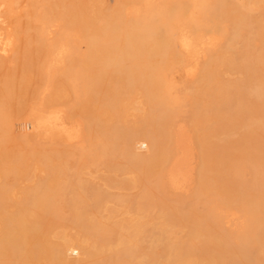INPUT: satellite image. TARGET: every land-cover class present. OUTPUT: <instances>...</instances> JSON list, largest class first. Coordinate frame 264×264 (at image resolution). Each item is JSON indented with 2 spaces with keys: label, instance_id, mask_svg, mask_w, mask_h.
<instances>
[{
  "label": "rangeland",
  "instance_id": "1",
  "mask_svg": "<svg viewBox=\"0 0 264 264\" xmlns=\"http://www.w3.org/2000/svg\"><path fill=\"white\" fill-rule=\"evenodd\" d=\"M72 1V2H71ZM76 1V2H75ZM122 1H125V0H0V64H2V65H0V84H1V86H0V88H1V90H0V94L1 95H3L2 97H4V98H2V97H0L2 100H4L5 99V97H6V99L8 98L7 96H6V94L8 95V94H12V93H10L11 92V90L12 91H14L13 92V96L12 97H10V98H8V100L10 101H8V100H5L6 102H4V101H2L1 102V99H0V102L1 103H3V106L1 105L0 107H2V108H0V110L2 111H0L1 113V116H2V114H3V116L6 118V120H4V118L2 119V117H0V119H1V122H3V123H5L4 125H5V127H0V130H1V128H2V130H7L8 129V127H9V131H10V133H9V131H7V133L8 134H6V132H0V136H2L3 134H4V137H2L3 139L4 138H6V137H10V139L8 140V138H6L5 139V141H4V147L6 148V150L4 149V147L3 148H1L3 145V142H1L2 144H0V168H2V170H0V189L2 190V191H0V192H4L5 190H7L8 188V192H9V190H10V192H12V193H8L7 194V191H6V203H7V206H5V207H8L7 208V213L6 212H4V216H6L10 211L11 212H15L16 210H18V211H21V209L22 210H24V211H22L23 213L25 212V209H23V208H26L25 207V205L23 204V203H21V202H24L23 201V198H24V196L26 197V194H27V192H30L33 188H30V187H33V185L36 183L37 184V182L38 181H40V179H44L45 178V174H46V169H44L45 168V164L47 163V162H49V160H50V164H48V165H53V166H51V167H54V168H56V172H58V175H57V173H56V175H55V177L59 180H57V184L58 183H60V185H62V183L63 182H66V183H63L64 185H66L65 187H63V185L60 187V185H59V188H58V185H57V194L55 195V197H58L59 195L58 194H60V193H62L63 192V194L64 195H62L61 194V197L59 196L58 198H60V199H58V198H55L54 197V200H56V201H54L53 203L54 204H52L51 202L49 203V204H52V206L51 205H49V204H47V208H48V211H47V208H46V206L44 207V209H46L45 211H44V209H35V211H34V209L32 208V209H29L28 207H27V209H26V211L27 210H29L28 212H26L25 214H26V216L28 217H26L27 218V221L25 222V224H24V226H26L27 227V225H29V226H31V225H33V224H35L36 223V225H35V227L38 229V231L40 232V236L42 237L41 239H37V240H33L34 242H32V244L30 245V249H31V252H30V250H29V248H26L25 250H26V252H27V254H28V256H29V260L30 261H26V262H24V263H22L21 261H17V259H15V264H36V263H38V264H51V262H52V264H144V262H142L143 260L142 259H144L143 258V253L145 254L146 252H147V249H148V242L145 240V241H143V242H145L144 244H143V242H141L142 243V245H141V243L140 244H138V247L139 248H137V250L134 252V254L132 255V257H128V256H120V254L118 253V250H119V247L116 245V240L118 239V238H120V237H122L121 235H123L124 233L127 235V237H128V234H129V236H131L132 234H134L133 236H143V235H146L149 231H150V229H153V228H155V227H157V225H158V227H162L168 234H172V236H171V234H170V238L171 239H173L172 241V243L174 244V246L175 245H177V243H178V245H179V247L178 246H176V248L173 250V253H175L174 255H170L171 257H170V259L168 260V262L166 263V262H162L161 261V259L159 258V257H161V248L160 247H156L157 249H153V251H155L154 252V257H156V259H158V260H160L159 261V263L160 262H162V263H160V264H176V262H177V264H179V262L182 260L183 262H185L186 264H190L191 262V264H195L196 263V259L198 258V254H200L199 256V259H197V262H198V264H211V261L213 262V260L214 259H212V256H211V258H210V255H213L214 253V257L213 258H215L216 256L218 257V256H222V258L224 257L223 255L224 254H226L227 253V255L225 256V257H227V256H229V257H231V259L233 258H237V259H239L238 257H240L238 254H236V253H233L234 255L236 254L237 256H232L233 254H232V252H233V249H231L232 250V252L230 251V248H231V246L230 245H228V244H232V243H228V240H229V237H231L232 238V235L234 234H231L230 235V232L232 233V229H229L228 228V226L229 227H231V225H233L232 226V228L234 229V232L236 231H238V229L239 228H241V226H242V224H243V222H244V217L243 216H241L240 214H243V212H242V210L244 209V208H246V207H248V208H250V209H252V207L253 208H258V204H259V202H260V204H259V206L261 205V204H264V199H262V198H264V191H262L263 190V187H264V155H263V151H264V131H262V130H264V107H262L261 108V106H262V103H260V102H263L261 99H258L254 94H253V91L258 87V85L261 83V84H264V79H263V76H264V71H263V69H264V58L262 57V56H264V45H262V44H264V18H263V16L262 15H264V1L263 0H227L226 2L227 3H223V5H221V7H222V9H224V19H223V17L219 20V21H216V22H218V29H216V33H214V32H212V30H208V29H206V26H204V25H206L205 24V14L207 13V12H209L210 10L212 11V9H214V7H216V3H217V5L219 4V1L220 0H213V1H215L216 3H213V1L212 0H204V1H202V0H190V1H192V3L190 2L189 3V0H178V2L176 3V0H168V1H170L171 3H167V2H165V0L164 1H162V0H157V1H159V3L158 2H156V0H140L141 2H139V0H126V2H128V3H126V2H123L122 3ZM131 1V2H130ZM139 3H138V2ZM151 1H153V2H155V4L158 6L157 8H159V7H162L163 9H164V5H163V3L162 2H164V4H166L165 5V8L167 9V10H161V8H160V11H162V12H165V15L166 14H168V13H170L171 14V12H172V14H173V12H175V11H177L179 8H177V10H175L174 8L177 6H180V3L181 2H183L182 4H184V5H182V6H180L181 8L183 7L184 9H186V7H187V10H185V11H188V6H189V11H188V13L187 12H185L183 9H181V10H183L184 12H182L183 13V17H184V13H185V16L188 14V18H183V17H178V16H182V13H180V11L181 10H178L177 11V15H178V13H180L178 16H174L175 18L176 17H178V19L176 18V20H174L175 18H173V16H172V14H171V17H169L170 16V14L169 15H167V16H165L164 14H161V16H163V17H161V18H159V16H160V14H159V16H158V9H157V12H156V9H155V5L151 2ZM160 1H162V2H160ZM167 1V0H166ZM175 1V2H174ZM179 1H181V2H179ZM242 1V2H241ZM255 1H257V3H255ZM29 2V3H28ZM46 2V3H45ZM133 2V3H132ZM187 2V3H186ZM201 2V3H200ZM210 2V3H209ZM235 2H238L240 5L238 6V3H236L235 4ZM244 2V3H243ZM48 3V4H47ZM61 3V4H60ZM162 3V6L160 5H158V4H161ZM176 3V4H175ZM178 3H179V5H178ZM209 3V5L210 6H212L211 8L210 7H206V6H208V5H206V4H208ZM213 5H212V4ZM229 3V4H228ZM241 3H243V4H241ZM258 3H260L261 4V6H260V4H258ZM28 4V5H27ZM124 4H126V5H124ZM148 4V5H147ZM150 4H153V6L154 7H151V5ZM176 5L175 7H173V5ZM204 5V7L203 6H201V5ZM248 4H249V6H248ZM258 4V7H260L261 9L259 10L258 9V7L256 6V5ZM133 5V6H132ZM134 5H136L138 8H136V7H134ZM168 5H170V6H168ZM231 5V6H230ZM233 5V6H232ZM235 5V6H234ZM242 5V6H241ZM244 5H246V6H244ZM200 6H201V8H200ZM227 6H229V9H227ZM256 6V7H255ZM126 7V8H125ZM140 7V8H139ZM148 7H150V8H148ZM220 7V8H221ZM240 7H242V8H240ZM263 7V8H262ZM49 10H48V9ZM128 8V9H127ZM134 8V9H133ZM136 8V9H135ZM148 9V10H144V9ZM232 8V9H231ZM12 10V13H11V10ZM36 9H41V13L40 12H38V13H40V14H38L36 11ZM121 9V10H120ZM135 12H132V10ZM140 9V10H139ZM151 9L153 10H155V15L152 13L153 11H151ZM170 9V10H169ZM203 9H204V11H203ZM245 9V10H244ZM249 9V10H248ZM112 10V11H111ZM114 10V11H113ZM126 10H128V12H129V14H128V12H127V15H126ZM173 10V11H172ZM175 10V11H174ZM226 10V11H225ZM237 10V11H236ZM259 10V11H258ZM263 10V11H262ZM14 11V12H13ZM22 11H24V12H22ZM40 11V10H39ZM48 11V12H47ZM122 11V12H121ZM139 11V12H138ZM149 11V12H148ZM235 12V14H234V12ZM244 11V12H243ZM254 11H255V13H254ZM144 12H147V13H145V14H143ZM150 12L154 15H150V16H148V14H150ZM161 12V13H162ZM167 12V13H166ZM201 12V13H200ZM204 12V13H203ZM231 14H230V13ZM252 12V13H251ZM262 12H263V14H262ZM27 13H31V16H30V14H28L27 15ZM37 13V14H36ZM47 13V14H46ZM100 13V14H99ZM113 13V14H112ZM118 13V14H117ZM156 13H157V15H156ZM245 13V14H244ZM4 14V15H3ZM8 14V15H7ZM10 14V15H9ZM13 14V15H12ZM49 15V16H46V15ZM109 14V15H108ZM175 15H176V13H174ZM197 14V15H196ZM202 14H204V15H202V17H203V20H202V18H200V16ZM243 14V15H242ZM257 14V15H256ZM15 15V16H14ZM27 15V16H26ZM44 15V16H43ZM56 15V16H55ZM100 15V16H99ZM116 15H118V17H117V19H116ZM226 15V16H225ZM251 15V16H250ZM260 15V16H259ZM9 16H11L12 18H9ZM33 16V19L34 20H32V21H30V22H32V25H33V27H32V25H31V23L29 22V20H31L30 19V17H32ZM37 16V17H36ZM60 16V17H59ZM64 16V17H63ZM108 16V17H107ZM125 16H127V17H125ZM136 16H137V18L140 20V19H150V17L151 18H154L153 20L154 21H156V22H158V21H160L161 20V22L163 23V25H164V27H165V34H166V37L168 38V40H171V44H175V45H171L170 44V47H169V49L168 50H166V52H165V50H163V49H161V51L160 50H157L156 51V53H155V55H154V53H153V55L154 56H156V57H158V58H155L154 57V59L156 60V61H165L163 64H162V66H161V71H160V79L158 78L159 76H157V77H155L154 78V80H153V85L150 87V90H147V86L146 85H144V84H146V81H144L143 82V79H141V80H139L140 78H138V77H132L131 79V81H127V78H125L126 76L124 75V74H121V73H117V71H110L111 72V74H110V72L109 71H107V69H106V71H107V73H106V76H105V78H104V76L101 78V80H96L95 82H94V86H92V92H91V94H90V101H87L88 103H83V105H82V107H80V109H79V107H73V97H72V95H71V90H70V86H68V84L66 83V81H68L69 80V82L70 83H72V82H74V81H72L71 79V76H70V72H69V70L70 71H72V72H75L76 70H79L81 73H86L88 76H91L92 74H95V72H96V74H97V72L99 71V70H101V67L100 66H102L103 67V65L101 64H99V62H96L95 60H92L90 57H92L93 58V56H95L96 58H100V59H102L103 57H104V43H103V41H102V39L103 38H105V39H103L104 41H106V47L108 46V48H110V50H112V48H111V46L113 45V50H120V45H121V47L123 46V44H124V36H122V35H125V32H126V30L130 27V25L132 24V21L133 20H137V18H136ZM148 16V17H147ZM156 16V17H155ZM245 16H248V17H245ZM257 16V17H256ZM18 17H20V20H21V17H23V20H21V22H19L20 20H19V18ZM52 17V18H51ZM67 17V18H66ZM120 17V18H119ZM197 17V18H196ZM240 17V18H239ZM243 18V20L244 19H246L245 21H243L242 20V18ZM245 17V18H244ZM263 19H262V18ZM18 18V20L17 21H12L13 23H11V20H14V19H17ZM29 18V19H28ZM38 18H39V20H38ZM42 18V19H41ZM62 18V19H61ZM102 18L104 19V18H106L105 19V23L104 24H99V23H102V21H104V20H102ZM109 18V19H108ZM130 20H129V19ZM247 18H249V19H247ZM253 18V19H252ZM59 19V20H58ZM114 19H116V20H118L119 19V21H116V20H114ZM128 19V20H127ZM185 19V20H184ZM192 19H195V20H197V21H195V22H198L199 20V22H202L203 23V26H202V24H200V23H195L194 21H190V23L192 22L193 24L192 25H190V23H188L189 21L188 20H192ZM199 19V20H198ZM235 19V20H234ZM252 19V20H251ZM28 20V21H27ZM42 20H51V21H45V22H43V24H45L46 26V29L47 30H49V31H47L46 29H45V27L43 26V24L41 23L42 22ZM55 20H57V21H59V22H57L56 21V23H55ZM87 20V21H86ZM102 20V21H101ZM132 20V21H131ZM184 20V21H183ZM188 22H187V21ZM202 20V21H201ZM260 20V21H259ZM37 21V22H36ZM101 21V22H100ZM108 21V22H107ZM115 21V22H114ZM127 21V22H126ZM176 21V22H175ZM181 22V23H184L185 25H186V22H187V24H188V26H184V24H180L179 22ZM204 21V22H203ZM228 21V23H230V24H226L227 26H224L223 24H224V22H227ZM234 21V22H233ZM243 21V22H242ZM248 21H250L251 22V24H250V22H248ZM261 22V24L259 23V22ZM24 22V23H23ZM40 22V23H39ZM47 22V23H46ZM54 22V23H53ZM72 22H74V23H72ZM78 24H77V23ZM130 22V25L129 24H127V23H129ZM242 22V23H241ZM248 22V23H247ZM254 22V23H253ZM256 22H258L257 24H256ZM50 23H53V25L54 24H56L55 25V28H53L54 26H52V25H50L49 26V24ZM59 25H58V24ZM109 23V24H108ZM112 23V24H111ZM159 23V22H158ZM223 23V24H222ZM233 23V24H232ZM242 24L241 26L243 27V30H244V32L246 33V34H249V32H250V38L251 37H254L255 36V34L257 33H259L258 35H257V38H259V37H262V38H259V40L258 39H256L258 42H256V44L255 43H252L251 45L252 46H254V45H256V50H254L253 51V53L250 55V53H249V51H247V57L249 58V62L248 63H253V64H247L248 66H246L247 68V70H246V72L244 73H242V74H239L238 72H233V71H230V69H229V66H228V62H227V60H228V58H229V56L231 55V54H234L235 55V52L238 50V51H240V49H243V45H241V42L243 41H241V39H238L237 41H235V42H232V47H233V50L234 51H232V50H229V46H228V44H229V40H230V38H231V30H232V27H234L235 25L234 24ZM19 24L21 25V26H19ZM38 25V30H39V28L41 29V32H39V31H35V30H37V25ZM198 24H200V27L198 26V28H197V26L196 25H198ZM247 24V25H246ZM255 25V29H254V25ZM11 25V26H10ZM31 25V26H30ZM111 25H114L113 27L111 26ZM126 25V26H125ZM234 25V26H233ZM253 25V26H252ZM260 25L261 26H263L262 27V29H261V27H260ZM24 26V27H23ZM61 26H62V28H61ZM74 28H73V27ZM117 27V29H116V27ZM120 26V28H121V30L122 31H120V28H118ZM128 26V27H127ZM191 27L192 29H193V33H192V29H191V31H189L190 30V28H189V33L191 34L189 37L188 36H186V29L188 28V27ZM245 26V27H244ZM250 26L251 27H253V28H250ZM258 26V27H257ZM25 27H32L30 30H31V32H29L30 30L29 29H25ZM44 27V28H43ZM59 27V28H58ZM186 29H185V28ZM205 27V28H204ZM260 27V28H259ZM10 28V29H9ZM34 28H36V29H34ZM64 28H66V29H64ZM179 28H180V30H179ZM200 28H203L204 30H202V29H200ZM231 28V29H230ZM244 28H247L246 30L244 29ZM258 28H259V30H258ZM19 29V30H18ZM21 29V30H20ZM57 29V30H56ZM101 29V30H100ZM110 29H111V31H110ZM182 29V30H181ZM195 29V30H194ZM199 29V30H198ZM222 29H223V32H222ZM9 30H11L9 33H10V35H12V38H14L13 40L12 39H9V37H11V36H9L8 34V32L7 31H9ZM29 30V31H28ZM33 30V31H32ZM64 30H69V34H71V31L73 32L71 35H76L75 37H77V34H78V37L77 38H79L80 39V37H81V39L83 40V43L85 42L86 44V46H87V49L88 48H90V50H89V57L88 58H86V60L85 59H83V61H82V58H80V60H78L79 58H77V57H79L80 56V54L78 53L79 52V50H78V55L79 56H73V58H75L74 60L72 59V57H70L69 55L70 54H72V52L71 53H69L70 51H65V50H61V48L62 47H68V48H76L75 46L77 45V43H76V41H67V39L68 38H66V36L68 35V31H67V33H66V31L64 32ZM74 30V31H73ZM114 30H116L115 32H113ZM119 30V31H118ZM169 30H171V31H169ZM224 30H225V32H224ZM18 31H20V32H18ZM23 31V32H22ZM35 31V32H34ZM56 31V32H55ZM182 31H186L185 33H183ZM208 31V32H207ZM228 33H227V32ZM16 32L17 33H20V34H16ZM26 32H28L26 35H25V33ZM46 32V33H45ZM59 32H61V36H59ZM63 32V33H62ZM75 32H78V33H75ZM111 32H113V33H111ZM120 34H119V33ZM124 32V33H123ZM198 32H199V34H198ZM206 32V33H205ZM220 32V33H219ZM222 32V33H221ZM263 34H262V33ZM6 33H8V34H6ZM39 33H41V35L39 34ZM48 33L49 34H51V35H48ZM56 33L58 34V35H56ZM64 33H66V35H64ZM173 33V34H172ZM196 33V34H195ZM200 33L202 34V35H200ZM214 33V34H213ZM224 33V34H223ZM230 33V34H229ZM16 36H15V35ZM108 34H112V37H110V39L107 37V35ZM183 34H185V35H183ZM198 34V37L200 36V37H202L203 38V36H204V34H205V36L204 37H206L207 38V36L208 35H210L211 36V34H213L212 35V37H213V39H211L210 38V36H208V38L207 39H201V38H199V40H201V43H198L199 42V40H197L196 41V39H194V38H196L197 36H195V35H197ZM217 34V37L216 36H214V35H216ZM254 34V35H253ZM8 35V36H7ZM13 35H14V37H13ZM21 36V39H20V36ZM43 35V36H42ZM45 35L48 37V36H50V37H48V38H46L45 37ZM64 35V36H63ZM79 35H81L80 37H79ZM101 36V38H102V36H103V38L102 39H100L101 40V43H102V45H103V47H101L100 45V40H99V38H100V36ZM187 35H188V32H187ZM227 35V36H226ZM27 36H29V37H27ZM54 36H59V38H62V39H59L58 37V39L56 38V37H54ZM195 36V37H194ZM221 38H220V37ZM2 37H4L3 39H2ZM6 37H8V38H6ZM19 37V38H18ZM41 37H43V38H41ZM68 37V36H67ZM107 37V38H106ZM173 37V38H172ZM191 37V38H190ZM198 37H197V39H198ZM19 39V41L18 40H15V39ZM31 39L30 41L28 40V39ZM45 38V39H44ZM50 38V39H49ZM175 38V39H174ZM192 38H193V40H192ZM211 39V41H210V39ZM215 38H217V39H215ZM255 38H256V36H255ZM9 40V42H8V40ZM43 41V42H41V40ZM80 39V40H81ZM97 39V40H96ZM173 39V40H172ZM220 40V43H219V40ZM227 39H229V40H227ZM261 39L263 40L262 42H261ZM2 40H4V41H2ZM15 40V41H14ZM46 40H48V41H50V42H48V41H45ZM53 40V41H52ZM61 40H65V41H61ZM81 40V41H82ZM85 40V41H84ZM121 42H120V41ZM123 40V41H122ZM204 42H203V41ZM208 40H209V42H208ZM218 42H217V41ZM255 40V39H254ZM2 41V42H1ZM27 41L29 42V43H27ZM81 41H78V45H79V48H80V52H84V50H85V48H84V44L82 45L81 44ZM91 41V42H90ZM111 41V42H110ZM216 41V42H215ZM239 41H241V42H239ZM4 42H6L5 44H4ZM14 44H16V47H14L15 45H13V43ZM32 42V43H31ZM66 42H68V43H66ZM89 42H90V44H89ZM117 42V43H116ZM173 42V43H172ZM176 42V43H175ZM196 42V43H195ZM261 43V46H260V43ZM9 43L10 44H12V47H8L9 46ZM17 43L19 44V45H17ZM47 43V45H45ZM49 43V44H48ZM76 43V44H75ZM92 43H94V44H92ZM110 43H112V45H110ZM204 43V47H203V45H202V47H203V49H202V47L200 46L201 44H203ZM208 43H211L210 44V47H209V44ZM217 43V44H216ZM219 43V44H218ZM227 43V44H226ZM244 43V41L242 42V44ZM257 43L259 44V45H257ZM29 44V45H28ZM65 44V45H64ZM100 44V45H99ZM116 44V45H115ZM199 44V45H198ZM208 44V45H207ZM40 45H45V47L44 48H42ZM77 45V46H78ZM93 45V46H92ZM96 45H99V47H98V49H97V47H96ZM197 45V46H196ZM215 45H217V46H215ZM224 47H226V48H224ZM235 45V46H234ZM7 46V47H6ZM11 46V45H10ZM90 46V47H89ZM177 46V47H176ZM200 46V47H199ZM220 46L222 47V50H221V48H220ZM228 46V47H227ZM262 46H263V49H262ZM83 47V48H82ZM93 47V48H92ZM209 47V48H208ZM212 47V48H211ZM234 47H237V48H234ZM6 48V49H5ZM12 48H14L13 50H11ZM92 48V49H91ZM96 48V49H95ZM103 48V49H102ZM198 48H200V50H204L205 49V52H203V51H198L199 49ZM7 49H10V50H8L7 51ZM20 49V50H19ZM34 49V50H33ZM39 49H40V51H39ZM101 49V50H100ZM262 49V50H261ZM4 50H6V52L4 51ZM95 50V51H94ZM98 50H99V54H98ZM207 50V51H206ZM219 50V51H218ZM35 51V52H34ZM97 51V52H96ZM103 51V52H102ZM171 51V52H170ZM217 51V52H216ZM256 51V53H254ZM259 51L261 52V53H259ZM5 52V53H4ZM199 52V53H198ZM213 52V53H212ZM233 52V53H232ZM11 53V55H9ZM41 53V54H40ZM76 53V52H75ZM94 53H95V55H94ZM97 53V54H96ZM165 53V54H164ZM201 53V54H200ZM204 55H203V54ZM5 54V55H4ZM157 54V55H156ZM160 54H162V56L161 57H159L160 56ZM169 54V55H168ZM219 54V55H218ZM259 54V55H258ZM263 54V55H262ZM7 55V56H6ZM98 55V56H97ZM101 55H103V57L101 56ZM159 55V56H158ZM203 55V56H202ZM256 55H258V57L256 56ZM262 55V56H261ZM101 56V57H100ZM168 56V57H167ZM216 56V57H215ZM251 58H250V57ZM256 56V57H255ZM173 57V58H172ZM253 57H254V60H251V59H253ZM259 57H261V59H259ZM5 60H4V59ZM70 59L71 58V60H73L72 62L70 61V60H66V59ZM162 58V59H161ZM181 58V59H180ZM43 59V60H42ZM49 59V60H48ZM88 59V60H87ZM165 59V60H164ZM218 59V60H217ZM257 59V60H256ZM261 60L260 62H259V60ZM6 60H7V62H6ZM46 60V61H45ZM92 60V61H91ZM3 61V62H2ZM42 61V62H41ZM75 61V62H74ZM81 61V63H79ZM179 61V62H178ZM180 61H182L181 63H180ZM11 62V63H10ZM45 62H46V64H45ZM68 62V63H67ZM83 62V63H82ZM177 62V63H176ZM184 62V63H183ZM222 62V63H221ZM11 65H10V64ZM36 63V64H35ZM39 63V64H38ZM49 63V64H48ZM77 63H79V65L77 64ZM166 63V64H165ZM262 63V64H261ZM45 64V65H44ZM47 64L49 65L48 67H50V64H52L51 66H54V68L53 69H57L58 70V72L57 73H54V71L56 72V70H53V69H51V70H49V68H47ZM70 64V65H69ZM181 64V65H180ZM184 66H183V65ZM9 65V66H8ZM22 65V66H21ZM41 65V66H40ZM43 65V66H42ZM72 65H73V67H72ZM205 65V66H204ZM262 65H263V67H262ZM13 66V67H12ZM34 66H36V67H34ZM65 66V67H64ZM68 66V68L66 69V67ZM199 66V67H198ZM225 66V67H224ZM252 66V67H251ZM39 67H43V69L44 70H46L45 72H44V70L43 69H41L44 73L42 74V71L39 69ZM44 67H46L47 69H45ZM64 67V69H62ZM76 67V68H75ZM94 67V68H93ZM171 68V70H170V68ZM183 67V68H182ZM199 68V70H198V68ZM253 69V71H255V72H253L252 71V69ZM11 70H10V69ZM17 68V69H16ZM73 68V69H72ZM80 68H82V69H80ZM96 68H97V70H96ZM168 68V69H167ZM8 69V70H7ZM35 69V70H34ZM61 69V71H59ZM72 69V70H71ZM220 69V70H219ZM227 69H229V70H227ZM257 71H256V70ZM40 72H39V71ZM47 70H48V72H50V71H52L53 70V72H50V74H48V76H50L51 77V80H50V78L48 77V79L47 80H45V78H46V74L48 73L47 72ZM66 70V72L67 73H69V74H67L66 76H64L63 74H66L64 71ZM68 70V71H67ZM82 70H83V72H82ZM170 70V72H166V71H169ZM194 70H197L196 72L194 71ZM221 70L224 72H221ZM225 70V71H224ZM249 70L250 71H252L253 72V74H251V75H254L255 76V74L257 75V78H259V82H260V78H261V80H263V81H261L259 84L257 83L258 82V80H257V82H255L254 81V79H255V77H254V79H253V76H251L250 75V73H249ZM260 70V71H259ZM20 71V72H19ZM32 71H33V73H32ZM64 73H63V72ZM86 71H88V73L86 72ZM93 71V72H92ZM227 71H228V73H227ZM230 71V72H229ZM245 71V70H244ZM259 71V72H258ZM12 72V73H11ZM91 74H90V73ZM165 74H164V73ZM234 73V75H233V73ZM248 72V74H246ZM251 72V73H252ZM26 73V74H25ZM35 73V74H34ZM109 73V74H108ZM162 73V74H161ZM166 73H168V74H166ZM171 73V74H170ZM194 73V74H193ZM217 73H219L220 75H221V73H222V75L220 76L219 74H217ZM226 73V75H224ZM237 73V74H236ZM263 73V75H261V74ZM22 74H23V76H22ZM43 76H45V77H43ZM54 76H53V75ZM192 74H193V77H192ZM206 74V75H205ZM55 75H56V78H55ZM62 75L64 76V77H66L65 79H64V77H62ZM70 76V78H69V76ZM116 75V76H115ZM121 75V76H120ZM169 75V76H168ZM205 77H204V76ZM229 75V76H228ZM231 75V76H230ZM236 75V76H235ZM238 75H239V77H241V78H239L238 77ZM241 75V76H240ZM245 77H244V76ZM25 76V77H24ZM27 76H28V78H27ZM53 76V77H52ZM114 76V77H113ZM199 76V77H198ZM243 76V77H242ZM12 77V78H11ZM18 77V78H17ZM39 77V78H38ZM61 77V78H60ZM115 77L117 78V80L115 79ZM161 77H163V78H161ZM165 77V78H164ZM170 77V78H169ZM233 78V80H232V78ZM246 77H248V79H250V80H252V81H250L249 80V82H252L251 84H249V82H247L248 80L247 79H245ZM5 78V79H4ZM9 78H11L10 80H9ZM27 78V79H26ZM33 78H35V79H32ZM55 79L54 81H55V83H54V81H52L53 79ZM138 78V79H137ZM191 78V79H190ZM222 78V79H221ZM224 78V79H223ZM22 79V80H21ZM24 79H25V81H24ZM30 81H29V80ZM57 79V80H56ZM61 79V80H60ZM65 81H64V80ZM67 79V80H66ZM108 79V80H107ZM135 79V80H134ZM196 79V80H195ZM238 81H236V80ZM9 80V81H8ZM16 80H17V82H16ZM36 80H38L39 82H41V85H39L40 83L38 82V81H36ZM43 82H42V81ZM48 80H50L49 82H53L54 83V91L53 92H51L50 94H49V92L47 91V87H46V85L44 86L43 84L45 83V81H48ZM107 80V81H106ZM137 80V81H136ZM20 83H19V82ZM26 81H27V83H26ZM172 81V82H171ZM218 81V82H217ZM232 81H235V82H232ZM254 81V82H253ZM9 82V83H8ZM29 82H30V84H29ZM34 82H36V84L34 83ZM37 82H38V84H37ZM49 82H46L47 84H49ZM58 82H62V84L61 85H56V83H58ZM99 82V83H98ZM116 83V85H118V87L116 86V87H113L114 85H115V83ZM263 82V83H262ZM8 83V84H7ZM17 83V84H16ZM45 83V84H46ZM106 83V84H105ZM125 83V84H124ZM144 83V84H143ZM165 83V84H164ZM229 85H228V84ZM235 83H238V84H235ZM253 83H255L256 85H257V87H256V85L255 84H253ZM12 84V86H9V85H11ZM24 84L26 85H28V86H30L29 88L27 87V85L26 86H24ZM73 84H76V82L75 83H73ZM122 84V85H121ZM175 84V85H174ZM223 84V85H222ZM225 84V85H224ZM227 84V85H226ZM242 84V85H241ZM7 85V86H6ZM17 85V86H16ZM20 85H22L21 87H20ZM32 85H35V86H32ZM103 85V86H102ZM110 85V86H109ZM130 85H132V86H130ZM139 85H141L140 87H138ZM169 85V86H168ZM171 85V86H170ZM214 85V86H213ZM239 85V86H238ZM240 85L241 86H244V87H242V88H244V90L240 87ZM255 85V86H254ZM42 86V87H41ZM43 86H44V89H43V91L45 92H48V94L45 92H43L42 91V93H40L41 91V88H43ZM48 86V85H47ZM119 86L121 87V88H119ZM142 86L144 87V88H142ZM166 86H167V88H166ZM219 86H220V89L221 88H223L224 86H227V88L229 87L230 88V90H231V92L232 91H234V92H232L233 94L235 93V95H238V97L236 96V97H232L233 99H231V100H234V102L233 101H231L230 103H229V109H228V106H227V108H226V106L224 107V108H226V110L224 111V109H223V107H222V105H224V103H223V98H222V96L220 95V93L218 92V89H219ZM222 86V87H221ZM235 86L237 87V90H234V88H235ZM260 86V85H259ZM17 87H20L19 89L17 88ZM25 87H27L26 88V90L24 89ZM37 89H36V88ZM59 87V88H58ZM106 87V88H105ZM168 87H169V90H168ZM174 87V88H173ZM233 87V88H232ZM250 87V88H249ZM253 87H255V88H253ZM33 88H35L36 90H38V91H36L35 89H33ZM64 88H69V89H64ZM95 88V89H94ZM111 88H113V89H111ZM114 88H119V90H115ZM133 88V89H132ZM165 88L168 90V92H167V90L165 91ZM253 88V89H252ZM4 89H6V90H4ZM10 90V92H8L9 90ZM29 89V90H28ZM34 91V93H33V91ZM46 89V90H45ZM96 89H97V91H96ZM175 89V90H174ZM233 89V90H232ZM3 90V91H2ZM19 90V92L16 94V91H18ZM21 90V91H20ZM62 92H61V91ZM65 90H67V91H69V93L67 94V91H65ZM112 90H113V92H112ZM140 90V91H139ZM145 90V91H144ZM164 90V91H163ZM1 91L3 92V93H1ZM4 91H6V92H4ZM26 93H25V92ZM28 91V92H27ZM103 91H105L104 92V94H105V96L102 94L103 93ZM136 91V92H135ZM158 91V92H157ZM236 91V92H235ZM240 91V92H239ZM243 91V92H242ZM8 92V93H7ZM35 92H37V93H35ZM56 92H58V93H56ZM96 92V93H95ZM102 92V93H101ZM107 92H108V94H107ZM110 92V93H109ZM116 92V93H115ZM120 92V93H119ZM138 92H139V94H138ZM143 92H146V96H147V92H148V96L150 97H148V100L146 99V97L144 96L145 95V93H144V95L142 94ZM153 92V93H152ZM170 92V93H169ZM175 92V93H174ZM245 92V93H244ZM20 93H22V94H20ZM31 94V95H29V94ZM62 93V94H61ZM92 93H93V95H92ZM158 93V98H157V96L155 95V94H157ZM168 93V94H167ZM241 93V94H240ZM14 94H15V96H14ZM25 94H28V95H25ZM39 94V95H38ZM43 95L44 94V97H46V100H45V104L43 105V104H41V102H40V104L39 105H42V107H41V109L43 108V106H46V107H44L43 108V110H44V112L42 111V113H40V111H41V109H39L40 107L39 106H37L38 105V103H39V101H42L41 99L39 100V97H38V99H36L37 98V96H40V98H44L43 96L41 97V95ZM58 94L61 96V100L62 101H60V97L58 96ZM71 96H70V95ZM97 94V95H96ZM100 94H101V96H100ZM114 94V95H113ZM117 94V95H116ZM124 94V95H123ZM129 94V95H128ZM170 94H172V96L170 95ZM215 96H214V95ZM240 94V95H239ZM0 95V96H1ZM18 95V96H17ZM22 95H23V97H22ZM35 95V97H33ZM45 95H47V96H45ZM52 95V96H51ZM102 95H103V97H102ZM109 95L110 96H112L111 97V101L113 100V102H111V101H109V99L107 100V103H106V101L104 100V97L106 98V96H108L109 97ZM116 95V96H115ZM126 95H128V96H126ZM142 95V96H141ZM154 95V96H153ZM164 95H166V96H164ZM208 95V96H207ZM221 97H220V96ZM234 95V96H235ZM244 95H246V96H244ZM9 96V95H8ZM31 96V97H30ZM63 96V97H62ZM114 96H115V98H114ZM241 96V97H240ZM18 97H20V102L19 103H23V105L25 106V109H24V106L21 108V104H17L16 105V103H17V100H18ZM35 98V99H33V98ZM48 97V98H47ZM67 97V98H66ZM94 97V98H93ZM98 97H100V98H98ZM174 97V98H173ZM188 97V98H187ZM243 97H245L246 99H248V101L247 100H245V98L243 99ZM15 98H17V99H15ZM32 98V99H31ZM66 98V99H65ZM110 98V97H109ZM113 98V99H112ZM131 99V101L130 100H128V99ZM154 98H157V100L155 99L154 100ZM187 98V99H186ZM242 100H241V99ZM250 98H251V100H250ZM22 99H23V102H22ZM45 99V98H44ZM55 99V100H54ZM101 99V100H100ZM119 99V100H118ZM175 99V100H174ZM213 99H214V104H213ZM216 99V100H215ZM238 99V100H237ZM24 100H25V102H24ZM38 101V103H37V101ZM63 100H65V102L63 101ZM70 100H71V102H70ZM94 100H96V101H94ZM98 100V101H97ZM143 100V101H142ZM159 100V101H158ZM164 101V103L166 104V105H162L161 104V102L162 101ZM181 100V101H180ZM211 100H212V103H211ZM236 100H237V102H236ZM243 100H245V102H243ZM250 100V101H249ZM260 101V102H258V101ZM7 101H8V103H7ZM14 101L16 102V103H14ZM28 101V102H27ZM30 101V102H29ZM49 101V102H48ZM54 101V102H53ZM60 103H59V102ZM108 101H109V104H108ZM117 103H116V102ZM124 101L127 103V102H130V104L129 103H127V104H124ZM142 101V102H141ZM176 101V102H175ZM178 101H180V102H178ZM12 102V103H11ZM31 102H33V104H34V106H33V104H31L32 105V109L33 110H30V113H29V110H28V108H26V107H29V109H31V105H29ZM43 102V101H42ZM68 102V103H67ZM71 104H70V103ZM90 102V103H89ZM93 104H92V103ZM98 102H99V104H98ZM119 102V103H118ZM132 102V103H131ZM134 102V103H133ZM148 102H150V104L148 103ZM152 102V103H151ZM240 102V103H239ZM0 103V104H1ZM10 103V104H9ZM24 103H26V104H24ZM27 103H28V105H27ZM37 103V104H36ZM50 103H54L53 105L52 104H50ZM57 103H59V104H57ZM95 103V104H94ZM98 105H97V104ZM104 103H105V105H104ZM110 103L112 104V105H114V107H116V109L113 107V106H111L110 105ZM143 103V104H142ZM154 103V104H153ZM218 103V104H217ZM234 103H236V104H238V105H236V104H233ZM264 103V102H263ZM4 104H6V105H4ZM7 104H8V107L10 108V109H8V107L6 108V106H7ZM55 104H57V106L55 105ZM61 104V106L59 107V105ZM68 104V105H67ZM89 104V105H88ZM120 104V105H119ZM133 104H134V106H133ZM147 104L148 105H156V106H153V111H150V110H152L151 109V107H148L147 106ZM157 104H158V106H157ZM160 104H161V106H163L162 107V109H161V106H160ZM212 104L215 106H212ZM216 104V105H215ZM220 104V105H219ZM260 104V105H259ZM13 105V106H12ZM27 105V106H26ZM104 105V106H103ZM107 105H109V106H107ZM117 105V106H116ZM171 105H174V106H171ZM176 105V106H175ZM251 105V106H250ZM253 105V106H252ZM258 105H259V108H258ZM15 106V107H14ZM54 106H55V108L56 107H58L56 110H55V112L57 111V113H55L54 111L52 112V110L54 109ZM66 106H68V108L66 107ZM84 106H86V107H88V108H86L87 110L85 111L84 109H82ZM107 106V107H106ZM124 106V107H123ZM147 106V107H146ZM160 106V108H158ZM237 106V107H236ZM241 107V108H239L241 111H239V109H238V107ZM264 106V105H263ZM4 107V108H3ZM12 107V108H11ZM18 107V108H17ZM39 107V108H38ZM66 107V110H69V111H67L68 112V114L66 113V111H63L64 109L63 108H65ZM113 107V108H112ZM127 107V108H126ZM167 107V109H169L170 107H172L171 109H169L170 111H174V114H171L168 110V112L166 111V109H164V108H166ZM200 107V108H199ZM220 107H222V108H220ZM251 107V108H250ZM256 107V108H255ZM13 108H15V109H13ZM20 108V109H19ZM37 108H38V110H40V111H38L37 110ZM45 108H46V110H47V108L49 109H52V110H50L51 111V113H47V112H49V111H45ZM69 108H72L73 110H71V109H69ZM74 108H75V110H74ZM108 108V109H107ZM119 108H121V109H119ZM135 108V109H134ZM146 108L148 109V110H146ZM155 108H157V109H155ZM175 108H176V110H175ZM235 108L236 109H238V110H236V112H238L237 113V115L235 116V114H233V113H236V112H233V111H235ZM253 108H255V109H253ZM261 108V109H260ZM5 109H7V111L5 110ZM37 111H36V110ZM61 109V110H60ZM93 109V110H92ZM114 110V113H116V114H114V113H110V112H112V110ZM117 109H118V111H117ZM123 109L125 110V109H127V111H123ZM159 109V110H158ZM199 109V110H198ZM221 109L223 110V112L221 111ZM254 111H256V113H255V111L254 112H252V110ZM260 109V110H259ZM3 110H5L7 113H9V115H10V117L8 116V114L7 115H5L6 113H5V111L3 112ZM15 110H17L16 112H15ZM25 110V111H24ZM28 110V112H26ZM84 110V111H83ZM97 110H99V112L101 113H99L98 112V114L100 115L99 116V119H94L93 117V119L91 118V116H90V114L93 112V114H96V111ZM133 110V111H132ZM135 110V111H134ZM163 110V111H162ZM200 110H201V112H200ZM204 110V111H203ZM212 112H211V111ZM233 110V111H232ZM260 112H259V111ZM13 111V112H12ZM62 111V112H61ZM79 111V112H78ZM92 111V112H91ZM105 111V112H104ZM118 113H117V112ZM120 111V112H119ZM147 111V112H146ZM149 111V112H148ZM168 113V114H166V112ZM192 111V112H191ZM206 111H207V113H206ZM210 111V113H208ZM227 111H230L229 113L227 112ZM244 111H246V112H244ZM249 111V112H248ZM262 111V112H261ZM21 112L22 113H24V114H22L21 115ZM33 112V113H32ZM72 112V113H71ZM83 112V113H82ZM88 112H89V114H88ZM108 112V113H107ZM121 112H124V113H122L121 114ZM136 112V113H135ZM165 112V113H164ZM180 112V113H179ZM198 112H200V113H198ZM218 112V114H217V116H216V114L215 113H217ZM226 112V113H225ZM251 112V113H250ZM259 112V113H258ZM18 113V114H17ZM27 113H28V116H27ZM47 113V114H46ZM62 113H64V115H66L67 114V117L66 116H64ZM105 113V114H104ZM111 115H110V114ZM141 113V114H140ZM197 113V114H196ZM213 115H212V114ZM254 113V114H253ZM13 114V115H12ZM57 114V115H56ZM59 114V115H58ZM145 114V115H144ZM149 114V115H148ZM204 114V115H203ZM224 114H225V117H224ZM226 114H227V116H228V114L230 115V116H228V117H226ZM240 114H241V117H240ZM12 115V116H11ZM23 115H26L27 117H28V119L25 121V119L27 118L26 116H23ZM69 115V116H68ZM75 115H76V119H73L74 117H75ZM78 115H79V118H78ZM104 115V116H103ZM114 115V116H113ZM120 115V116H119ZM171 115V116H170ZM172 115H174V116H172ZM196 115H200V117H198V116H196ZM206 115H209V116H206ZM259 115V116H258ZM15 116V117H14ZM20 116V117H19ZM57 116V117H56ZM63 117L64 116V119L63 118H59V117ZM85 117V118H83V117ZM87 116H89V117H87ZM149 116V117H148ZM170 116V117H169ZM193 116H194V118H193ZM214 116H216L215 118H214ZM219 116V117H218ZM221 116H223L222 118H221ZM243 116V117H242ZM8 117V118H7ZM26 117V118H25ZM52 117H54L55 119H52ZM82 117V118H81ZM114 117V118H113ZM123 117V118H122ZM127 117V118H126ZM137 117H138V119H137ZM143 117H145V118H143ZM156 117V118H155ZM159 117V118H158ZM173 117V118H172ZM193 119H192V118ZM205 117H209V119L208 118H205ZM229 117H232V119L234 120V123L232 124V123H230L229 121H230V119L231 118H229ZM238 117V118H237ZM244 117L245 118H248L247 120H249L248 121V123L246 122V125L244 124L245 123V121H247L246 119H244ZM256 117V118H255ZM9 118H11V120H9ZM25 118V119H24ZM67 118H69L68 120H66ZM81 118V119H80ZM110 118H112V120L110 119ZM143 118V119H142ZM172 118V119H171ZM186 118V119H185ZM212 118V120H210ZM220 118V119H219ZM225 118H226V120H225ZM239 118H241L243 121H241V119H240V121L242 122V124H244V126H246V127H248V126H250L251 127V129H249V127H248V129L250 130V131H252L251 133H250V131L249 130H246L245 128L246 127H242L241 125V122L239 121ZM262 118H263V120H262ZM18 119H19V121H18ZM23 119H24V122H23ZM50 119L51 120H53V122L52 121H50ZM59 119H61L60 121H59ZM72 119H73V121L74 122H72ZM88 119V120H87ZM117 119V120H116ZM125 119V120H124ZM127 119V120H126ZM141 119V120H140ZM156 119V120H155ZM159 119V120H158ZM172 120V122H170L171 120ZM217 119H219V120H217ZM221 119L223 120V121H221ZM236 119V120H235ZM238 119V120H237ZM257 119V121H255ZM258 119L260 120V121H258ZM4 120V121H3ZM13 120V121H12ZM15 120V121H14ZM56 120L58 121V122H56ZM65 120V121H64ZM71 120V121H70ZM77 120V121H76ZM83 120V121H82ZM91 120L93 121V123L96 125V123H97V125H96V128H98V129H96L95 128V125L94 126H91ZM101 120L102 122L101 123H99V121ZM137 120H140V122L139 121H137ZM144 120V121H143ZM147 120V121H146ZM153 120V121H152ZM164 120V121H163ZM175 120V121H174ZM192 120V121H191ZM195 120H197V121H195ZM225 120V121H224ZM6 121L8 122V124L6 123ZM28 121V122H27ZM68 121V122H67ZM78 121H79V123H78ZM81 121H82V123H83V126H82V123H81ZM87 121V122H86ZM90 121V122H89ZM95 121H98V122H95ZM104 121H106V122H104ZM120 121V122H119ZM145 124V127L144 126H142L143 125V123ZM219 121H221V122H219ZM235 121L237 122V121H239L240 122V126H239V122H237V123H235ZM13 124H12V123ZM60 122V123H59ZM110 122V123H109ZM125 122V123H124ZM128 122V123H127ZM173 122H174V126H173ZM192 122V124H190ZM212 122L215 124H212ZM227 122H229V123H227ZM231 122H233L232 120H231ZM254 122H256V123H254ZM3 123H2V125H3ZM10 123H11V125L12 126H9L10 125ZM23 123V124H22ZM26 123V124H25ZM57 123V124H56ZM75 123V125H73ZM87 123V124H86ZM106 123V124H105ZM119 123V124H118ZM170 123H172V125L170 124ZM207 123H210V124H207ZM223 123H226L228 126L226 127L225 125L226 124H223ZM250 123V124H249ZM262 125H261V124ZM1 124V123H0ZM6 124L8 125V127L6 126ZM51 124V125H50ZM81 125L82 127H84V128H86L87 126H88V129H85V130H87L86 132H84L83 130V128L80 130V126L79 125ZM105 124V125H104ZM115 124H118V125H115ZM134 124H135V126H134ZM138 124V125H137ZM157 124V125H156ZM169 124V125H168ZM194 124V125H193ZM236 124V125H235ZM238 124V125H237ZM247 124H248V126H247ZM3 125V126H4ZM24 125V126H23ZM54 125H56V126H54ZM73 125V126H72ZM86 125V126H85ZM93 125V124H92ZM107 125V126H106ZM137 125V126H136ZM180 128V131H182L183 129V132L181 133L180 131L179 132H177L178 130H179V128H178V130H176V128H177V126ZM188 125H190L191 126V128H190V126H188ZM193 125V126H192ZM229 125H231V127H230V129L231 130H233L234 131V133H233V131H231L230 130V132H231V134H230V132H229V135H230V137H229V135H227L228 133L226 132H222V131H220V128L222 129V127L221 126H225L226 128H228L229 129ZM15 126V127H14ZM53 128H52V127ZM98 126V127H97ZM111 126V127H110ZM175 126H176V128H175ZM186 128H185V127ZM212 126H213V128H212ZM232 126H235V128L233 129L232 128ZM257 126H259V127H257ZM10 127H12V129L10 128ZM95 128V130H97V132L99 133V134H96V132L94 131V129L92 130L91 128ZM109 127V128H108ZM117 127V128H116ZM118 127H121V128H119L118 129ZM125 127V128H124ZM129 127V128H128ZM143 127V128H142ZM167 127H169V128H167ZM174 127V128H173ZM183 127V128H182ZM208 127H209V129H211V131H209V130H207L208 129ZM6 128V129H5ZM26 128V129H25ZM100 128H102V130L100 129ZM115 130H114V129ZM148 128V129H147ZM151 128V129H150ZM152 128H154V129H152ZM164 128V129H163ZM194 128V129H193ZM225 128V129H226ZM236 128H238V130H236ZM241 128H242V130H241ZM263 128V129H262ZM11 129V130H10ZM18 129V130H17ZM90 129V130H89ZM100 129V130H99ZM104 129H106V130H104ZM126 129V130H125ZM128 129H129V131H128ZM182 129V130H181ZM192 129V130H191ZM223 129H224V127H223ZM14 130L16 131V132H14ZM111 130V132L112 133H114L116 130H117V132H119V137H118V140H117V138L115 139H113V141L111 140L112 138H113V136H110L111 135V132L110 133H107V131H110ZM150 131V132H147V131ZM171 130H173L172 132L173 133H175V134H173L172 132H171ZM175 130H176V132L180 135V138L179 139H182V140H180L182 143H183V145H186L187 147H188V145H189V149L186 151L187 152V154L189 155V158H187V159H189V160H187L186 159V161H185V159H183V161H184V164H185V169H186V171H187V176H186V178H187V180H184V177L182 178H180V179H178V180H181V182H182V184L180 183V181H176V182H178L179 184H177V186H176V183H175V186H172L171 185V183L169 182V180H171V178L173 177L172 176V174L170 173V172H168L169 171V169H167V166H168V162H167V160L164 158L165 157V153H164V149H163V147H167V148H169V147H172V146H175V137H176V139H178L177 138V134H176V132H175ZM188 130V132H186ZM191 130V131H190ZM194 130H195V132H194ZM205 130V131H204ZM219 130V131H218ZM246 130V131H245ZM83 131V132H82ZM94 131V135H92V132ZM100 131V132H99ZM101 131H103V132H101ZM164 131V132H163ZM169 131H170V133H172L173 135V137L174 138H172V136H171V138H170V133H169ZM225 131H227V129L225 130ZM239 131H240V133H239ZM243 131V132H242ZM245 131V132H244ZM21 132V133H20ZM81 132L84 134V136L86 135L87 137H86V140H87V142H88V144L85 142L86 140H84L85 138L84 137H82V135L83 134H81ZM88 132H89V134H88ZM148 133V134H145V133ZM160 132V133H159ZM205 132H207V133H205ZM247 132H248V134H247ZM27 133H29L28 135H26V136H24L25 134H27ZM102 133V134H101ZM104 133V134H103ZM106 133V134H105ZM126 133H128V134H126ZM142 134L141 136L140 135H138V134ZM220 133H222V135L220 134ZM238 133L241 135H239L238 136ZM242 133H244V134H242ZM246 133V134H245ZM254 133V134H253ZM96 134V135H95ZM109 134V135H108ZM133 135L134 136V139H133V136H131L132 137V139H130L131 137H130V135ZM135 134V135H134ZM206 134V135H205ZM214 134V135H213ZM224 134H226L225 136L228 138H224ZM234 134H235V136H234ZM251 134V135H250ZM258 134V136H255V135H257ZM18 135H20V136H18ZM90 135H91V137H90ZM101 135V136H100ZM102 135L104 136V137H102ZM107 135H108V137L110 136V139H108L107 138ZM129 135V136H128ZM145 135H147L146 136V138H145ZM150 137H149V136ZM176 135V136H175ZM233 135V136H232ZM250 135V136H249ZM260 135V136H259ZM261 135H263V136H261ZM12 136V137H11ZM24 136V137H23ZM93 136H95V137H97V138H95V139H97L96 141H98V143H100V141H103V139H104V141L106 142H104V143H100V144H98V143H96V141H94V138H92ZM121 136H125L124 138H126V139H128V137H130L129 138V140L128 141H130V140H132L131 141V143L132 144H127V143H130V142H128L127 140V143H124L123 145H124V147H125V150H127V151H124L123 152V150H124V147L122 146V143H123V141L122 140H124V142H126L125 141V139L123 138V137H121ZM127 136V137H126ZM136 136V137H135ZM143 136V137H142ZM151 136H153V137H151ZM182 136V137H181ZM188 136V137H187ZM203 136V137H202ZM20 137H23L22 138V140L23 141H17V140H21V138ZM28 137V138H27ZM80 137H81V139H83V140H80ZM98 137L100 138V139H98ZM102 137V138H101ZM108 139V140H110L109 142H107L108 140L106 139V138ZM168 137V138H167ZM185 137H186V139H185ZM233 137V138H232ZM236 137H238V138H240V140L238 139V138H236ZM247 137H251V138H248L247 139ZM1 138V140L3 141V139ZM152 139V138H154V139H152V141L150 140V139ZM156 138V139H155ZM157 138H158V140H157ZM244 139V141L246 142L245 144H247V146L245 147L244 146V144H243V146L244 147H241L242 146V144H239L240 142H244L243 141V139ZM256 138V139H255ZM257 138H259L258 140H257ZM102 139V140H101ZM121 139V140H120ZM169 139H174L173 140V142H169ZM178 139V140H179ZM206 139V140H205ZM226 139V140H225ZM230 139H232V140H230ZM235 139V140H234ZM237 139L240 141L239 143H237L238 141H237ZM242 139V140H241ZM250 139L252 140V141H250ZM27 140L30 142V143H32V144H34V142H35V145H36V143H37V145L38 146H41V148L43 147L44 148V151L42 150V149H39V151L38 150H36V151H38V152H34L35 151V149H38V147H36V146H34L33 145V147H31V148H33L32 150H30V147H29V150H28V146H27V148H26V144H27ZM100 140V141H99ZM119 143H116V141ZM134 140V141H133ZM146 140V141H145ZM156 140V141H155ZM186 140V141H185ZM202 140H203V142H202ZM215 140V141H214ZM222 140V141H221ZM228 140H230V142H228ZM260 140H262V141H260ZM24 141H25V143H24ZM82 142L83 141V143L85 142V145L83 144V143H81V144H79L80 142ZM94 141V142H93ZM122 141V142H121ZM189 141H191V142H189ZM225 141H227V143L225 142ZM231 141H232V143H234V145L236 144V147H235V149H234V147H232V146H234L232 143H231ZM237 141V142H236ZM8 142V143H7ZM21 142H23L24 143V145H23V143H21ZM40 142V143H39ZM92 142H93V144H92ZM113 142V143H112ZM141 142V143H140ZM151 142V143H150ZM164 142V143H163ZM186 142H187V144H186ZM200 144H199V143ZM207 142V143H206ZM213 142H215V143H213ZM222 142H224L225 143V145H224V143H223V146H222ZM250 142H252L253 144H254V146H252V144H251V146H249V147H251V148H249L248 147V145H250ZM257 142H260V144L261 145H259ZM5 143H7V144H5ZM39 143V144H38ZM48 145H47V144ZM114 143L115 144H118V145H114ZM169 143V144H168ZM170 143H172V144H170ZM185 143V144H184ZM191 143H192V145H191ZM201 143H203V145L201 144ZM212 143H213V145H212ZM32 144H29V145H32ZM41 144V145H40ZM43 144V145H42ZM77 144H79V145H77ZM83 144V145H82ZM87 144V145H86ZM90 144V145H89ZM95 144V145H94ZM110 144V145H109ZM150 146H149V145ZM239 145V149H237L238 148V145ZM69 145V146H68ZM76 145V146H75ZM80 145H81V147H80ZM89 145V146H88ZM98 147H100L101 145V149L100 148H98ZM104 145H105V147H104ZM112 145H114V146H112ZM130 145H132V147L130 146ZM139 145V146H138ZM143 145V146H142ZM154 145V146H153ZM212 145V146H211ZM217 145V146H216ZM229 145H232L231 146V148H229L230 146ZM256 145H258V147L256 146ZM263 145V146H262ZM8 146V147H7ZM72 146H73V148H72ZM78 146H79V148H78ZM85 146H87V147H85ZM90 146H91V148H90ZM111 146V147H110ZM128 146V147H127ZM151 146H152V148H151ZM185 146V147H186ZM194 148H193V147ZM196 146H197V148H196ZM205 146H206V148H205ZM208 146V147H207ZM222 147V154L220 153L221 151V147ZM229 146V147H228ZM262 146V147H261ZM71 147L72 149H75L74 150V153H72L73 151H71L72 149L69 148ZM88 147H89V149H88ZM96 147L98 148V150L97 151H93L94 150V148L96 149ZM110 147V148H109ZM119 147V148H118ZM122 147V148H121ZM129 147H130V149H129ZM137 147V149H135ZM186 147V148H187ZM248 147V148H247ZM260 147V148H259ZM11 148V149H10ZM15 148V149H14ZM35 148V149H34ZM40 148V147H39ZM48 148H50V150H49V152H48ZM65 148L67 149V151L68 150H70L71 151V153H66V151H65ZM81 148V149H80ZM118 148V149H117ZM149 148V149H148ZM173 148H175V147H173ZM172 148V149H173ZM245 148V150L243 151V149ZM46 149V150H45ZM80 149V150H79ZM87 149H88V152H85V151H87ZM100 149V150H99ZM104 149H106V151H104ZM109 149H111V150H109ZM117 149V150H116ZM122 149V150H121ZM163 149V150H162ZM194 149L197 151L196 153L197 154H195V152H194ZM217 149V150H216ZM232 149H234L236 152H238L239 150H240V155H239V153H235V151L233 152V150ZM241 149H242V151H241ZM257 149V150H256ZM259 149V150H258ZM262 149V150H261ZM21 150H23V153H22V151ZM28 150V151H27ZM42 150V151H41ZM53 150V151H52ZM78 150V151H77ZM90 150V151H89ZM102 150V151H101ZM114 150H116V151H114ZM128 150H130V151H128ZM160 150H162V151H160ZM167 150H169V152H170V150H171V148L170 149H167ZM167 150H166V148H165V151L167 152ZM5 151V152H4ZM29 151H33V152H31V154H32V157H33V159H32V157H31V154H29L28 152ZM51 151V152H50ZM69 151V152H70ZM77 151V152H76ZM79 151H80V155H79ZM83 151H84V153H83ZM101 153H100V152ZM109 151V152H108ZM122 151V152H121ZM132 151V152H131ZM229 151V152H228ZM40 152H42V153H40ZM45 152V153H44ZM55 152H56V154H55ZM90 152V153H89ZM121 152V153H120ZM129 152V155L127 154ZM135 152V153H134ZM137 152V153H136ZM169 152L167 153V156H166V158L168 159V154H169ZM186 152H184L185 153V156L184 157H188V155H186ZM192 152V153H191ZM212 152V153H211ZM215 152V153H214ZM217 152V153H216ZM225 152V153H224ZM243 152V154H245V156H243V154H241ZM245 152V153H244ZM3 153V155H1ZM6 153V154H5ZM37 153V154H36ZM38 153H40L39 155H38ZM51 153H52V156H51ZM85 153H86V155H85ZM89 153V154H88ZM98 153V154H97ZM103 153V154H102ZM105 153V154H104ZM108 153V154H107ZM111 153V154H110ZM114 153V154H113ZM118 153V154H117ZM120 153V154H119ZM134 153V154H133ZM190 153V154H189ZM220 153V154H219ZM234 155H237V156H239V159H236L237 157L236 156H234L233 157V154ZM247 153L248 154H250L249 156L247 155ZM256 153V154H255ZM14 154H15V156H14ZM34 154H35V157H37L36 159H35V157H34ZM63 154V155H62ZM68 154H70V156L72 155V157L73 158H75V159H73L72 157L70 158L69 157V155ZM73 154H75V155H73ZM94 154V155H93ZM126 154L128 155V156H126ZM131 154H132V156H131ZM139 154V155H138ZM140 154H141V156H140ZM182 154V152L180 153L179 152V157H181L180 155ZM227 154H229L228 156L230 157H228L229 158V160H231L230 162H228L227 160ZM259 154V155H258ZM16 155H18L17 157H19V158H16ZM22 155H23V157H22ZM36 155H38V156H40V158L38 157V156H36ZM47 155V157H45ZM62 155V156H61ZM76 155H78V156H76ZM83 155V156H82ZM87 155H88V158H87ZM93 155V156H92ZM98 156V158L97 157H95V156ZM102 155V156H101ZM105 155H108V157L107 156H105ZM133 155H137L135 158L136 159H134L133 158ZM152 155H153V157H152ZM158 155V156H157ZM162 155V156H161ZM190 155H193V156H190ZM195 155H197V160L195 159ZM199 155L201 156V157H199ZM207 155V156H206ZM211 155V157H209V156ZM219 155H221V158H224V156H225V158L224 159H222L221 161H220V159H219ZM231 155H232V157H231ZM11 156V157H10ZM26 157V160H25V157ZM42 156H44L43 158H42ZM48 156H50V157H48ZM86 156V157H85ZM130 156V157H129ZM139 156V157H138ZM147 156V157H146ZM164 156V157H163ZM217 156H218V158H217ZM223 156V157H222ZM248 156V157H247ZM55 157V158H54ZM60 157V158H59ZM61 157H62V159H61ZM64 157H66V158H64ZM84 157H85V159H84ZM102 157H104V158H102ZM159 159V161H158V159ZM191 157H192V159H191ZM244 157V158H243ZM253 157H256V158H253ZM258 157V158H257ZM24 158V159H23ZM39 158V159H38ZM52 158H53V160H52ZM77 158H78V160H77ZM90 159L91 161H89V160H87V159ZM101 158V159H100ZM129 158H131L130 160H129ZM138 158V159H137ZM142 158V159H141ZM160 158H161V160H160ZM200 158H202V161L203 162H201L199 159ZM248 158V159H247ZM2 159V160H1ZM20 159V160H19ZM35 159V160H34ZM38 159V160H37ZM47 159V160H46ZM55 159H56V161H55ZM60 159H61V161H60ZM64 159V160H63ZM95 159V160H94ZM148 159V160H147ZM163 159V160H162ZM211 159V160H210ZM215 159H218V160H216L215 161ZM227 159V160H226ZM235 159V161H233ZM247 159V160H246ZM251 159V160H250ZM6 160H7V162H8V164H10V165H8L7 164V162H6ZM24 160V162H22ZM33 160L36 162V163H38L37 165H32V162H33ZM38 162H37V161ZM42 160H43V162H42ZM46 160V161H45ZM67 160H68V162H67ZM92 160H94V161H96V163H94V165L92 164L93 163V161ZM135 160V161H134ZM137 160H138V162H139V160L141 161L142 160V163L141 162H137ZM166 160V161H165ZM245 162H244V161ZM260 160H262V162L260 161ZM10 161H11V163H10ZM15 161V163L13 164V165H15L14 167H16V169L13 167V165H11L12 164V162H14ZM29 161V162H28ZM44 161H45V163H44ZM72 161V162H71ZM75 161V162H74ZM85 161V162H84ZM132 161H133V163H132ZM147 161H148V164H147ZM151 161V162H150ZM153 161V162H152ZM160 161L161 162H163L164 163V165H165V163H166V167H164V165H161L160 166ZM165 161V162H164ZM197 163H196V162ZM201 162V164L203 163L204 164V162H205V164H204V166H203V164L201 165L200 164V162ZM220 161V162H219ZM233 161V162H232ZM239 161H240V163H239ZM252 163H251V162ZM254 161H255V163H254ZM4 162L6 163L5 165H8V166H5L4 165ZM17 162V163H16ZM35 162H33V163H35ZM76 162H78V163H76ZM82 162V163H81ZM192 162V163H191ZM195 162V163H194ZM198 162H199V165H201L200 166V169H198V167H199V165H198ZM212 162V163H211ZM225 162H227V163H225ZM256 162H258L257 164H256ZM1 163H3L2 164V166H1ZM20 163V164H19ZM23 163H26L27 164V166H25V165H23ZM35 163V164H36ZM44 163V164H43ZM60 163H65V164H60ZM135 163V164H134ZM138 163V164H137ZM151 163H152V165H151ZM163 163H161V164H163ZM211 163V164H210ZM213 163H214V166H213ZM224 163V164H223ZM231 165H230V164ZM236 163V164H235ZM248 165H246V164ZM254 163V164H253ZM17 164V165H16ZM77 164V165H76ZM92 164V165H91ZM137 164V165H136ZM146 164H147V166H146ZM186 164H188V165H186ZM192 164V165H191ZM209 164V165H208ZM222 164V165H221ZM226 164V165H225ZM22 165V166H21ZM30 165H32V166H30ZM39 165L41 166V167H39ZM44 165V166H43ZM60 165H63V166H61L60 168H59V166ZM64 165L66 166V167H64ZM126 165V166H125ZM134 165V166H133ZM142 168H140L139 166ZM145 167H143V166ZM151 165V166H150ZM193 165H194V167H193ZM196 165V166H195ZM197 165H198V167H197ZM227 165H228V168H227ZM231 167H230V166ZM232 165H239V166H237V168H236V166L234 167V166H232ZM246 166V168H245V166ZM250 165V166H249ZM263 165V166H262ZM10 166V167H9ZM11 166H12V169H11ZM81 166V167H80ZM120 166V167H119ZM138 166V167H137ZM186 166H188V167H186ZM244 166V167H243ZM5 167H7V168H5ZM21 167H23V168H21ZM29 167V168H28ZM32 167V168H31ZM36 167V168H35ZM39 167V168H38ZM44 167V168H43ZM129 167V168H128ZM147 167H149V168H147ZM162 167V168H161ZM165 168V172H166V170H167V173H168V175L170 174V176H166L167 174H165V172L162 170V169H164ZM169 167V166H168ZM201 167H203V168H201ZM213 167V168H212ZM221 167V168H220ZM226 167V168H225ZM234 167V168H233ZM249 167H252V169L250 170L249 169ZM256 167V168H255ZM4 168V169H3ZM9 168L11 169V170H9ZM14 168V169H13ZM27 168H28V170H27ZM36 169V172H35V174H33V172L35 171V169ZM38 168V169H37ZM57 168H59V169H57ZM62 168V169H61ZM64 168H66L65 170H64ZM70 170H69V169ZM118 168V169H117ZM140 168V169H139ZM144 168V169H143ZM196 168L199 170L198 172H200V173H198V172H196L195 170H196ZM212 168V169H211ZM215 168V169H214ZM225 168V170H223V169ZM239 168H240V170H239ZM241 168H242V170H241ZM244 168H245V170H244ZM248 168V169H247ZM258 168V169H257ZM31 169V170H30ZM33 169H34V171H33ZM41 169H43V171L41 170ZM120 169V170H119ZM139 169V170H138ZM149 169H150V171H149ZM154 169V170H153ZM228 169H230V170H228V172H226ZM232 169H235V170H232ZM13 170V171H12ZM26 170V171H25ZM41 170V171H40ZM55 170V169H54ZM58 170V171H57ZM67 170V172H68V175H69V177H68V175H67V172H64V171H66ZM75 170V171H74ZM107 170V171H106ZM124 170V171H123ZM145 170V171H144ZM162 170V171H161ZM247 170H248V172H251V173H248L249 174V178H248V176H247V178H246V174H247ZM1 171H3V172H7V176H3V172H1ZM11 171V172H10ZM15 171L17 172V173H15ZM70 171H71V173H70ZM106 171V172H105ZM113 171V172H112ZM148 171V172H147ZM156 171V172H155ZM157 171H159V173H157ZM189 171V172H188ZM192 171V172H191ZM205 171V172H204ZM208 171H209V173H208ZM224 171H225V173H224ZM232 171V172H231ZM235 171L237 172V173H235ZM254 173H253V172ZM8 172H10V173H8ZM12 172H14V173H12ZM26 172V173H25ZM29 172L31 173V174H29ZM40 172H42L44 175H43V177H42V173H41V176H38V175H40ZM64 172V174H62ZM130 172L132 173V174H130ZM144 172V174H141V173H143ZM160 172H161V175H158V174H160ZM162 172H164V174L162 175ZM204 172V173H203ZM241 172V173H240ZM244 172V173H243ZM4 173V174H5ZM28 173V174H27ZM72 173H75V174H72ZM78 173V174H77ZM80 173V174H79ZM116 173V174H115ZM135 173V174H134ZM194 175H193V174ZM222 173V175H220ZM234 173V174H233ZM253 173V174H252ZM2 174V175H1ZM9 174V175H8ZM12 174H14V176L12 175ZM18 174V175H17ZM21 174V175H20ZM26 174V175H25ZM60 174H62V175H60ZM66 174V175H65ZM112 174V175H111ZM200 174V175H199ZM222 177V176H224L225 174H228L227 176H224L223 178H221L219 175ZM239 174V175H238ZM247 174V175H248ZM252 174V175H251ZM255 174V175H254ZM32 175L34 176V178L35 179H33L32 178ZM37 175V176H36ZM74 175V178H77V179H75L74 180V178L72 177ZM124 175V176H123ZM130 175V176H129ZM241 175H244L243 177L241 176ZM254 175V176H253ZM15 176H17V177H15ZM63 176H65V177H67V178H63ZM76 176V177H75ZM82 176V177H81ZM103 176H104V178H103ZM108 176H109V179H108ZM113 176V177H112ZM157 176V177H156ZM158 176H160V178L158 177ZM164 176L167 178H169L168 180H166V178H164ZM195 176H197L198 177V179H197V177H195ZM201 176V177H200ZM207 176V177H206ZM236 176V177H235ZM253 176V177H252ZM260 176V177H259ZM5 177H8V178H5ZM15 177V178H14ZM25 177V179H23V178ZM37 177L38 178H40V179H37ZM59 177V178H58ZM62 177V178H61ZM79 177V178H78ZM115 177V178H114ZM147 177H148V179H147ZM161 177L163 178V179H161ZM171 177V178H170ZM192 177V178H191ZM251 177H252V179H251ZM5 180V182H4V180ZM30 180H29V179ZM117 178H119V179H117ZM123 180H122V179ZM128 178H129V180H128ZM135 178V179H134ZM191 178V180H189ZM240 178H242V179H240ZM259 178V179H258ZM20 180L21 182H19L18 180ZM31 179H33L32 181H31ZM65 179V180H64ZM68 179V180H67ZM71 179V180H70ZM79 179V180H78ZM84 179H86L85 181H89L88 183L87 182H85L84 181ZM127 179V180H126ZM165 179V180H164ZM183 179V180H182ZM192 179H193V181H192ZM198 181H197V180ZM212 179V180H211ZM249 179V182L247 181ZM260 179H262V180H260ZM14 180H16V181H18V182H15ZM35 180H38L37 182L35 181ZM64 180V181H63ZM70 180V181H69ZM73 180V181H72ZM126 180V181H125ZM161 180V181H168V183H170V186L168 187V188H166L167 190V192L165 191V192H161L162 190H163V187L160 189V187L161 186H163V182H159V181ZM173 180V179H172ZM197 181V184H196V181ZM208 180V181H207ZM252 180V182H251V185L250 184H248V183H250V181ZM9 181H10V183H11V185H10V183H9ZM12 181V182H11ZM28 181V182H27ZM63 181V182H62ZM68 181H69V185H67L68 184ZM75 181H77V182H75ZM78 181H79V184H78ZM110 181V182H109ZM114 181V182H113ZM120 181V182H119ZM134 181V182H133ZM174 181V180H173ZM172 181V182H173ZM185 181H186V183H185ZM188 181H190V183L188 182ZM217 181V182H216ZM227 182V183H225V182ZM236 181V182H235ZM3 182H4V184L5 185H7L8 187H6L5 185H3ZM26 182V183H25ZM33 182V183H32ZM74 182V183H73ZM111 182H112V184H111ZM117 182H119V183H117ZM133 183V185H131L132 183ZM148 182V183H147ZM157 182L159 183V184H157ZM210 182V183H209ZM241 182H242V184H241ZM248 182V183H247ZM256 182H259V187H258V183H256ZM17 184V185H15L14 186V184ZM21 183H22V185L23 186H21ZM28 183H30V184H28ZM32 183V184H31ZM39 183V182H38ZM90 183V184H89ZM116 183H117V185H116ZM125 183H126V185H125ZM183 183H184V187H183ZM192 183V184H191ZM228 183H229V185H228ZM254 183H256V184H254ZM13 184V185H12ZM28 184V186H29V188H30V190L28 189V187L26 186ZM72 184V185H71ZM103 184V185H102ZM114 184V185H113ZM162 184V185H161ZM194 184H195V186H194ZM32 185V186H31ZM77 185V186H76ZM83 185V186H82ZM93 185V186H92ZM97 185V186H96ZM152 185V186H151ZM156 185V186H155ZM161 185V186H160ZM179 185V186H178ZM188 185H190V189L189 188H186ZM196 185H198V186H196ZM209 185H211V187L210 188H208L209 187ZM230 185H231V187H230ZM253 185H255L257 188H258V192H254V193H252L253 192V190L255 191H257V188L256 187H254ZM4 186V187H3ZM10 186V187H9ZM13 186V187H12ZM20 186V187H19ZM28 189H26L27 190V192H26V190L24 189L25 187ZM67 186H70L69 187V190H73L74 189V191H72L73 193H75L76 195H78V197H79V200H80V205L83 207V208H85V206H86V212H87V210L89 209V212H93V215H95V213L97 212H99L98 214H100V215H95V216H93L92 215V217H91V223L95 226H97L98 224L97 223H99V219L101 218L102 219V221H101V219H100V224H107V223H110L111 221H112V223H115V224H113L112 225V227H113V233L114 234H112V236L113 235H115L116 234V232H118L119 230H120V228H121V231L119 232V233H117L116 235H118V238L116 237V236H113V238L110 236L109 237V242L108 243H110V244H112L111 242H113V244H115V245H108V243H106L108 240H105V241H99V240H97V238H94L93 237V235L90 233V232H86L85 231V229H83L82 227L80 228L78 225V223L76 222V221H74V219H73V217L72 216H70V210H68L67 209V207H68V205H66L65 204V202L68 200H70V198H72V196L70 195L69 197H67L71 192L68 190V187ZM80 186V187H79ZM89 186V187H88ZM94 186H96V187H94ZM110 186H112V188L110 187ZM149 186H151V187H149ZM154 186L155 187H157L156 189V191L154 190ZM160 186V187H159ZM238 186V187H237ZM1 187H3V188H1ZM35 187V186H34ZM73 189H72V188ZM78 187L80 188L79 189V191H77V189H78ZM102 187H104V188H102ZM114 187H115V189H114ZM120 187V188H119ZM132 187V188H131ZM166 187V186H165ZM164 187V188H165ZM173 187V189H171ZM179 187V189H180V191L179 192H181L182 190H183V192H184V190H185V188L186 189H189L188 190V192L186 191V192H184L185 193V195H184V193L182 192V194L184 195H182L181 193L179 194V193H177V194H174L175 192H176V190H177V192H178V190L179 189H175V188H178ZM182 187V188H181ZM189 187V186H188ZM194 187H197V189H195ZM227 187H229L228 189H227ZM241 187V188H240ZM6 188V189H5ZM11 188H13L12 190H11ZM63 188V189H62ZM65 188H67V192L66 191H64L65 190ZM71 188V189H70ZM81 188H82V191H81ZM90 188V189H89ZM91 188H94V189H92L91 190ZM100 188V189H99ZM106 188V189H105ZM144 188V189H143ZM202 188H204V189H202ZM238 188H239V190H238ZM256 188V189H255ZM262 188V189H261ZM14 189H15V191H14ZM20 189V190H19ZM23 189V190H22ZM60 189H62V192H60L61 190ZM84 189V190H83ZM95 189H97L99 192H101L102 193V195H103V197H102V203L100 204V207H99V209L98 210H95L94 208H92L93 206H91V205H93V201L91 200L92 199V197H90L91 196V194H92V191L93 190H95ZM102 189H104V190H102ZM111 189V190H110ZM129 189V190H128ZM141 189V190H140ZM159 189V190H158ZM194 189V190H193ZM206 189V190H205ZM225 189V190H224ZM229 191H227V190ZM246 189V190H245ZM17 190H18V192H19V194H18V192H17ZM75 190H76V192H78V193H76L75 192ZM85 190H87V191H85ZM91 192H90V191ZM107 190V191H106ZM109 190V191H108ZM126 190V191H125ZM165 190V189H164ZM209 192H208V191ZM214 190V191H213ZM221 190H224V191H221ZM245 190V191H244ZM252 190V191H251ZM23 191V192H22ZM25 191V192H24ZM83 191H85V193L83 192ZM96 191V190H95ZM146 191V192H145ZM153 191V192H152ZM171 191H173V192H171ZM191 191V192H190ZM195 191V192H194ZM233 191V192H232ZM248 191V192H247ZM21 192L24 194H21ZM60 192V193H59ZM66 192V193H65ZM80 192V193H79ZM94 192V191H93ZM107 194H109L108 196L109 197H107V195H105V193ZM141 192V193H140ZM157 192H158V196H157ZM192 192H194L193 193V197L191 196L192 194ZM205 192H207V193H205ZM230 192H232L234 195H232V193H230ZM242 192V193H241ZM69 193V194H68ZM83 193V194H82ZM88 193V194H87ZM114 193V194H113ZM141 195H140V194ZM166 194V196H165V194ZM173 193V195H175L174 197H173V199H172V197H169V195L171 196V194ZM226 193H227V195H226ZM258 193V194H257ZM10 194V195H9ZM11 194H13L12 196H11ZM16 194V195H15ZM17 194H18V196H17ZM81 194V195H80ZM88 196H87V195ZM118 194H119V196H118ZM155 194V195H154ZM164 194V195H163ZM202 194V195H201ZM205 194V195H204ZM217 194H219V195H217ZM257 194V195H256ZM260 194V195H259ZM263 194V195H262ZM20 195V196H19ZM22 195H23V197H22ZM28 195V194H27ZM83 195L85 196L84 198H83ZM90 195V196H89ZM139 195L140 196H142V197H139ZM144 195V196H143ZM154 195V196H153ZM160 195V196H159ZM168 195V196H167ZM181 197H180V196ZM188 195H189V197H188ZM208 195V196H207ZM217 195V196H216ZM245 195H246V197H245ZM249 195V196H248ZM253 195V196H252ZM254 195H255V197L257 198H259V196H260V198H259V200L257 199V200H255L254 201ZM262 195V196H261ZM10 196V197H9ZM17 196V197H16ZM65 196V197H64ZM146 196V197H145ZM156 196L157 197H162V198H164V199H157L156 198ZM179 196V197H178ZM183 196V197H182ZM198 196V197H197ZM202 196H204L203 198H202ZM233 197L232 199H231V197ZM251 196V197H250ZM12 197H14L13 199H12ZM105 197H107L108 199H106ZM111 197V198H110ZM115 197H117V199L115 198ZM122 197H123V199H122ZM127 197V198H126ZM155 197V198H154ZM216 199H215V198ZM229 197H230V199H231V201H229L228 202V200H229ZM249 197V198H248ZM8 198H10V199H8ZM63 198V199H62ZM120 198V199H119ZM140 198V199H139ZM142 198H144V200L142 201ZM151 198H153L152 200H151ZM169 198H171V199H169ZM178 198H183L182 199V202L184 201V200H187L186 201V203H181V204H183L182 205V207H184L185 208V205L187 204L188 205V203L190 204V205H188V206H186V209H188L189 208V210H187L186 211V209H184L183 211H181L183 208L182 207H180V209H179V205H181L180 203H177L176 202V200H178ZM187 198V199H186ZM198 198V199H197ZM211 198H213V200L211 201ZM218 198H220V199H218ZM226 198V199H225ZM227 198H228V200H227ZM253 198V199H252ZM255 198V199H256ZM11 199H12V201L13 202H11ZM16 199H17V201H16ZM19 199V200H18ZM57 199H58V203H56L57 202ZM86 201V202H84V200ZM88 199H90L89 201H88ZM105 201H104V200ZM113 199V200H112ZM127 199V200H126ZM138 199V200H137ZM149 199V200H148ZM181 199H179L180 200V202H181ZM207 199V200H206ZM244 199H246L247 201H250L251 199L253 200V201H250V202H247L246 200H245V202H244ZM248 199H250V200H248ZM61 200V201H60ZM64 200H66L65 202H64ZM119 200H121L120 202H119ZM124 202H123V201ZM128 200L134 205L133 207H132V204H130V202L129 203H127L128 202ZM136 200V201H135ZM158 200V201H157ZM164 200V201H163ZM166 200V201H165ZM169 200H171L172 202H169ZM203 200H204V202H203ZM210 200V201H209ZM215 200H216V203H218L217 205L215 204ZM219 200V201H218ZM222 200V201H221ZM227 200V201H226ZM60 201V202H59ZM67 201V202H68ZM104 201V202H103ZM133 201H135V202H133ZM146 201V202H145ZM168 201V202H167ZM14 202H16V204L14 203ZM18 202L19 203H21V204H18ZM63 204H65L64 206L62 205V203ZM90 202V203H89ZM109 202V203H108ZM112 202V203H111ZM123 202V203H122ZM143 202H145L146 203V205H145V203L144 204H142ZM150 202V203H149ZM161 202H163L162 204H166L167 203V205L165 206L167 209H168V211H167V209L161 204ZM165 202V203H164ZM212 202V203H211ZM221 202V203H220ZM227 202V203H226ZM15 204V206H12V205H14ZM25 203V202H24ZM61 203V204H60ZM82 203H83V205H82ZM84 203H86V204H84ZM88 203V204H87ZM106 203H107V206H105L106 205ZM111 203V204H110ZM159 203V205H160V209H158L159 208V205H157ZM174 203H176L177 205H176V208H174V206H175V204ZM208 203H211L210 204V206H209V204ZM213 203H214V205L216 206L215 207V209H214V206H213ZM229 203V204H228ZM246 203H252L251 205L250 204H246ZM12 204V205H11ZM58 204H60V205H58ZM90 204V205H89ZM105 204V205H104ZM115 204H116V206H115ZM128 204H130V205H128ZM136 204H137V206H136ZM149 204V205H148ZM156 206H155V205ZM179 204V205H178ZM202 206H201V205ZM205 204V205H204ZM241 204H242V207H241ZM10 205L13 207H11L10 208V210H9V207H10ZM20 205V206H19ZM21 205H23V208H21L22 206ZM49 205V206H48ZM91 207V208H89V206ZM118 205H123L122 207L121 206H118ZM140 205V206H139ZM207 205V207H205ZM224 205V206H223ZM225 205H227V206H229V207H227V208H230V209H227V208H225L226 206ZM253 205V206H252ZM256 207H255V206ZM55 206H61L60 208H58V209H62V211L59 213V211L60 210H58V209H56V207ZM67 206V207H66ZM88 206V207H87ZM126 206V207H125ZM129 206V207H128ZM155 206V207H154ZM158 206V207H157ZM212 206V207H211ZM223 206V207H222ZM50 207H52L53 208V211L52 210H50ZM64 207V208H63ZM65 207H66V210H65ZM106 207V208H105ZM109 207V208H108ZM117 207V208H116ZM118 207H119V209H118ZM130 207L131 208H133V209H130ZM147 207V208H146ZM150 207V208H149ZM162 207V208H161ZM170 207H173V208H170ZM178 207V208H177ZM188 207V208H187ZM203 207V208H202ZM238 207V208H237ZM51 208V209H52ZM127 208V209H126ZM191 208V209H190ZM196 209V211L197 212H199L198 213V215H196V213L194 212L195 211V209ZM208 209V208H210V209H208V210H210V211H206L205 212V209ZM223 210H222V209ZM243 208V209H242ZM100 209H102V210H100ZM115 209H116V211H117V209L120 211L118 214H114V212H116L115 211ZM122 209H123V211H122ZM136 211H135V210ZM152 209H155V211L153 210L152 211ZM163 209H165V211L163 210ZM175 209V210H174ZM192 209H193V211H192ZM212 209V210H211ZM237 209H239V210H237ZM31 210H33V212L31 211ZM38 210V211H37ZM41 210H43V211H41ZM55 210V211H54ZM57 210V211H56ZM65 210V211H64ZM104 210H105V212H104ZM110 210V211H109ZM112 210H114V212L112 211ZM125 210V211H124ZM126 210H127V212H126ZM129 210H130V212H129ZM141 212H140V211ZM162 211L161 213H159L158 211ZM172 210H174L173 212H175V215H174V213L172 212ZM176 210H180L181 212L179 213V211H177L176 212ZM202 211V213L200 212V211ZM213 210H215V211H213ZM219 210V211H218ZM220 210H221V213H223V214H220ZM228 212H227V211ZM241 210V213H239V211ZM18 211H17V213H18ZM31 211V212H30ZM52 211V212H51ZM63 211H64V213H63ZM107 211V212H106ZM109 211V212H108ZM112 211V212H111ZM133 211H135V212H133ZM138 211V212H137ZM163 211H164V213H163ZM203 211L205 212L204 214H203ZM223 211V212H222ZM231 211H233V212H231ZM237 212V213H235V212ZM38 212H40L42 215H40V218H42V219H39V215H37V214H39ZM51 214H50V213ZM55 212V214L53 215L52 213H54ZM101 212L104 214L103 216H102V214H101ZM111 212V213H110ZM118 212V211H117ZM116 212V213H117ZM122 212V213H121ZM139 212H140V214H139ZM144 212H147V213H145L144 214ZM152 214H151V213ZM158 212V214H156ZM167 212L169 213V214H173V216L172 215H167ZM171 212V213H170ZM184 214H183V213ZM194 212V213H193ZM219 212V213H218ZM227 214H226V213ZM6 213V214H5ZM37 213V214H36ZM57 213V214H56ZM62 213H63V215H65L66 213V219L70 216V217H72V219H73V222H74V224H72V219L69 217L67 220L65 219V218H62ZM126 213V215L128 214L129 216V218L125 215V216H122V215H124ZM131 213H133V214H131ZM190 213V214H189ZM208 213H212V214H210V215H208ZM215 213V214H214ZM229 213V214H228ZM230 213H231V217H232V219L233 220H231V218H230ZM233 213H234V216H233ZM239 213V214H238ZM29 214H31V215H29ZM48 214V215H47ZM62 215V216H60L62 219L59 221V219H56V218H58V217H56V216H59V215ZM69 214V215H68ZM110 215V216H112V217H110V216H107V215ZM139 214V215H138ZM150 214V215H149ZM156 214V215H155ZM162 214L163 215H166V216H162ZM181 214V215H180ZM193 214V215H192ZM194 214H195V216L197 217V219H195V218H193V217H195L194 216ZM199 214H201V216L199 215ZM208 215V216H206V215ZM214 214V215H213ZM51 215V216H50ZM67 215H68V217H67ZM105 215L107 216V217H105ZM132 215H133V217H132ZM147 215V216H146ZM189 215V216H188ZM206 217H204V216ZM212 215V216H211ZM216 215V216H215ZM223 215V216H222ZM239 215V216H238ZM30 216V217H29ZM46 216H48V217H46ZM98 216H100V217H98ZM131 216V217H130ZM140 216H141V218H140ZM145 216H146V218H145ZM154 216H155V218L156 219H158V221L157 220H155V223H154V220L153 219H155L154 218ZM157 216V217H156ZM163 218H162V217ZM171 216V217H170ZM174 216H175V218H174ZM177 216H182V218L181 217H178L177 218ZM185 216H187V219L186 218H184ZM191 216H192V218H191ZM216 217V219H215V217ZM225 216V217H224ZM46 217V218H45ZM53 217V218H52ZM93 217H95V218H98L97 219V221H96V219L95 218H93ZM104 217H105V219H104ZM109 217V218H108ZM135 217H137V218H135ZM164 217H166V219H164ZM174 219H173V218ZM198 217L200 218L199 220H201L202 219V223H198L199 224V226H197V222H201V221H198ZM214 217V218H213ZM219 217V218H218ZM224 219H222V218ZM92 218H93V221H92ZM113 218V219H112ZM126 218H128V219H130V221L129 220H127L128 221V224L129 225H127L128 226V228L127 229H124L123 227H127L126 226ZM162 218V219H161ZM179 218H181V219H179ZM203 218L205 219V220H203ZM208 218V219H207ZM213 218V219H212ZM220 218H221V220H223V221H221L220 220ZM228 220H227V219ZM229 218H230V221H229ZM36 219V220H35ZM47 219V220H46ZM56 219V220H55ZM104 219V220H103ZM109 219V220H108ZM110 219H112V220H110ZM124 219V220H123ZM135 219H137V220H135ZM144 219V220H143ZM147 219V220H146ZM151 219V221H149ZM159 219L160 220H162V221H159ZM179 221H178V220ZM192 219H195V221L194 220H192ZM219 220V222H218V220ZM240 220V219H243V220H240V221H238V220ZM32 220V221H31ZM46 220V221H45ZM63 220H66V221H63ZM70 220V221H69ZM131 220H133V223L131 222ZM136 221V223H135V221ZM166 221L165 222V226L168 228L169 226V230H167V228H164L165 226H164V221ZM186 222H185V221ZM210 220V221H209ZM213 220H215V221H213ZM227 220V221H226ZM31 221V222H30ZM34 221H36V222H34ZM52 221V222H51ZM104 221V222H103ZM105 221H108V222H105ZM117 221V222H116ZM142 221V222H141ZM169 221V222H168ZM173 221V222H172ZM182 221H184V222H182ZM208 221H209V223H208ZM220 221L222 222V224H220L219 226H223V227H226V229L227 230H225L223 227L221 228V229H217V227H219L218 226V224L220 223ZM229 221V222H228ZM234 221V222H233ZM241 221H243V222H241ZM49 222H50V224H49ZM76 222V223H75ZM120 222V223H119ZM122 222V223H121ZM145 222H147V223H145ZM151 223V225H150V223ZM157 222H159V223H157ZM174 222H176V223H174ZM181 222V223H180ZM189 222V223H188ZM191 222H195L194 224L192 223V225H191V227H196V228H188L189 226H190V224H191ZM203 222H205V225H202V224H204ZM213 224H212V223ZM28 223V224H27ZM41 223H46V224H41ZM54 223H55V226H54ZM125 223V224H124ZM130 223H132V224H130ZM148 223H149V225H148ZM154 223V224H153ZM162 223H163V225H162ZM174 224L175 225V227L173 226V228H171L172 227V224ZM183 223V224H182ZM211 223V224H210ZM226 223H228V224H226ZM233 223H235V224H233ZM48 224V225H47ZM52 224H53V226H52ZM57 224H58V226H57ZM70 224H72V225H70ZM140 224V228H139V226H137V225H139ZM144 225V227L145 228H147V229H145L144 230V227H143V225ZM161 224V225H160ZM168 224H170V225H168ZM177 224V225H176ZM178 224H179V228H178ZM187 226H186V225ZM214 224H216V227H215V225ZM224 224V225H223ZM225 224H226V226H225ZM237 224V225H236ZM239 224L241 225V226H239ZM38 225H39V227H38ZM40 225H42V226H40ZM50 225V226H49ZM76 225V226H75ZM115 225V226H114ZM117 225V226H116ZM122 225V226H121ZM183 225V226H182ZM184 225H185V228L186 229H183L184 228ZM194 225V226H193ZM210 225V226H209ZM213 227H212V226ZM34 226V225H33ZM46 226H48L47 227V229H46ZM64 227V229H63V227ZM75 226V227H74ZM120 226V227H119ZM148 226V227H147ZM201 226V228H198L197 229V227H200ZM205 226V228L206 227H208L209 226V229L208 228H206V230H205V228H203V227ZM44 227V228H43ZM53 227H55V228H53ZM116 227H119L118 229L116 228ZM143 227V228H142ZM152 227V228H151ZM157 227V228H158ZM183 227V228H182ZM236 227V228H235ZM238 227V228H237ZM51 228H52V230H51ZM58 228H60V229H57ZM135 228H137L136 230H135ZM175 228V229H174ZM43 229V230H42ZM46 229V230H45ZM78 229H80V230H78ZM116 231H115V230ZM122 229H124L125 231H122ZM131 229V230H130ZM141 229V230H140ZM172 231H171V230ZM174 229V230H173ZM192 229V230H191ZM194 229L196 230V231H200L201 233H203V234H205L207 237H205V238H203V239H196L195 237V235H193L192 233L193 232H195L194 231ZM202 229H204V231L202 230ZM42 230V231H41ZM48 230V231H47ZM57 230V231H56ZM63 230V231H62ZM81 230H83L84 232H82ZM118 230V231H117ZM130 230V231H129ZM133 230H135V231H133ZM142 231V230H144L143 232H147V233H143V232H141L140 233V231ZM146 230H148V231H146ZM208 230V231H207ZM215 230V231H214ZM223 230H225L226 231V233L228 232V231H230L229 232V234L227 233H225V231H223ZM52 231V232H51ZM55 231V232H54ZM128 231V232H127ZM131 231H132V233H131ZM203 231V232H202ZM213 231V234H214V236H213V234L211 233V232ZM217 231V232H216ZM263 231H264V229H263ZM261 232L260 233V237H258V239H257V246H258V248H261L259 251L257 250V252H258V261L260 262H258V264H264V244H262L263 242V238H264V236H263V234H264V232ZM55 234H54V233ZM63 232H65L64 234H62ZM89 233V235H91V236H89V235H87L86 236V233ZM170 232V233H169ZM175 232V233H174ZM177 232H179L178 234H180V233H182L183 232V234H182V236H181V234H180V237H179V235L178 234H176ZM187 232V233H186ZM216 232V233H215ZM236 232H235V234H236ZM58 233H60V236H59V234ZM122 233V234H121ZM136 233H137V235H136ZM139 233V234H138ZM143 233V235H141ZM210 233V234H209ZM218 233H219V236L217 237V235H218ZM221 233V234H220ZM42 234H44V235H42ZM54 235V236H51V235ZM74 234L76 235L77 234V237H79V238H77V237H75L74 236ZM119 234H121V235H119ZM124 234V235H125ZM209 235V238L211 237V239L210 240H208V239H206V238H208V235ZM212 234V235H211ZM216 234V235H215ZM226 234V235H228V236H226L227 238V240H225V238H224V235ZM235 234L233 235V236H235ZM62 235V236H61ZM80 235V236H79ZM123 235V237H126V236H124ZM174 235V236H173ZM211 235V236H210ZM220 235H223V236H220ZM230 235V236H229ZM48 236V237H47ZM51 236V238L49 239V237ZM67 236H69V238L67 237ZM81 236H84L86 239H84V237H82L81 238ZM120 236V237H119ZM175 236H177L175 239L173 238V237H175ZM192 236H194V238L192 237ZM55 237V238H54ZM72 237H75L74 238V240L72 239ZM116 237V239L114 240V238ZM190 237H191V240H190ZM40 238V237H39ZM59 238L61 239V238H63V240L61 241V240H59ZM65 238V239H64ZM71 238V239H70ZM92 238V239H91ZM96 239L95 241H96V243H95V247H94V244H93V242H95V241H93L94 239ZM180 238V239H179ZM222 238H224V239H222ZM43 239V240H42ZM55 239V240H54ZM67 239H68V241H67ZM79 239V240H78ZM84 239V240H83ZM113 239V241H111ZM177 239H178V241H177ZM195 241H193V240ZM213 239L216 241V242H214L213 241ZM51 240V241H50ZM58 240V241H57ZM71 240V241H70ZM83 242V241H85L84 243H80L81 241ZM91 241V243H90V241ZM176 242H175V241ZM184 240V241H183ZM219 240H220V242H219ZM222 240V241H221ZM259 240V241H258ZM37 241V242H36ZM42 241V242H41ZM49 243H47V242ZM54 241V242H53ZM60 241H61V243H60ZM65 241V242H64ZM67 241V242H66ZM78 243H77V242ZM89 241V242H88ZM114 241H116L115 243H114ZM183 241V242H182ZM186 241V242H185ZM200 241H201V243H200ZM206 241H208L207 243H206ZM211 241V242H210ZM213 241V242H212ZM41 242V243H40ZM53 242V243H52ZM62 242H64V244H65V246L62 244ZM72 242V243H71ZM98 242H99V245H98ZM101 242L103 243V244H101ZM194 242V243H193ZM198 244H197V243ZM223 242H226L227 243V245L225 244H223ZM33 243H35L36 245H33ZM38 243V244H37ZM40 243V244H39ZM43 243V244H42ZM45 243H46V245H45ZM55 243V244H54ZM56 243H57V245H56ZM66 243H68V244H66ZM77 243V244H76ZM188 243H190V244H188ZM212 243H214V244H212ZM217 243V244H216ZM221 243V244H220ZM48 244V245H47ZM52 244V248H50L49 246ZM55 246H54V245ZM80 244H82V245H80ZM87 244V245H86ZM89 244V245H88ZM105 244H107V246H109V247H111V248H107V246L105 247ZM146 244H147V246H146ZM193 244H194V249H193ZM204 244V245H203ZM207 244H209V245H207ZM211 244V245H210ZM261 244V245H260ZM32 245H33V247H32ZM45 245V246H44ZM85 245V246H84ZM98 245V246H97ZM184 245V246H183ZM197 245V246H196ZM199 245V246H198ZM200 245H202V247L200 246ZM207 245V246H206ZM213 245V246H212ZM217 245V246H216ZM220 245V246H219ZM221 245H222V247H223V249H222V247H221ZM260 245V246H259ZM263 245V246H262ZM40 246H41V248H40ZM65 247V248H63V247ZM71 246V247H70ZM73 246V247H72ZM77 246H79L80 247V249H78L79 247H77ZM84 248H83V247ZM87 246V247H86ZM114 246V247H113ZM115 246H116V252H115V250L113 249V248H115ZM180 246H182V247H180ZM189 247V248H187V247ZM206 246V247H205ZM215 246V247H214ZM219 246V247H218ZM39 247V249H37ZM44 247H45V249L46 250H44ZM55 247H57V248H55ZM61 247V248H60ZM91 247H93V248H91ZM96 247H98V248H96ZM100 247H101V250H99L100 249ZM103 247V248H102ZM118 247V248H117ZM140 247H141V249L143 248L144 249V252L143 251H141V249H140ZM178 247V248H177ZM183 247H184V250L187 248V250H185V253L186 254H190V255H186L185 253H184V255L185 256H183L182 254H183V252H184V250H183ZM186 247V248H185ZM191 247H192V249H191ZM203 247L205 248V250L203 249ZM210 247H212L211 249H210ZM215 249H214V248ZM221 247V248H220ZM263 247V248H262ZM34 248V249H33ZM49 248V249H48ZM59 248V249H58ZM105 248V249H104ZM198 250H197V249ZM218 248H219V250H218ZM224 248H228L227 250H225V252L226 253H224L223 254V252H224ZM37 249V250H36ZM41 249V250H40ZM56 249H57V251H56ZM84 251H83V250ZM91 249H93L95 252H93ZM102 249H103V251H102ZM142 249V250H143ZM160 249V250H159ZM189 249H191V250H189ZM203 249V250H202ZM208 249V250H207ZM9 250V248H6L5 249V253H6V255H7V258H9V254H11L10 253V251H8ZM52 250L54 251V252H52ZM83 252H82V251ZM107 250H108V252H107ZM177 252H176V251ZM193 250H194V252H193ZM210 250H212V251H210ZM215 250V251H214ZM221 250V251H220ZM36 251H38L39 252V254H38V256H37V258H36V260L38 259V261H34V258H35V252ZM48 253H47V252ZM49 251L51 252V253H49ZM62 251V252H61ZM74 251V252H73ZM86 251V252H85ZM137 251H140V252H138L137 253ZM175 251V252H174ZM190 251V252H189ZM196 251V252H195ZM197 251H198V253H197ZM199 251H200V253H199ZM205 251V253L204 254H202L203 252ZM228 251H230L229 253H228ZM34 253V255H33V253ZM43 252V253H42ZM97 252V253H96ZM100 252H103V253H100ZM142 252V253H141ZM262 252V253H261ZM56 253H58V255L56 254ZM63 253V254H62ZM91 255H89V254ZM113 253V254H112ZM155 253L157 254V256H158V253H159V256L157 257L156 255H155ZM195 255H194V254ZM217 253H222L221 255L219 254H217ZM32 254V255H31ZM44 256H43V255ZM48 254V255H47ZM52 254V255H51ZM141 254V255H140ZM180 254V255H179ZM197 254V255H196ZM217 254V255H216ZM229 254V255H228ZM262 254V255H261ZM40 255H42V256H40ZM47 255V256H46ZM101 255V256H100ZM114 256V258L115 259H113V257H111V256ZM140 255V256H139ZM194 255V258L192 259V256ZM205 255H206V257H205ZM87 257L86 258V260H85V258H83V257ZM90 256V257H89ZM104 256L106 257V256H109L110 257V259H109V257H108V259L107 260H109V261H106V259L104 258ZM139 257V258H136V257ZM174 256V257H173ZM182 256L184 257L183 259H180V258H178V257H181L182 258ZM197 256V257H196ZM48 258V261H47V258ZM56 257V258H55ZM81 257L85 260H81ZM121 257V259H119V258ZM126 257V258H125ZM127 257L128 258H130V259H127ZM173 257V258H172ZM186 257H187V259H186ZM203 257H205V258H203ZM224 257V258H225ZM44 258H46V260L44 259ZM55 258V259H54ZM173 259V261H172V259ZM190 258V259H189ZM196 258V259H195ZM200 258H201V260H200ZM223 258V259H224ZM263 258V259H262ZM42 261H41V260ZM52 259V260H51ZM88 259H90V260H88ZM99 259H100V261H99ZM105 259V261H103ZM134 260V261H132V260ZM140 259V260H139ZM177 259V260H176ZM180 259V261L178 262V260ZM195 259V260H194ZM204 259V260H203ZM209 261H208V260ZM225 259H227V258H225ZM33 260V261H32ZM39 260L41 261V262H39ZM71 260H72V262H71ZM81 262H80V261ZM102 260V261H101ZM185 260V261H184ZM195 262H194V261ZM206 260V261H205ZM227 260H230V258L229 259H227ZM46 261V262H45ZM51 261V262H50ZM82 261H84V262H82ZM163 261H164V259H163ZM187 261H188V263H187ZM191 261V262H190ZM200 261V262H199ZM202 261V262H201ZM207 261H208V263H207ZM225 261V260H224ZM30 262V263H29ZM34 262V263H33ZM48 262V263H47ZM79 262V263H78ZM98 262V263H97ZM183 262H180V263H182V264H185V263H183ZM190 262V263H189ZM204 262V263H203ZM210 262V263H209ZM228 261H226L225 262V264H228L227 263ZM8 264L9 262H3V261H0V264ZM146 264V263H145Z\"/></svg>",
  "mask_w": 264,
  "mask_h": 264
},
{
  "label": "bare ground",
  "instance_id": "2",
  "mask_svg": "<svg viewBox=\"0 0 264 264\" xmlns=\"http://www.w3.org/2000/svg\"><path fill=\"white\" fill-rule=\"evenodd\" d=\"M131 1H132V0H131ZM131 1H130V2H131ZM162 1H164V0H162ZM162 1H160V2H162ZM170 1H171V0H170ZM170 1H168V0L166 1V0H165V2H167V3H168V2H169V3L172 2V1H171V2H170ZM192 1H193V0H192ZM192 1L189 0V3H190V2L192 3ZM202 1H204V0H202ZM212 1H213V0H212ZM226 1H227V0H220L218 5H217L218 2L216 3L215 1H213V3H216V7H214V9H212V11L210 10L209 12H207V13L205 14V21H206L205 24H206V25H204V26H206V29H208V30H212V32L216 33L215 31H216V29H218V22H216V21H219L222 17H223V19L225 18V17L223 16V15H224V9H222L221 5H223L224 2L227 3ZM230 1H231V0H230ZM232 1H233V0H232ZM263 1H264V0H263ZM71 2H72V1H71ZM75 2H76V1H75ZM123 2H126V0H125V1H122V3H123ZM137 2H138V1H137ZM139 2H141V1L139 0ZM139 2H138V3H139ZM151 2L155 5V9H156V8L158 7V6L156 5L157 3L155 4V2H153V1H151ZM156 2L159 3V1H157V0H156ZM174 2H175V1H174ZM177 2H178V0H176V3H177ZM179 2H181V1H179ZM241 2H242V1H241ZM28 3H29V2H28ZM45 3H46V2H45ZM126 3H128V2H126ZM132 3H133V2H132ZM162 3H163V5H164V9L167 10V9L165 8V5H166V4H164V2H162ZM162 3H161V4H158V5H159V6H160V5L162 6ZM176 3H175V4H176ZM182 3H183V2L180 3V6L184 5V4H182ZM186 3H187V2H186ZM200 3H201V2H200ZM209 3H210V2H209ZM209 3L206 4V5H208V6H206V7H210V8H211L212 6H210ZM236 3H238V2H235V4H236ZM243 3H244V2H243ZM243 3H241V4H243ZM255 3H257V1H255ZM47 4H48V3H47ZM60 4H61V3H60ZM153 4H150L151 7H154ZM175 4L173 5V7L176 6ZM211 4H212V3H211ZM228 4H229V3H228ZM258 4H260V3H258ZM258 4H257V5L255 4V5L258 7ZM27 5H28V4H27ZM124 5H126V4H124ZM147 5H148V4H147ZM178 5H179V3H178ZM204 5H205V4H204ZM204 5L202 4L201 6L204 7ZM212 5H213V4H212ZM236 5H237V4H236ZM239 5H240V4L238 3V6H239ZM132 6H133V5H132ZM166 6H167V5H166ZM168 6H170V5H168ZM180 6H178V7L176 6L174 9L177 10V8H179L178 10H181V9H183L184 11L187 10V7H186V9H184V8H183L184 6H183L182 8H181ZM201 6H200V8H201ZM230 6H231V5H230ZM232 6H233V5H232ZM234 6H235V5H234ZM241 6H242V5H241ZM244 6H246V5H244ZM248 6H249V4H248ZM256 6H255V7H256ZM260 6H261V4H260ZM134 7L138 8L136 5H134ZM162 7H163V6H162ZM162 7L157 8V9H158V12H157V9H156V12L158 13V16H159V14H160L159 18L163 17V16H161V14H164V15H165V12L160 11V8H161V10L163 9ZM220 7H221V8H220ZM125 8H126V7H125ZM136 8H135V9H136ZM139 8H140V7H139ZM148 8H150V7H148ZM240 8H242V7H240ZM262 8H263V7H262ZM47 9H48V8H47ZM127 9H128V8H127ZM133 9H134V8H133ZM164 9H163V10H164ZM227 9H229V6H227ZM231 9H232V8H231ZM242 9H243V8H242ZM258 9L260 10L261 8L258 7ZM10 10H11V9H10ZM36 10H37V11H36L37 13H38V12L41 13V9H36ZM39 10H40V11H39ZM48 10H49V9H48ZM120 10H121V9H120ZM131 10H132V9H131ZM139 10H140V9H139ZM144 10L146 11V10H148V9L145 8ZM165 10H164V11H165ZM169 10H170V9H169ZM175 10H174V11H175ZM178 10H177V11H178ZM183 10H181L180 13L184 12ZM244 10H245V9H244ZM248 10H249V9H248ZM259 10H258V11H259ZM111 11H112V10H111ZM113 11H114V10H113ZM151 11H153L152 13L155 15V10H154V9H153V10L151 9ZM172 11H173V10H172ZM177 11L173 12V14H172V12H171L172 16H173V15H174V16H178L180 13H178V15H177ZM188 11H189V6H188ZM188 11H185V12L188 13ZM203 11H204V9H203ZM225 11H226V10H225ZM236 11H237V10H236ZM262 11H263V10H262ZM13 12H14V11H13ZM22 12H24V11H22ZM47 12H48V11H47ZM121 12H122V11H121ZM125 12H126V15H127L128 10H126ZM132 12H134V11L132 10ZM138 12H139V11H138ZM148 12H149V11H148ZM161 12H162V13H161ZM204 12H205V11H204ZM204 12H203V13H204ZM233 12H234V11H233ZM243 12H244V11H243ZM11 13H12V10H11ZM37 13H36V14H37ZM40 13H38V14H40ZM134 13H135V12H134ZM145 13H147V12H144L143 14H145ZM152 13L150 12V14H148V16H150V15L152 16V15H153ZM157 13H156V15H157ZM166 13H167V12H166ZM174 13H176V15H175ZM200 13H201V12H200ZM229 13H230V12H229ZM231 13H232V12H231ZM231 13H230V14H231ZM251 13H252V12H251ZM254 13H255V11H254ZM28 14H30V16H31V13H27V15H28ZM46 14H47V13H46ZM46 14H45V15H46ZM99 14H100V13H99ZM112 14H113V13H112ZM117 14H118V13H117ZM128 14H129V12H128ZM169 14H170V13L166 14L165 16H167V15H169ZM171 14H170L169 17H171ZM234 14H235V12H234ZM244 14H245V13H244ZM262 14H263V12H262ZM3 15H4V14H3ZM7 15H8V14H7ZM9 15H10V14H9ZM12 15H13V14H12ZM27 15H26V16H27ZM108 15H109V14H108ZM154 15H153V16H154ZM196 15H197V14H196ZM200 15H201V14H200ZM202 15H204V14H202ZM202 15L200 16V18H202V20H203ZM242 15H243V14H242ZM256 15H257V14H256ZM14 16H15V15H14ZM28 16H29V15H28ZM43 16H44V15H43ZM46 16H49V15H46ZM55 16H56V15H55ZM99 16H100V15H99ZM148 16H147V17H148ZM153 16H152V17H153ZM174 16H173V18H175ZM225 16H226V15H225ZM250 16H251V15H250ZM259 16H260V15H259ZM262 16H263V18H264V15H262ZM36 17H37V16H36ZM59 17H60V16H59ZM63 17H64V16H63ZM107 17H108V16H107ZM117 17H118V15H116V19H117ZM125 17H127V16H125ZM155 17H156V16H155ZM178 17H183V13H182V16H178ZM178 17H176V18L178 19ZM245 17H248V16H245ZM245 17H244V18H245ZM256 17H257V16H256ZM9 18H12V17L9 16ZM18 18H19V20H20V17H18ZM18 18H17V19H14V20H11V23H13L14 21H17ZM51 18H52V17H51ZM66 18H67V17H66ZM119 18H120V17H119ZM136 18H137V16H136ZM176 18H175L174 20H176ZM183 18H185V19L188 18V14L185 16V13H184V17H183ZM196 18H197V17H196ZM239 18H240V17H239ZM241 18H242V17H241ZM261 18H262V17H261ZM263 18H262V19H263ZM12 19H13V18H12ZM28 19H29V18H28ZM30 19H31V20H29V22L32 21V20H34V19H33V16L30 17ZM41 19H42V18H41ZM61 19H62V18H61ZM105 19H106V18H104V19L102 18V20H104V21L101 20L102 23H99V24H101V25L104 24V23H105ZM108 19H109V18H108ZM116 19H114V20H116ZM128 19H129V18H128ZM128 19H127V20H128ZM153 19H154V18H151V17H150V19H140V20L137 18V20H136V19L133 20V21L131 20V21H132V24H131V25H130V22L127 23V24L130 25V27L126 30L125 35H122V36H124V44H123L122 47H121V45H120V50H116V49L113 50V45H114V44L112 45V43H110V45H112V46H111L112 50H110V48H108L109 45L106 47V45H107V44H106V41L103 40V39H105V38H103L104 35L102 36L103 39H102L101 36L99 35V36H100L99 40L102 39L103 43L105 42V43H104L105 45L103 44V45H104V50H103V51H104V57H103V55H101V56L103 57L102 59H100V58H96L95 56H93V58H92V57H90V58H91L92 60H95L96 62H99L100 65H101V64L103 65V67L100 66V67H101V70H99V71L97 72V74H96V72H95V74H92L91 76H88L86 73H81L79 70H76L75 72H72V71L69 70V72H70V76H71L72 79L70 78L69 75H68V76H69V78H70L72 81H74V82L70 83L69 80H68V81H66V83L68 84V86H70L71 95H72V97H73V99H72V100H73L72 102H73V104H74L73 107H75V108H76V107H79V109H80V107H82V105H83V103H84L85 101H86L85 103H88L87 101H90V99H91V98H90V94H91V92H92V86H94V82H95L96 80H101V78H102L103 76H104V78H105L107 71H109V72H110V71H113V72H114V71H117V73L124 74V75L126 76L125 78H127V81H131V80H132V79H131L132 77H138V78H140L139 80L143 79V82L146 81V84H144V83H143V84L147 86V90H150V87L153 85V80H154V78L157 77V76H159L158 78L160 79L161 66H162V64L165 62V61H160V60H159V61H156V60L154 59V57H155V58H158V57H156V56H154V55H155V53H156L157 50H160V51H161V49H163V50H165V52H166V50L169 49L170 44H171V40H168V38L166 37V34H165V27H164L163 23L161 22V20L158 21V22H159V23H158V22L154 21ZM179 19H180V18H179ZM179 19H178V20H179ZM185 19H184V20H185ZM247 19H249V18H247ZM252 19H253V18H252ZM252 19H251V20H252ZM19 20H18V21H19ZM21 20H23V17H21ZM21 20H20L19 22H21ZM38 20H39V18H38ZM58 20H59V19H58ZM129 20H130V19H129ZM184 20H183V21H184ZM198 20H199V19H198ZM202 20H201V21H202ZM234 20H235V19H234ZM242 20H243V18H242ZM245 20H246V19H244L243 21H245ZM12 21H13V22H12ZM27 21H28V20H27ZM45 21H51V20H42L41 23L43 24V22H45ZM56 21H57V20H55V23H56ZM86 21H87V20H86ZM101 21H100V22H101ZM116 21H119V19L116 20ZM186 21H187V20H186ZM188 21H189V22H188ZM188 21H187V22L190 23V21H194V22H195V21H197V20L192 19V20H188ZM199 21H200V20H199ZM199 21H198V22H195V23H196V24H197V23H200V24H202V26H203V23H202V22H199ZM243 21H242V22H243ZM259 21H260V20H259ZM259 21H258V22H259ZM32 22H33V21H32ZM32 22H30L31 25H32ZM36 22H37V21H36ZM51 22H52V21H51ZM57 22H59V21H57ZM103 22H104V23H103ZM107 22H108V21H107ZM114 22H115V21H114ZM126 22H127V21H126ZM175 22H176V21H175ZM178 22H179V21H178ZM187 22H186V25H185L184 23H181V22H179V23H180L181 25L184 24V26L186 27V26H188ZM203 22H204V21H203ZM233 22H234V21H233ZM242 22H241V23H242ZM248 22H250V21H248ZM248 22H247V23H248ZM258 22H256V24H257ZM23 23H24V22H23ZM39 23H40V22H39ZM46 23H47V22H46ZM53 23H54V22H53ZM53 23H50V24L48 23V24H49V26L52 25V26H54L53 28H55V25H56V24L53 25ZM72 23H74V22H72ZM76 23H77V22H76ZM195 23H194V24H195ZM225 23L227 24L228 21H227V22H224V24L222 23L224 26H227ZM230 23H231V22H230ZM230 23H228V24H230ZM241 23H240V24H234L235 26L233 25L234 27H232V30H231V38H230V40L227 39V40H229V44H228V46H229V50H232V51H234V50H233V47H232V42H235V41H237L238 39H241V41H242V40L244 41L243 44H242L243 41H242V42L239 41V42H241V45L244 46L243 49H240V51L237 50V51L235 52V55H234V54H231V55L229 56L228 60H227L230 71H233V70H234V71H233L234 73H235V72H238L239 74H242L243 72H244V73L246 72V70H247V69H246V68H247L246 66H248L247 64H253V63H251V62L248 63L250 60H249V58L247 57V51H249V53H250V55H251V54L253 53V51L256 50V48H257L256 45L252 46L251 44H252V43H255V44H256V42H258L256 39L259 40V38H262V37L257 38V35H258L259 33H258V34L256 33L257 35L255 34L256 38H255V36L250 38V32H249V34H246V33L244 32V30H243V27L241 26V25H242ZM253 23H254V22H253ZM259 23L261 24V22H259ZM259 23H258V24H259ZM57 24H58V23H57ZM77 24H78V23H77ZM108 24H109V23H108ZM111 24H112V23H111ZM192 24H193V23L191 22L190 25H192ZM194 24H193V25H194ZM200 24L196 25L197 28H198V26L200 27ZM232 24H233V23H232ZM250 24H251V22H250ZM256 24H255V25H256ZM31 25H30V26H31ZM36 25H37V24H36ZM58 25H59V24H58ZM246 25H247V24H246ZM253 25H254V24H253ZM253 25H252V26H253ZM255 25L253 26L254 29H255ZM10 26H11V25H10ZM19 26H21V25L19 24ZM43 26L45 27L46 25L43 24ZM102 26H103V25H102ZM111 26L113 27L114 25H111ZM125 26H126V25H125ZM194 26H195V25H194ZM263 26H264V25H263ZM263 26L260 25L261 29H262ZM23 27H24V26H23ZM32 27H33V25H32ZM32 27H28V28L25 27V29H26V28H27V29H29V28L31 29ZM44 27H43V28H44ZM46 27H47V26H46ZM46 27H45V29H46ZM72 27H73V26H72ZM74 27H75V26H74ZM74 27H73V28H74ZM115 27H116V26H115ZM127 27H128V26H127ZM185 27H184V28H185ZM244 27H245V26H244ZM253 27L250 26V28H253ZM257 27H258V26H257ZM260 27H259V28H260ZM58 28H59V27H58ZM61 28H62V26H61ZM118 28H120V26H119ZM189 28H190V30H189ZM204 28H205V27H204ZM259 28H258V30H259ZM9 29H10V28H9ZM30 29H29V30H30ZM32 29H33V28H32ZM34 29H36V28H34ZM64 29H66V28H64ZM116 29H117V27H116ZM185 29H186V28H185ZM191 29H192V28H191L190 26L186 29V31L188 32V35H187V32L185 31V32H186V36L189 37V36L191 35V34L189 33V31H191ZM200 29L204 30L203 28H200ZM230 29H231V28H230ZM244 29L246 30L247 28H244ZM18 30H19V29H18ZM20 30H21V29H20ZM29 30H28V31H29ZM46 30H47V29H46ZM56 30H57V29H56ZM100 30H101V29H100ZM179 30H180V28H179ZM181 30H182V29H181ZM188 30H189V31H188ZM194 30H195V29H194ZM198 30H199V29H198ZM247 30H248V29H247ZM263 30H264V29H263ZM10 31H11V30H9V31H7V32L9 33ZM32 31H33V30H32ZM35 31H36V32H37V31L41 32V29H40V28H39V30H38V25H37V30H35ZM35 31H34V32H35ZM47 31H49V30H47ZM65 31H66V33H67V31H68V35H67L68 37L66 36V38H68L67 41H70V42H71V41H72V42H73V41H76V43H77V45H78V41H81V40H82L81 37H80L81 35H79V37H80V39H81V40H80L79 38H77V37H78V34H77V37H75L76 35H74V34L71 35V34L73 33L72 31H71V34H69V33H70L69 30H64V32H65ZM73 31H74V30H73ZM110 31H111V29H110ZM115 31H116V30H114L113 32H115ZM118 31H119V30H118ZM120 31H122L121 28H120ZM169 31H171V30H169ZM11 32H12V31H11ZM18 32H20V31H18ZM22 32H23V31H22ZM29 32H31V30H30ZM55 32H56V31H55ZM113 32H111V33H113ZM182 32L185 33L184 31H182ZM207 32H208V31H207ZM222 32H223V29H222ZM222 32H221V33H222ZM224 32H225V30H224ZM226 32H227V31H226ZM8 33H6V34H8ZM27 33H28V32H26L25 35H26ZM37 33H38V32H37ZM45 33H46V32H45ZM62 33H63V32H62ZM66 33H64V35H66ZM75 33H78V32H75ZM118 33H119V32H118ZM123 33H124V32H123ZM192 33H193V29H192ZM205 33H206V32H205ZM214 33H213V34H214ZM219 33H220V32H219ZM227 33H228V32H227ZM261 33H262V32H261ZM263 33H264V32H263ZM263 33H262V34H263ZM16 34H20V33H17V32H16ZM39 34L41 35V33H39ZM58 34H59V36H61V32H59ZM58 34L56 33V35H58ZM113 34H114V33H113ZM119 34H120V33H119ZM172 34H173V33H172ZM193 34H194V33H193ZM195 34H196V33H195ZM198 34H199V32H198ZM198 34L195 35V36L198 37ZM213 34H211V36H210V35H208V36H210V38H211ZM223 34H224V33H223ZM229 34H230V33H229ZM8 35L11 36V37H9V39H12V40L14 39V38H12V35H10V33H9ZM8 35H7V36H8ZM14 35H15V34H14ZM14 35H13V37H14ZM48 35H51V34L48 33ZM64 35H63V36H64ZM183 35H185V34H183ZM200 35H202V34L200 33ZM253 35H254V34H253ZM263 35H264V34H263ZM15 36H16V35H15ZM19 36H20V35H19ZM42 36H43V35H42ZM59 36H54V37H56V38L58 37V38H59ZM195 36H194V37H195ZM204 36H205V34H204ZM204 36H203V38L199 36L198 39H197V37L194 38V39H196V41H197V40H199V38H201V39H204V38L207 39V38H208V36H207V38L204 37ZM214 36L217 37V34L214 35ZM226 36H227V35H226ZM258 36H259V35H258ZM27 37H29V36H27ZM45 37L48 38V37H50V36L47 37V36L45 35ZM107 37L110 39V37H112V34H108ZM107 37H106V38H107ZM219 37H220V36H219ZM3 38H4V37H2V39H3ZM6 38H8V37H6ZM18 38H19V37H18ZM41 38H43V37H41ZM50 38H51V37H50ZM50 38H49V39H50ZM58 38H57V39H58ZM172 38H173V37H172ZM190 38H191V37H190ZM210 38H209V39H210ZM220 38H221V37H220ZM20 39H21V36H20ZM44 39H45V38H44ZM59 39H62V38H59ZM174 39H175V38H174ZM211 39H213V37H212ZM211 39H210V41H211ZM215 39H217V38H215ZM254 39H255V40H254ZM7 40H8V39H7ZM15 40H18V41H19V39H17V38H16ZM15 40H14V41H15ZM28 40L30 41L31 39L29 38ZM40 40H41V39H40ZM96 40H97V39H96ZM105 40H106V39H105ZM172 40H173V39H172ZM192 40H193V38H192ZM218 40H219V39H218ZM220 40H221V39H220ZM220 40H219V43H220ZM2 41H4V40H2ZM2 41H1V42H2ZM44 41H45V40H44ZM46 41H48V40H46ZM46 41H45V42H46ZM50 41H51V40H50ZM50 41H48V42H50ZM52 41H53V40H52ZM61 41H65V40H61ZM84 41H85V40H84ZM119 41H120V40H119ZM122 41H123V40H122ZM202 41H203V40H202ZM204 41H205V40H204ZM204 41H203V42H204ZM216 41H217V40H216ZM216 41H215V42H216ZM221 41H222V40H221ZM255 41H256V42H255ZM262 41H263V40L261 39V42H262ZM8 42H9V40H8ZM41 42H43V41L41 40ZM90 42H91V41H90ZM90 42H89V44H90ZM110 42H111V41H110ZM120 42H121V41H120ZM208 42H209V40H208ZM217 42H218V41H217ZM5 43H6V42H4V44H5ZM12 43H13V42H12ZM27 43H29V42L27 41ZM31 43H32V42H31ZM66 43H68V42H66ZM73 43H74V42H73ZM76 43H75V44H76ZM82 43H83V40L81 41V44H82ZM116 43H117V42H116ZM172 43H173V42H172ZM175 43H176V42H175ZM195 43H196V42H195ZM198 43H201V40H199ZM219 43H218V44H219ZM259 43H260V42H259ZM19 44H20V43H19ZM19 44L17 43V45H19ZM48 44H49V43H48ZM83 44H84V48H85L84 52H80V48H79V45H80V44H79L78 46L76 45V46H75L76 48L62 47L61 50L70 51L69 53L72 52V54H70L69 56L72 57L73 60L75 59V58H73V56H75V55H76V56H79V55H78V53H79L80 56L77 57V58H79L78 60H80V58H82V61H83V59L86 60V58L89 57V54H88V53H89V50H90V48L87 49V46L85 45V44H86L85 42H84ZM83 44H82V45H83ZM92 44H94V43H92ZM100 44H101V45H100ZM100 44H99V45H100L101 47H103V45H102V43H101V40H100ZM208 44H209V47H210V44H211V43H208ZM208 44H207V45H208ZM216 44H217V43H216ZM226 44H227V43H226ZM10 45H11V46H10ZM13 45H15L14 47H16V44L13 43ZM28 45H29V44H28ZM45 45H47V43H46ZM45 45H40V46H41L42 48H44ZM64 45H65V44H64ZM99 45H96V47H97V46L99 47ZM115 45H116V44H115ZM171 45H175V44H171ZM198 45H199V44H198ZM202 45H203V47L205 46L204 43L201 44L200 46L202 47ZM257 45H259V44L257 43ZM262 45H264V44H262ZM43 46H44V47H43ZM92 46H93V45H92ZM196 46H197V45H196ZM200 46H199V47H200ZM215 46H217V45H215ZM222 46H223V45H222ZM224 46H225V45H224ZM224 46H223V47H224ZM228 46H227V47H228ZM234 46H235V45H234ZM260 46H261V43H260ZM6 47H7V46H6ZM8 47H12V44L9 43V46H8ZM89 47H90V46H89ZM98 47H97V49H98ZM109 47H110V46H109ZM176 47H177V46H176ZM203 47H202V49H203ZM209 47H208V48H209ZM255 47H256V48H255ZM82 48H83V47H82ZM92 48H93V47H92ZM92 48H91V49H92ZM204 48H205V47H204ZM211 48H212V47H211ZM220 48H221V50H222V47H221V46H220ZM224 48H226V47H224ZM234 48H237V47H234ZM5 49H6V48H5ZM13 49H14V48H12L11 50H13ZM77 49L79 50V52H78ZM95 49H96V48H95ZM102 49H103V48H102ZM198 49H199L198 51H200V52H201V51L205 52V49H204V50H200V48H198ZM262 49H263V46H262ZM262 49H261V50H262ZM8 50H10V49H7V51H8ZM19 50H20V49H19ZM33 50H34V49H33ZM100 50H101V49H100ZM4 51L6 52V50H4ZM39 51H40V49H39ZM94 51H95V50H94ZM103 51H102V52H103ZM206 51H207V50H206ZM218 51H219V50H218ZM5 52H4V53H5ZM34 52H35V51H34ZM75 52H76V53H75ZM77 52H78V53H77ZM96 52H97V51H96ZM170 52H171V51H170ZM216 52H217V51H216ZM251 52H252V53H251ZM261 52H262V51H261ZM261 52L259 51V53H261ZM153 53H154V55H153ZM198 53H199V52H198ZM212 53H213V52H212ZM232 53H233V52H232ZM254 53H256V51H255ZM40 54H41V53H40ZM96 54H97V53H96ZM98 54H99V50H98ZM164 54H165V53H164ZM200 54H201V53H200ZM202 54H203V53H202ZM4 55H5V54H4ZM9 55H11V53H10ZM94 55H95V53H94ZM99 55H100V54H99ZM156 55H157V54H156ZM168 55H169V54H168ZM203 55H204V54H203ZM203 55H202V56H203ZM218 55H219V54H218ZM258 55H259V54H258ZM258 55H256V56L258 57ZM262 55H263V54H262ZM262 55H261V56H262ZM6 56H7V55H6ZM76 56H75V57H76ZM97 56H98V55H97ZM101 56H100V57H101ZM158 56H159V55H158ZM161 56H162V54H160L159 57H161ZM163 56H164V55H163ZM163 56H162V57H163ZM256 56H255V57H256ZM0 57H1V56H0ZM167 57H168V56H167ZM215 57H216V56H215ZM249 57H250V56H249ZM262 57L264 58V56H262ZM172 58H173V57H172ZM250 58H251V57H250ZM3 59H4V58H3ZM158 59H159V58H158ZM161 59H162V58H161ZM180 59H181V58H180ZM259 59H261V57H259ZM259 59H258V60H259ZM4 60H5V59H4ZM42 60H43V59H42ZM48 60H49V59H48ZM66 60H67V61L70 60L71 62L73 61V60H71V58H70V59L67 58ZM87 60H88V59H87ZM92 60H91V61H92ZM164 60H165V59H164ZM217 60H218V59H217ZM251 60H254V57H253V59H251ZM256 60H257V59H256ZM45 61H46V60H45ZM260 61H261V60H259V62H260ZM2 62H3V61H2ZM6 62H7V60H6ZM41 62H42V61H41ZM74 62H75V61H74ZM178 62H179V61H178ZM181 62H182V61H180V63H181ZM10 63H11V62H10ZM10 63H9V64H10ZM67 63H68V62H67ZM79 63H81V61H80ZM79 63H77V64L79 65ZM82 63H83V62H82ZM176 63H177V62H176ZM183 63H184V62H183ZM221 63H222V62H221ZM35 64H36V63H35ZM38 64H39V63H38ZM45 64H46V62H45ZM45 64H44V65H45ZM48 64H49V63H48ZM48 64H47V68H49V70H51V69L54 68V66H51L52 64H50V67H48V66H49ZM165 64H166V63H165ZM261 64H262V63H261ZM0 65H2V64H0ZM10 65H11V64H10ZM69 65H70V64H69ZM180 65H181V64H180ZM182 65H183V64H182ZM253 65H254V64H253ZM263 65H264V64H263ZM263 65H262V67H263ZM8 66H9V65H8ZM21 66H22V65H21ZM40 66H41V65H40ZM42 66H43V65H42ZM183 66H184V65H183ZM204 66H205V65H204ZM12 67H13V66H12ZM34 67H36V66H34ZM52 67H53V68H52ZM64 67H65V66H64ZM64 67H63L62 69H64ZM72 67H73V65H72ZM198 67H199V66H198ZM198 67H197V68H198ZM224 67H225V66H224ZM248 67H249V66H248ZM251 67H252V66H251ZM251 67H250V68H251ZM44 68L47 69L46 67H44ZM67 68H68V66L66 67V69H67ZM75 68H76V67H75ZM93 68H94V67H93ZM169 68H170V67H169ZM171 68H172V67H171ZM171 68H170V70H171ZM182 68H183V67H182ZM9 69H10V68H9ZM16 69H17V68H16ZM39 69L41 70V69H43V67H42V68L39 67ZM72 69H73V68H72ZM72 69H71V70H72ZM80 69H82V68H80ZM106 69H107V71H106ZM167 69H168V68H167ZM229 69H227V70H229ZM251 69H252V68H251ZM253 69H254V68H253ZM253 69H252V71H253ZM7 70H8V69H7ZM10 70H11V69H10ZM34 70H35V69H34ZM43 70H44V69H43ZM53 70H56V72L54 71V73H57V72H58L57 69H53ZM53 70L50 71V72H53ZM96 70H97V68H96ZM170 70H169V71H166V72H170ZM198 70H199V68H198ZM219 70H220V69H219ZM244 70H245V71H244ZM255 70H256V69H255ZM38 71H39V70H38ZM41 71H42V70H41ZM45 71H46V70H44V72H45ZM59 71H61V69H60ZM67 71H68V70H67ZM194 71L196 72L197 70H194ZM224 71H225V70H224ZM230 71H229V72H230ZM252 71L249 70L250 75L253 74V72H255V71H253V72H252ZM256 71H257V70H256ZM259 71H260V70H259ZM259 71H258V72H259ZM263 71H264V69H263ZM19 72H20V71H19ZM39 72H40V71H39ZM44 72L42 71V74H43ZM47 72H48V70H47ZM50 72H48V73L46 74V78H45V80H47L48 77H49L50 80H51V77L48 76V74H50ZM62 72H63V71H62ZM64 72L66 73V74H63L64 76H66L67 74H69V73L66 72V70H65ZM64 72H63V73H64ZM82 72H83V70H82ZM86 72L88 73V71H86ZM92 72H93V71H92ZM221 72H223V71L221 70ZM233 72H232V73H233ZM251 72H252V73H251ZM11 73H12V72H11ZM32 73H33V71H32ZM45 73H46V72H45ZM45 73H44V74H45ZM89 73H90V72H89ZM163 73H164V72H163ZM223 73H224V72H223ZM227 73H228V71H227ZM234 73H233V75H234ZM25 74H26V73H25ZM34 74H35V73H34ZM42 74H41V75H42ZM90 74H91V73H90ZM108 74H109V73H108ZM110 74H111V72H110ZM161 74H162V73H161ZM164 74H165V73H164ZM166 74H168V73H166ZM170 74H171V73H170ZM193 74H194V73H193ZM193 74H192V77H193ZM217 74H219V73H217ZM228 74H229V73H228ZM236 74H237V73H236ZM246 74H248V72H247ZM260 74H261V73H260ZM52 75H53V74H52ZM63 75H62V77H64ZM205 75H206V74H205ZM219 75H220V74H219ZM221 75H222V73H221ZM221 75H220V76H221ZM224 75H226V73H225ZM261 75H263V73H262ZM22 76H23V74H22ZM42 76H43V75H42ZM47 76H48V77H47ZM53 76H54V75H53ZM53 76H52V77H53ZM115 76H116V75H115ZM120 76H121V75H120ZM168 76H169V75H168ZM203 76H204V75H203ZM228 76H229V75H228ZM230 76H231V75H230ZM235 76H236V75H235ZM240 76H241V75H240ZM243 76H244V75H243ZM243 76H242V77H243ZM251 76H253V79H254V77L256 76L255 79H254V81L257 82V80H258V82H257L258 84H259L261 81H263V80H261V78H260V82H259V78H257V75H256V74H255V76H254V75H251ZM24 77H25V76H24ZM43 77H45V76H43ZM113 77H114V76H113ZM198 77H199V76H198ZM204 77H205V76H204ZM238 77H239V75H238ZM244 77H245V76H244ZM11 78H12V77H11ZM11 78H9V80H10ZM17 78H18V77H17ZM27 78H28V76H27ZM27 78H26V79H27ZM38 78H39V77H38ZM55 78H56V75H55ZM60 78H61V77H60ZM65 78H66V77H64V79H65ZM138 78H137V79H138ZM161 78H163V77H161ZM164 78H165V77H164ZM169 78H170V77H169ZM231 78H232V77H231ZM239 78H241V77H239ZM4 79H5V78H4ZM31 79H32V78H31ZM33 79H35V78H33ZM33 79H32V80H33ZM52 79H53V78H52ZM64 79H63V80H64ZM115 79L117 80L116 77H115ZM190 79H191V78H190ZM221 79H222V78H221ZM223 79H224V78H223ZM245 79L248 80L247 82H249V80H250V79H248V77H246ZM263 79H264V76H263ZM9 80H8V81H9ZM21 80H22V79H21ZM28 80H29V79H28ZM50 80L45 81V83H46V82H49ZM54 80H55V79H53L52 81H54ZM56 80H57V79H56ZM60 80H61V79H60ZM66 80H67V79H66ZM107 80H108V79H107ZM107 80H106V81H107ZM134 80H135V79H134ZM160 80H161V79H160ZM195 80H196V79H195ZM232 80H233V78H232ZM235 80H236V79H235ZM24 81H25V79H24ZM29 81H30V80H29ZM33 81H34V80H33ZM36 81H38V80H36ZM41 81H42V80H41ZM43 81H44V80H43ZM43 81H42V82H43ZM52 81L49 82V84H47V83H46V84H45V83L43 84L44 86L46 85V87H47V91L49 92V94H50L51 92L54 91V83H55V81H54V83H53ZM64 81H65V80H64ZM136 81H137V80H136ZM141 81H142V80H141ZM236 81H237V80H236ZM250 81H252V80H250ZM254 81H253V82H254ZM16 82H17V80H16ZM18 82H19V81H18ZM38 82H39V81H38ZM38 82H37V84H38ZM75 82H76V84H73V83H75ZM171 82H172V81H171ZM217 82H218V81H217ZM232 82H235V81H232ZM237 82H238V81H237ZM8 83H9V82H8ZM8 83H7V84H8ZM19 83H20V82H19ZM26 83H27V81H26ZM34 83L36 84V82H34ZM39 83H40L39 85H41V82H39ZM98 83H99V82H98ZM114 83H115V82H114ZM116 83H117V82H116ZM116 83H115V85H114L113 87H116V86L118 87V85H116ZM251 83H252V82H249V84H251ZM262 83H263V82H262ZM16 84H17V83H16ZM27 84H28V83H27ZM27 84H26V85H27ZM29 84H30V82H29ZM61 84H62V82H58V83H56V85H61ZM105 84H106V83H105ZM117 84H118V83H117ZM124 84H125V83H124ZM164 84H165V83H164ZM227 84H228V83H227ZM227 84H226V85H227ZM235 84H238V83H235ZM253 84H255V83H253ZM26 85L24 84V86H26ZM30 85H31V84H30ZM47 85H48V86H47ZM121 85H122V84H121ZM174 85H175V84H174ZM222 85H223V84H222ZM224 85H225V84H224ZM228 85H229V84H228ZM241 85H242V84H241ZM241 85H240L241 88L244 87V86H241ZM255 85H256V84H255ZM255 85H254V86H255ZM259 85H260V86H259ZM259 85H258V87H257V85H256L257 88L253 91V94H254L258 99H261V100L263 101V100H264V84H261V83H260ZM0 86H1V84H0ZM6 86H7V85H6ZM9 86H12V84L9 85ZM16 86H17V85H16ZM21 86H22V85H20V87H21ZM32 86H35V85H32ZM44 86H43V88H41V90H40L41 92H40V93H42V91H43V89H44ZM102 86H103V85H102ZM109 86H110V85H109ZM130 86H132V85H130ZM140 86H141V85H139L138 87H140ZM168 86H169V85H168ZM170 86H171V85H170ZM213 86H214V85H213ZM238 86H239V85H238ZM1 87H2V86H1ZM20 87H17V88L19 89ZM27 87L29 88L30 86L27 85ZM27 87H25L24 89L26 90ZM41 87H42V86H41ZM132 87H133V86H132ZM221 87H222V86H221ZM35 88H36V87H35ZM35 88H33V89H35ZM58 88H59V87H58ZM105 88H106V87H105ZM119 88H121V87L119 86ZM119 88H114V89H115V90H116V89L119 90ZM142 88H144V87L142 86ZM166 88H167V86H166ZM166 88H165V91L167 90ZM173 88H174V87H173ZM232 88H233V87H232ZM249 88H250V87H249ZM253 88H255V87H253ZM253 88H252V89H253ZM20 89H21V88H20ZM36 89H37V88H36ZM36 89H35V90H36ZM64 89H69V88H64ZM94 89H95V88H94ZM111 89H113V88H111ZM132 89H133V88H132ZM242 89L244 90V88H242ZM0 90H1V88H0ZM4 90H6V89H4ZM8 90H9V89H8ZM28 90H29V89H28ZM31 90H32V89H31ZM45 90H46V89H45ZM117 90H116V91H117ZM168 90H169V87H168ZM168 90H167V92H168ZM174 90H175V89H174ZM232 90H233V89H232ZM234 90H237V87H236V86H235ZM2 91H3V90H2ZM2 91H1V93H3ZM20 91H21V90H20ZM32 91H33V90H32ZM36 91H38V90H36ZM60 91H61V90H60ZM65 91H67V90H65ZM96 91H97V89H96ZM139 91H140V90H139ZM144 91H145V90H144ZM163 91H164V90H163ZM244 91H245V90H244ZM4 92H6V91H4ZM8 92H10V90H9ZM8 92H7V93H8ZM13 92H14V91H12V90H11V92H10V93H12V94H11L12 96H13ZM18 92H19V90L16 91V94H17ZM24 92H25V91H24ZM27 92H28V91H27ZM43 92H44V91H43ZM45 92H46V91H45ZM45 92H44V93H45ZM48 92H46V93L48 94ZM61 92H62V91H61ZM104 92H105V91H103V93H102V92H101V93L105 96L106 93L104 94ZM112 92H113V90H112ZM135 92H136V91H135ZM157 92H158V91H157ZM218 92L220 93V95H221L222 98L224 99V100H223L224 105H222L224 111L226 110L227 106H228V109H229V103H230L231 101L234 102V100H231V99H233L232 97H236V96L238 97V95H235V93L233 94L232 92H234V91L231 92L230 88H229V87L227 88V86H224V87L221 88V89H220V86H219ZM235 92H236V91H235ZM239 92H240V91H239ZM242 92H243V91H242ZM14 93H15V92H14ZM25 93H26V92H25ZM33 93H34V91H33ZM35 93H37V92H35ZM56 93H58V92H56ZM68 93H69V91H67V94H68ZM95 93H96V92H95ZM109 93H110V92H109ZM115 93H116V92H115ZM119 93H120V92H119ZM141 93H142V92H141ZM144 93H145V95H144ZM152 93H153V92H152ZM169 93H170V92H169ZM174 93H175V92H174ZM244 93H245V92H244ZM20 94H22V93H20ZM28 94H29V93H28ZM28 94H25V95H28ZM61 94H62V93H61ZM61 94H60V95H61ZM107 94H108V92H107ZM138 94H139V92H138ZM142 94H143V95L146 97V99L148 100V97H149V96H148V92H147V96H148V97L146 96V92H143ZM167 94H168V93H167ZM240 94H241V93H240ZM240 94H239V95H240ZM0 95H1V94H0ZM8 95H9V96H8ZM8 95L6 94V96H7L8 98L12 97L10 94H8ZM29 95H31V94H29ZM29 95H28V96H29ZM38 95H39V94H38ZM40 95H41V94H40ZM60 95L58 94V96L60 97V98H59L60 101H62ZM69 95H70V94H69ZM71 95H70V96H71ZM92 95H93V93H92ZM96 95H97V94H96ZM103 95H102V97H103ZM113 95H114V94H113ZM113 95H112V96H113ZM116 95H117V94H116ZM116 95H115V96H116ZM123 95H124V94H123ZM128 95H129V94H128ZM128 95H126V96H128ZM155 95L157 96L158 93L155 94ZM170 95L172 96V94H170ZM213 95H214V94H213ZM220 95H219V96H220ZM234 95H235V96H234ZM2 96H3V95H1L0 97H2ZM14 96H15V94H14ZM17 96H18V95H17ZM42 96L44 97V94L41 95V97H42ZM45 96H47V95H45ZM51 96H52V95H51ZM100 96H101V94H100ZM112 96L109 95L110 98H109L108 96H106V98L104 97V100L106 101V103H107V100H108V99H109V101H111L110 99H111ZM115 96H114V98H115ZM141 96H142V95H141ZM153 96H154V95H153ZM164 96H166V95H164ZM207 96H208V95H207ZM214 96H215V95H214ZM221 96H220V97H221ZM244 96H246V95H244ZM15 97H16V96H15ZM22 97H23V95H22ZM30 97H31V96H30ZM33 97H35V95H34ZM33 97H32V98H33ZM38 97H39V100L41 99L43 102H42V101H39V103H38V101L36 100L37 103H38L37 106H39V107L41 106V107H42V105H39V104H40V102H41V104H43V103L45 104L46 97H44L45 99H44V98L42 99V98H40V96H37L36 99H38ZM62 97H63V96H62ZM150 97H151V96H150ZM150 97H149V98H150ZM240 97H241V96H240ZM2 98H4V97H2ZM8 98L6 99V97H5L4 100H2L1 98H0V99H1V102H2V101L6 102L5 100H8ZM32 98H31V99H32ZM47 98H48V97H47ZM66 98H67V97H66ZM66 98H65V99H66ZM93 98H94V97H93ZM98 98H100V97H98ZM157 98H158V96H157ZM157 98H154V100H155V99L157 100ZM159 98H160V97H159ZM159 98H158V99H159ZM173 98H174V97H173ZM187 98H188V97H187ZM187 98H186V99H187ZM244 98H245V97H243V99H244ZM10 99H11V98H10ZM15 99H17V98H15ZM33 99H35V98H33ZM106 99H107V100H106ZM112 99H113V98H112ZM240 99H241V98H240ZM11 100H12V99H11ZM19 100H20V97H18L17 103H16L15 101H14V103H16V105H17V104L20 102ZM54 100H55V99H54ZM100 100H101V99H100ZM118 100H119V99H118ZM128 100L131 101L130 98H129ZM174 100H175V99H174ZM215 100H216V99H215ZM237 100H238V99H237ZM237 100H236V102H237ZM241 100H242V99H241ZM245 100L248 101V99H246V98H245ZM245 100H243V102H245ZM250 100H251V98H250ZM250 100H249V101H250ZM8 101H9V100H8ZM8 101H7V103H8ZM12 101H13V100H12ZM18 101H19V102H18ZM63 101L65 102V100H63ZM94 101H96V100H94ZM97 101H98V100H97ZM109 101H108V104H109ZM142 101H143V100H142ZM142 101H141V102H142ZM158 101H159V100H158ZM161 101H162V100H161ZM164 101H165V100H164ZM164 101L161 102L162 105H166V104L164 103ZM166 101H167V100H166ZM166 101H165V102H166ZM180 101H181V100H180ZM180 101H178V102H180ZM257 101H258V100H257ZM1 102H0V103H1ZM9 102H10V101H9ZM22 102H23V99H22ZM24 102H25V100H24ZM27 102H28V101H27ZM29 102H30V101H29ZM48 102H49V101H48ZM53 102H54V101H53ZM58 102H59V101H58ZM70 102H71V100H70ZM70 102H69V103H70ZM111 102H113V100H112ZM115 102H116V101H115ZM175 102H176V101H175ZM258 102H260V101H258ZM263 102H264V101H263ZM263 102H260V103H262L261 108L264 107V106H263V105H264ZM11 103H12V102H11ZM37 103H36V104H37ZM59 103H60V102H59ZM59 103H57V104H59ZM67 103H68V102H67ZM85 103H84V104H85ZM89 103H90V102H89ZM91 103H92V102H91ZM116 103H117V102H116ZM118 103H119V102H118ZM127 103L130 104V102H127ZM127 103L124 101V104H127ZM131 103H132V102H131ZM133 103H134V102H133ZM148 103L150 104V102H148ZM151 103H152V102H151ZM211 103H212V100H211ZM237 103H238V102H237ZM239 103H240V102H239ZM9 104H10V103H9ZM19 104H21V103H19ZM24 104H26V103H24ZM31 104H33V102H31L29 105H31ZM34 104H35V103H34ZM34 104H33V106H34ZM44 104H43V105H44ZM50 104H52V103H50ZM53 104H54V103H53ZM53 104H52V105H53ZM57 104H55V105L57 106ZM70 104H71V103H70ZM92 104H93V103H92ZM94 104H95V103H94ZM96 104H97V103H96ZM98 104H99V102H98ZM98 104H97V105H98ZM142 104H143V103H142ZM153 104H154V103H153ZM153 104H152V105H153ZM161 104H160V106H161ZM213 104H214V99H213ZM213 104H212V106H214ZM217 104H218V103H217ZM232 104H233V103H232ZM234 104H236V103H234ZM234 104H233V105H234ZM1 105L3 106V103H1L0 106H1ZM4 105H6V104H4ZM21 105H22V106H21V108H22L24 105H23V103H22ZM27 105H28V103H27ZM27 105H26V106H27ZM67 105H68V104H67ZM88 105H89V104H88ZM104 105H105V103H104ZM104 105H103V106H104ZM110 105L114 107V105H112L111 103H110ZM119 105H120V104H119ZM152 105H151V106H152ZM215 105H216V104H215ZM219 105H220V104H219ZM236 105H238V104H236ZM259 105H260V104H259ZM259 105H258V108H259ZM12 106H13V105H12ZM17 106H18V105H17ZM60 106H61V104L59 105V107H60ZM107 106H109V105H107ZM107 106H106V107H107ZM116 106H117V105H116ZM133 106H134V104H133ZM147 106H148V107H151V106L148 105V104H147ZM147 106H146V107H147ZM153 106H156V105H153ZM153 106L151 107L152 110H150V111H153V109H154ZM157 106H158V104H157ZM160 106H159L158 108H160ZM171 106H174V105H171ZM175 106H176V105H175ZM225 106H226V108H224ZM250 106H251V105H250ZM252 106H253V105H252ZM7 107H8V104H7L6 108H7ZM14 107H15V106H14ZM18 107H19V106H18ZM18 107H17V108H18ZM39 107H38V108H39ZM41 107H40L39 109H41ZM44 107H46V106H43V108H44ZM66 107L68 108V106H66ZM66 107L63 108V109H64L63 111H66V113L68 114L67 111H69V110H66ZM109 107H110V106H109ZM113 107H112V108H113ZM123 107H124V106H123ZM162 107H163V106H161V109H162ZM214 107H215V106H214ZM222 107H220V108H222ZM236 107H237V106H236ZM0 108H2V107H0ZM3 108H4V107H3ZM11 108H12V107H11ZM26 108H28L29 113H30V110H33V109H32V108H33L32 105H31V109H29V107H26ZM38 108H37V110H38ZM43 108L41 109V111H40V110H38V111H40V113H42V111L44 112ZM57 108H58V107L55 108V106H54V109L52 108L53 110L50 109V108H49V109L52 110V112H53V111L55 112V110H56ZM75 108H74V110H75ZM86 108H88V107L84 106L82 109H84V110L86 111V110H87ZM114 108L116 109V107H114ZM126 108H127V107H126ZM171 108H172V107H170L169 109H171ZM199 108H200V107H199ZM239 108H241V107L239 106L238 109H239ZM250 108H251V107H250ZM255 108H256V107H255ZM255 108H253V109H255ZM261 108H260V109H261ZM8 109H10V108L8 107ZM13 109H15V108H13ZM19 109H20V108H19ZM24 109H25V106H24ZM49 109L47 108V110H46V108H45V111H46V112L49 111V112H47V113H51V111H50ZM69 109L73 110L72 108H69ZM107 109H108V108H107ZM119 109H121V108H119ZM134 109H135V108H134ZM148 109H149V108H148ZM148 109L146 108V110H148ZM155 109H157V108H155ZM164 109H166V111L168 110L171 114H174V111H170L169 109H167V107L164 108ZM238 109L235 108V111H233V110H232V111H233V112H236V110H238ZM260 109H259V110H260ZM5 110L7 111V109H5ZM5 110H3V112H4ZM28 110H27L26 112H28ZM35 110H36V109H35ZM37 110H36V111H37ZM60 110H61V109H60ZM84 110H83V111H84ZM92 110H93V109H92ZM111 110H112V109H111ZM121 110H122V109H121ZM158 110H159V109H158ZM175 110H176V108H175ZM198 110H199V109H198ZM251 110H252V109H251ZM259 110H258V111H259ZM263 110H264V109H263ZM0 111H1V110H0ZM6 111H5V113H6L5 115L8 114V116L10 117L9 113H7ZM16 111H17V110H15V112H16ZM24 111H25V110H24ZM117 111H118V109H117ZM117 111H116V112H117ZM123 111H127V109H125V110L123 109ZM132 111H133V110H132ZM134 111H135V110H134ZM162 111H163V110H162ZM166 111H165V112H166ZM168 111H167V112H168ZM203 111H204V110H203ZM210 111H211V110H210ZM210 111H209L208 113H210ZM221 111L223 112L222 109H221ZM239 111H241V110L239 109ZM239 111H238V112H239ZM254 111H255V110H254ZM254 111L252 110V112H254ZM1 112H2V111H1ZM1 112H0V113H1ZM12 112H13V111H12ZM61 112H62V111H61ZM78 112H79V111H78ZM91 112H92V111H91ZM98 112H99V110L96 111V114H93V112H92V113L90 114L91 118L93 117V118L96 119V120L99 119V116H100V115L98 114ZM104 112H105V111H104ZM119 112H120V111H119ZM146 112H147V111H146ZM148 112H149V111H148ZM165 112H164V113H165ZM167 112H166V114H168ZM191 112H192V111H191ZM200 112H201V110H200ZM200 112H198V113H200ZM211 112H212V111H211ZM227 112L229 113L230 111H227ZM238 112L233 113V114H235V116H236ZM244 112H246V111H244ZM248 112H249V111H248ZM259 112H260V111H259ZM259 112H258V113H259ZM261 112H262V111H261ZM263 112H264V111H263ZM32 113H33V112H32ZM47 113H46V114H47ZM55 113H57V111H56ZM71 113H72V112H71ZM82 113H83V112H82ZM99 113H100V112H99ZM107 113H108V112H107ZM110 113H114V110H112V112H110ZM110 113H109V114H110ZM117 113H118V112H117ZM122 113H124V112H121V114H122ZM135 113H136V112H135ZM179 113H180V112H179ZM206 113H207V111H206ZM225 113H226V112H225ZM239 113H240V112H239ZM239 113H238V114H239ZM250 113H251V112H250ZM255 113H256V111H255ZM17 114H18V113H17ZM22 114H24V113L21 112V115H22ZM62 114L64 115V113H62ZM67 114L64 115V116L67 117ZM88 114H89V112H88ZM100 114H101V113H100ZM104 114H105V113H104ZM114 114H116V113H114ZM140 114H141V113H140ZM196 114H197V113H196ZM211 114H212V113H211ZM215 114H216V116H217L218 112L215 113ZM253 114H254V113H253ZM12 115H13V114H12ZM12 115H11V116H12ZM56 115H57V114H56ZM58 115H59V114H58ZM110 115H111V114H110ZM122 115H123V114H122ZM144 115H145V114H144ZM148 115H149V114H148ZM203 115H204V114H203ZM212 115H213V114H212ZM2 116H3V114H2ZM2 116H1V114H0V117H2ZM23 116H26V115H23ZM27 116H28V113H27ZM27 116H26V117H27ZM64 116H63V117L61 116V117H59V118H63V119H64ZM68 116H69V115H68ZM103 116H104V115H103ZM113 116H114V115H113ZM119 116H120V115H119ZM170 116H171V115H170ZM170 116H169V117H170ZM172 116H174V115H172ZM196 116H198V115H196ZM206 116H209V115H206ZM216 116H214V118H215ZM228 116H230V115L228 114ZM228 116H227V114H226V117H228ZM258 116H259V115H258ZM14 117H15V116H14ZM19 117H20V116H19ZM26 117H25V118H26ZM56 117H57V116H56ZM82 117H83V116H82ZM82 117H81V118H82ZM87 117H89V116H87ZM148 117H149V116H148ZM174 117H175V116H174ZM198 117H200V115H199ZM209 117H210V116H209ZM209 117H205V118H208V119H209ZM218 117H219V116H218ZM222 117H223V116H221V118H222ZM224 117H225V114H224ZM240 117H241V114H240ZM242 117H243V116H242ZM3 118H4V120H6V118H5L4 116L2 117V119H3ZM7 118H8V117H7ZM25 118H24V119H25ZM76 118H77V117H76V115H75V117H74L73 119H76ZM78 118H79V115H78ZM81 118H80V119H81ZM83 118H85V117H83ZM93 118H92V119H93ZM113 118H114V117H113ZM122 118H123V117H122ZM126 118H127V117H126ZM143 118H145V117H143ZM143 118H142V119H143ZM155 118H156V117H155ZM158 118H159V117H158ZM172 118H173V117H172ZM172 118H171V119H172ZM191 118H192V117H191ZM193 118H194V116H193ZM193 118H192V119H193ZM229 118H231L229 122L233 124V123H234V120L232 119V117H229ZM237 118H238V117H237ZM255 118H256V117H255ZM24 119H23V122H24ZM27 119H28V117L25 119V121H26ZM52 119H55V118L52 117ZM68 119H69V118H67L66 120H68ZM73 119H72V122H74ZM110 119L112 120V118H110ZM137 119H138V117H137ZM171 119H170V120H171ZM185 119H186V118H185ZM194 119H195V118H194ZM219 119H220V118H219ZM219 119H217V120H219ZM240 119H241V118H239V121H240ZM244 119L247 120L248 118H245V117H244ZM244 119H243V120H244ZM4 120H3V121H4ZM9 120H11V118H9ZM60 120H61V119H59V121H60ZM87 120H88V119H87ZM116 120H117V119H116ZM124 120H125V119H124ZM126 120H127V119H126ZM140 120H141V119H140ZM140 120H137V121L140 122ZM155 120H156V119H155ZM158 120H159V119H158ZM210 120H212V118H211ZM225 120H226V118H225ZM225 120H224V121H225ZM231 120H232L233 122H231ZM235 120H236V119H235ZM237 120H238V119H237ZM243 120L241 119V121H243ZM262 120H263V118H262ZM12 121H13V120H12ZM14 121H15V120H14ZM18 121H19V119H18ZM50 121L53 122V120H51V119H50ZM61 121H62V120H61ZM64 121H65V120H64ZM68 121H69V120H68ZM68 121H67V122H68ZM70 121H71V120H70ZM76 121H77V120H76ZM82 121H83V120H82ZM82 121H81V123H82ZM98 121H99V120H98ZM98 121H95V122H98ZM112 121H113V120H112ZM143 121H144V120H143ZM146 121H147V120H146ZM152 121H153V120H152ZM163 121H164V120H163ZM174 121H175V120H174ZM191 121H192V120H191ZM195 121H197V120H195ZM212 121H213V120H212ZM221 121H223V120L221 119ZM221 121H219V122H221ZM226 121H227V120H226ZM239 121H237V122H239ZM241 121H240V122H241ZM244 121H245V120H244ZM248 121H249V120L245 121L244 124L246 125V122L248 123ZM255 121H257V119H256ZM258 121H260V120L258 119ZM27 122H28V121H27ZM56 122H58V121L56 120ZM86 122H87V121H86ZM89 122H90V121H89ZM91 122H92V123H91V126H94L95 124L93 123L92 120H91ZM101 122H102V121L100 120L99 123H101ZM104 122H106V121H104ZM119 122H120V121H119ZM141 122H142V121H141ZM170 122H172V120H171ZM229 122H227V123H229ZM237 122L235 121V123H237ZM240 122H239V126H240ZM0 123H1V124H0V127H2V128L5 127V125H4L5 123L1 122V119H0ZM2 123H3L4 126L2 125ZM6 123L8 124L7 121H6ZM11 123H12V122H11ZM11 123H10L9 126H12ZM13 123H14V122H13ZM13 123H12V124H13ZM59 123H60V122H59ZM78 123H79V121H78ZM83 123H84V122H83ZM83 123H82V126H83ZM102 123H103V122H102ZM109 123H110V122H109ZM124 123H125V122H124ZM127 123H128V122H127ZM142 123H143V122H142ZM230 123H229V124H230ZM254 123H256V122H254ZM263 123H264V122H263ZM263 123H262V124H263ZM7 124H6V126L8 127ZM22 124H23V123H22ZM25 124H26V123H25ZM56 124H57V123H56ZM79 124H80V123H79ZM79 124H78V125H79ZM86 124H87V123H86ZM92 124H93V125H92ZM105 124H106V123H105ZM105 124H104V125H105ZM118 124H119V123H118ZM118 124H115V125H118ZM170 124L172 125V123H170ZM190 124H192V122H191ZM207 124H210V123H207ZM212 124H214V123L212 122ZM223 124H226V123H223ZM241 124H242V122H241ZM244 124H242L241 126L243 127ZM249 124H250V123H249ZM256 124H257V123H256ZM260 124H261V123H260ZM262 124H261V125H262ZM50 125H51V124H50ZM73 125H75V123H74ZM73 125H72V126H73ZM96 125H97V123H96ZM96 125H95V128H96ZM137 125H138V124H137ZM137 125H136V126H137ZM156 125H157V124H156ZM168 125H169V124H168ZM193 125H194V124H193ZM193 125H192V126H193ZM214 125H215V124H214ZM235 125H236V124H235ZM237 125H238V124H237ZM23 126H24V125H23ZM54 126H56V125H54ZM54 126H53V127H54ZM75 126H76V125H75ZM79 126L81 127L80 130H81L82 128L84 129V130H83L84 132L87 131V130H85V129H88V126H87L86 128L82 127L81 125H79ZM85 126H86V125H85ZM106 126H107V125H106ZM118 126H119V125H118ZM134 126H135V124H134ZM142 126L145 127V124L143 123ZM173 126H174V122H173ZM176 126H177V125H176ZM176 126H175V128H176ZM188 126H190V125H188ZM225 126L227 127L228 125L226 124ZM225 126H221L222 129L220 128V131H222V132L224 131L225 133L227 132V133H228L227 135H229V132H230V130H231V129H230L231 125H229V129L226 128ZM247 126H248V124H247ZM14 127H15V126H14ZM51 127H52V126H51ZM53 127H52V128H53ZM97 127H98V126H97ZM110 127H111V126H110ZM184 127H185V126H184ZM223 127H224V129H223ZM244 127H246V126H244ZM248 127H249V129H251L250 126H248ZM248 127H246L245 129H246V130H249ZM257 127H259V126H257ZM2 128H1L0 132L3 131V132H6V134H8L7 131H9V127H8L7 130H2ZM10 128L12 129V127H10ZM95 128L93 127V128H91V129H92V130L94 129V131L96 132V134H99V133L97 132V130H95ZM108 128H109V127H108ZM116 128H117V127H116ZM119 128H121V127H118V129H119ZM124 128H125V127H124ZM128 128H129V127H128ZM142 128H143V127H142ZM167 128H169V127H167ZM173 128H174V127H173ZM178 128H179V127L177 126L176 130H178ZM182 128H183V127H182ZM185 128H186V127H185ZM190 128H191V126H190ZM212 128H213V126H212ZM212 128H211V129H212ZM225 128L227 129V131H225V130H226ZM232 128L234 129L235 126H232ZM5 129H6V128H5ZM11 129H10V130H11ZM25 129H26V128H25ZM96 129H98V128H96ZM100 129L102 130V128H100ZM100 129H99V130H100ZM113 129H114V128H113ZM147 129H148V128H147ZM150 129H151V128H150ZM152 129H154V128H152ZM163 129H164V128H163ZM169 129H170V128H169ZM193 129H194V128H193ZM211 129H209V127H208L207 130L211 131ZM262 129H263V128H262ZM17 130H18V129H17ZM89 130H90V129H89ZM104 130H106V129H104ZM114 130H115V129H114ZM125 130H126V129H125ZM176 130H175V132H176ZM181 130H182V129H181ZM183 130H184V129H183ZM183 130L180 131V128H179V130H178L177 132L180 131V132L182 133ZM191 130H192V129H191ZM191 130H190V131H191ZM236 130H238V128H236ZM241 130H242V128H241ZM246 130H245V131H246ZM83 131H82V132H83ZM94 131L92 132V135H94ZM128 131H129V129H128ZM172 131H173V130H171V132H172ZM204 131H205V130H204ZM218 131H219V130H218ZM228 131H229V132H228ZM231 131H233V130H231ZM245 131H244V132H245ZM249 131H250V130H249ZM262 131H264V130H262ZM14 132H16V131L14 130ZM82 132H81V134H83ZM99 132H100V131H99ZM101 132H103V131H101ZM110 132H111V130H110V131H107V133H110ZM112 132H113V131H112ZM112 132H111V135H110V136H113V138H112L111 140L113 141L114 138H115V139L117 138V140H118L119 132H117V130H116L114 133H112ZM147 132H150V131L148 130ZM147 132H146L145 134H148ZM163 132H164V131H163ZM177 132H176V134H177V138H178V137L180 138V135H179L180 133L178 134ZM186 132H188V130H187ZM194 132H195V130H194ZM224 132H223V133H224ZM242 132H243V131H242ZM251 132H252V131H250V133H251ZM9 133H10V131H9ZM20 133H21V132H20ZM159 133H160V132H159ZM169 133H170V131H169ZM172 133H173V132H172ZM172 133H170V134H171V135H170V138H171V136H172L173 134H175V133H173V134H172ZM188 133H189V132H188ZM205 133H207V132H205ZM233 133H234V131H233ZM239 133H240V131H239ZM239 133H238V136L241 134V133H240V134H239ZM28 134H29V133L25 134L24 136H26V135H28ZM88 134H89V132H88ZM96 134H95V135H96ZM101 134H102V133H101ZM103 134H104V133H103ZM105 134H106V133H105ZM126 134H128V133H126ZM137 134H138V133H137ZM220 134L222 135V133H220ZM230 134H231V132H230ZM242 134H244V133H242ZM245 134H246V133H245ZM247 134H248V132H247ZM253 134H254V133H253ZM108 135H109V134H108ZM108 135H107V138L110 139V136L108 137ZM134 135H135V134H134ZM138 135L141 136L142 134H138ZM205 135H206V134H205ZM213 135H214V134H213ZM225 135H226V134H224V138H227L228 136L226 137ZM250 135H251V134H250ZM250 135H249V136H250ZM263 135H264V134H263ZM263 135H261V136H263ZM18 136H20V135H18ZM24 136H23V137H24ZM100 136H101V135H100ZM128 136H129V135H128ZM131 136H133V135L131 134L130 137H131ZM146 136H147V135H145V138H146ZM148 136H149V135H148ZM175 136H176V135H175ZM232 136H233V135H232ZM234 136H235V134H234ZM240 136H241V135H240ZM240 136H239V137H240ZM255 136H258V134L255 135ZM259 136H260V135H259ZM2 137H4V134H3L2 136H0V144H2L1 142H3V144H2L3 146H2L1 148L4 147V141H5L6 138H8V137H6V138L3 139ZM11 137H12V136H11ZM23 137H20L21 140H17V141H19V142H20V141H23V140H22ZM82 137H84L85 139H84V138H83V139L86 140V137H87V136H86V135L84 136V134H83ZM90 137H91V135H90ZM102 137H104V136L102 135ZM102 137H101V138H102ZM121 137H123V136H121ZM124 137H125V136H124ZM124 137H123V138H124ZM126 137H127V136H126ZM130 137H128V139L124 138L125 141H126V140L128 141ZM135 137H136V136H135ZM142 137H143V136H142ZM149 137H150V136H149ZM151 137H153V136H151ZM181 137H182V136H181ZM187 137H188V136H187ZM202 137H203V136H202ZM229 137H230V135H229ZM263 137H264V136H263ZM1 138L3 139V141L1 140ZM27 138H28V137H27ZM87 138H88V137H87ZM92 138H94V141L97 140V139H95V138H97V137H95V136H93ZM105 138H106V137H105ZM107 138H106V139H107ZM167 138H168V137H167ZM172 138H174V137L172 136ZM179 138H178V139H179ZM232 138H233V137H232ZM236 138H238V137H236ZM240 138H241V137H240ZM240 138H238V139L240 140ZM248 138H251V137H247V139H248ZM9 139H10V137L8 138V140H9ZM83 139H81V137H80V140H83ZM98 139H100V138L98 137ZM108 139H107V140H108ZM130 139H132V137H131ZM133 139H134V136H133ZM149 139H150V138H149ZM152 139H154V138H152ZM152 139H150V140L152 141ZM155 139H156V138H155ZM178 139H176V137H175V140H176L175 143H174L175 146H172V147H169V148H167V147H163V149H164V153H165V154H164L165 157H164V156H163V157L167 160V162H168V166H169V167L166 165L167 162L165 163V165L167 166V169H169L168 172H170V173L172 174V176H173L172 178L170 177L171 180H169V182L171 183L172 186H175V183H176V186H177V184H179V183L176 182V181H177L178 179H180L181 177H182V178L184 177V180H187V178L190 176V175H189V176L186 178V176H187V174H186L187 171H186V169H185V164H184V161H183V159H185V161H186V159L189 158V155H188L187 152H186V151L189 149V148H188L189 145L187 144V142H186V144L188 145V147H187L186 145H183V143L180 141V140H182V139H179V140H178ZM185 139H186V137H185ZM227 139H228V138H227ZM238 139H237L238 142L236 141L237 143L240 142ZM242 139H243V138H242ZM242 139H241V140H242ZM255 139H256V138H255ZM258 139H259V138H257V140H258ZM263 139H264V138H263ZM84 140H83V141H84ZM101 140H102V139H101ZM120 140H121V139H120ZM157 140H158V138H157ZM173 140H174V139H173ZM173 140H172V139H169V142H170V141L173 142ZM205 140H206V139H205ZM225 140H226V139H225ZM230 140H232V139H230ZM230 140H228V142H230ZM234 140H235V139H234ZM252 140H253V139H252ZM252 140L250 139V141H252ZM83 141H82V142L79 141V142H80L79 144L83 143ZM94 141H93V142H94ZM99 141H100V140H99ZM103 141H104V139H103ZM103 141H100V143H104L106 140H105L104 142H103ZM109 141H110V140H108L107 142H109ZM115 141H116V140H115ZM122 141H123L122 146L124 147L123 144H124V143H127V141H126V142H124V140H122ZM122 141H121V142H122ZM131 141H132V140L128 141V142H130V143H127V144H132ZM133 141H134V140H133ZM145 141H146V140H145ZM155 141H156V140H155ZM185 141H186V140H185ZM214 141H215V140H214ZM221 141H222V140H221ZM243 141H244V139H243ZM260 141H262V140H260ZM5 142H6V141H5ZM85 142L88 144L87 140H86ZM85 142L83 143L84 145H85ZM93 142H92V144H93ZM189 142H191V141H189ZM202 142H203V140H202ZM225 142L227 143V141H225ZM263 142H264V141H263ZM7 143H8V142H7ZM7 143H5V144H7ZM21 143H23V142H21ZM24 143H25V141H24ZM24 143H23V145H24ZM39 143H40V142H39ZM39 143H38V144H39ZM96 143H98V141H96ZM100 143H98V144H100ZM105 143H106V142H105ZM112 143H113V142H112ZM116 143H118V142L116 141ZM140 143H141V142H140ZM150 143H151V142H150ZM163 143H164V142H163ZM198 143H199V142H198ZM206 143H207V142H206ZM213 143H215V142H213ZM213 143H212V145H213ZM223 143H224V142H222V146H223ZM231 143H232V141H231ZM245 143H246V142L244 141L243 143L240 142L239 144H242L241 147H244V146L246 147L247 144H245ZM257 143H258L259 145H261L260 142H257ZM25 144H26V143H25ZM29 144H32V143H30V142L27 140L26 148H27V146H28V150H29V147H30V146L33 147V145L36 146V147H38V149H35V148H34V149H35L34 152H38L39 149H42V148H43V147L41 148V146H38L37 143H36V145H35V142H34V144H32V145H29ZM46 144H47V143H46ZM79 144H77V145H79ZM83 144H82V145H83ZM87 144H86V145H87ZM118 144H119V143H118ZM118 144H115V143H114V145H118ZM168 144H169V143H168ZM170 144H172V143H170ZM184 144H185V143H184ZM199 144H200V143H199ZM201 144L203 145V143H201ZM232 144L234 145V143H232ZM243 144H244V146H243ZM251 144H252V146H254L255 143L253 144L252 142H250V145H248V147L251 146ZM40 145H41V144H40ZM42 145H43V144H42ZM47 145H48V144H47ZM89 145H90V144H89ZM89 145H88V146H89ZM94 145H95V144H94ZM109 145H110V144H109ZM114 145H112V146H114ZM148 145H149V144H148ZM191 145H192V143H191ZM212 145H211V146H212ZM224 145H225V143H224ZM237 145H238V144H237ZM68 146H69V145H68ZM75 146H76V145H75ZM96 146H97V145H96ZM101 146H102V145H101ZM101 146H100V147H101ZM130 146L132 147V145H130ZM138 146H139V145H138ZM142 146H143V145H142ZM149 146H150V145H149ZM153 146H154V145H153ZM185 146H186L187 148H186ZM216 146H217V145H216ZM229 146H230V147H229ZM229 146H228V147L231 148L232 145H229ZM256 146L258 147V145H256ZM262 146H263V145H262ZM262 146H261V147H262ZM5 147H6V146H5ZM5 147H4V149L6 150ZM7 147H8V146H7ZM31 147H30V150L33 149V148H31ZM39 147H40V148H39ZM80 147H81V145H80ZM85 147H87V146H85ZM97 147H98V146H97ZM97 147H96V149L94 148V150H93L94 152L97 151L98 148H100V147H98V148H97ZM104 147H105V145H104ZM110 147H111V146H110ZM110 147H109V148H110ZM127 147H128V146H127ZM173 147H175V148H173ZM192 147H193V146H192ZM207 147H208V146H207ZM220 147H221V146H220ZM232 147H234V149H235L236 144H235L234 146H232ZM248 147H247V148H248ZM68 148H69V147H68ZM70 148H71V147H70ZM70 148H69V149H70ZM72 148H73V146H72ZM72 148H71V149H72ZM78 148H79V146H78ZM90 148H91V146H90ZM118 148H119V147H118ZM118 148H117V149H118ZM121 148H122V147H121ZM151 148H152V146H151ZM165 148H166V150L171 148L170 152H169V150H167V152H166V151H165ZM172 148H173V149H172ZM193 148H194V147H193ZM196 148H197V146H196ZM205 148H206V146H205ZM239 148H240V147H239V145H238V148H237V149H239ZM249 148H251V147H249ZM259 148H260V147H259ZM10 149H11V148H10ZM14 149H15V148H14ZM80 149H81V148H80ZM80 149H79V150H80ZM88 149H89V147H88ZM88 149H87V151H85V152H88ZM100 149H101V148H100ZM100 149H99V150H100ZM117 149H116V150H117ZM129 149H130V147H129ZM135 149H137V147H136ZM148 149H149V148H148ZM163 149H162V150H163ZM186 149H187V150H186ZM234 149H232L233 152L236 150V149H235V150H234ZM28 150H27V151H28ZM36 150H38V151H36ZM42 150L44 151V148H43ZM42 150H41V151H42ZM45 150H46V149H45ZM49 150H50V148H48V152H49ZM74 150H75V149H72V150H71V151H73L72 153H74ZM109 150H111V149H109ZM116 150H114V151H116ZM121 150H122V149H121ZM162 150H160V151H162ZM216 150H217V149H216ZM244 150H245V148L243 149V151H244ZM256 150H257V149H256ZM258 150H259V149H258ZM261 150H262V149H261ZM21 151H22V153H23V150H21ZM52 151H53V150H52ZM65 151H66V153H67V152H68V153H71V151H70V150L67 151L66 148H65ZM69 151H70V152H69ZM77 151H78V150H77ZM77 151H76V152H77ZM89 151H90V150H89ZM101 151H102V150H101ZM104 151H106V149H104ZM124 151H127V150H125V147H124L123 152H124ZM128 151H130V150H128ZM220 151H221L220 153L222 154V151H223V150H222V147H221V150H220ZM241 151H242V149H241ZM4 152H5V151H4ZM31 152H33V151H29L28 153L31 154ZM50 152H51V151H50ZM99 152H100V151H99ZM108 152H109V151H108ZM121 152H122V151H121ZM121 152H120V153H121ZM131 152H132V151H131ZM168 152H169V154H168V159H167L166 156H167V153H168ZM179 152H180V153L182 152V154L180 155L181 157H179ZM184 152H186V155H188V157H184V156H185V153H184ZM194 152H195V154H197V153H196L197 151H196L195 149H194ZM228 152H229V151H228ZM239 152H240V150H239L238 152L235 151L236 154L239 153ZM263 152H264V151H263ZM40 153H42V152H40ZM40 153H38V155H39ZM44 153H45V152H44ZM72 153H71V154H72ZM83 153H84V151H83ZM89 153H90V152H89ZM89 153H88V154H89ZM100 153H101V152H100ZM120 153H119V154H120ZM134 153H135V152H134ZM134 153H133V154H134ZM136 153H137V152H136ZM191 153H192V152H191ZM211 153H212V152H211ZM214 153H215V152H214ZM216 153H217V152H216ZM220 153H219V154H220ZM224 153H225V152H224ZM244 153H245V152H244ZM5 154H6V153H5ZM36 154H37V153H36ZM55 154H56V152H55ZM97 154H98V153H97ZM102 154H103V153H102ZM104 154H105V153H104ZM107 154H108V153H107ZM110 154H111V153H110ZM113 154H114V153H113ZM117 154H118V153H117ZM127 154L129 155V152H128ZM127 154H126V156H128ZM189 154H190V153H189ZM232 154H233V153H232ZM241 154H243V152H242ZM255 154H256V153H255ZM1 155H3V153H2ZM38 155H36V156H38ZM40 155H41V154H40ZM62 155H63V154H62ZM62 155H61V156H62ZM68 155H69L70 158L72 157V155H71V156H70V154H68ZM73 155H75V154H73ZM79 155H80V151H79ZM85 155H86V153H85ZM93 155H94V154H93ZM93 155H92V156H93ZM138 155H139V154H138ZM183 155H184V156H183ZM228 155H229V154H227V159H228V160H227V159H226V160H227L228 162H230L231 160H229L230 157H229ZM239 155H240V153H239ZM247 155L249 156L250 154L247 153ZM258 155H259V154H258ZM263 155H264V153H263ZM14 156H15V154H14ZM17 156H18V155H16V158H19V157H17ZM51 156H52V153H51ZM76 156H78V155H76ZM82 156H83V155H82ZM98 156H99V155H98ZM98 156L96 155L95 157L98 158ZM101 156H102V155H101ZM105 156L108 157V155H105ZM131 156H132V154H131ZM136 156H137V155H136ZM136 156L133 155V158L136 159V158H135ZM140 156H141V154H140ZM157 156H158V155H157ZM161 156H162V155H161ZM190 156H193V155H190ZM206 156H207V155H206ZM208 156H209V155H208ZM219 156H220V157H219L220 161H221L222 159L225 158V156H224V158H221V155H219ZM234 156L237 157L236 159H239V156L233 154V157H234ZM243 156H245V154H243ZM248 156H247V157H248ZM10 157H11V156H10ZM22 157H23V155H22ZM24 157H25V156H24ZM31 157H32V154H31ZM34 157H35V154H34ZM38 157L40 158V156H38ZM43 157H44V156H42V158H43ZM45 157H47V155H46ZM45 157H44V158H45ZM48 157H50V156H48ZM85 157H86V156H85ZM85 157H84V159H85ZM129 157H130V156H129ZM138 157H139V156H138ZM146 157H147V156H146ZM152 157H153V155H152ZM194 157H195V159H196V158H197V155H195ZM199 157H201V156L199 155ZM209 157H211V155H210ZM222 157H223V156H222ZM228 157H229V158H228ZM231 157H232V155H231ZM233 157H232V158H233ZM245 157H246V156H245ZM36 158H37V157H35V159H36ZM39 158H38V159H39ZM54 158H55V157H54ZM59 158H60V157H59ZM64 158H66V157H64ZM72 158H73V157H72ZM87 158H88V155H87ZM87 158H86V159H87ZM102 158H104V157H102ZM108 158H109V157H108ZM156 158H157V157H156ZM211 158H212V157H211ZM217 158H218V156H217ZM243 158H244V157H243ZM253 158H256V157H253ZM257 158H258V157H257ZM23 159H24V158H23ZM32 159H33V157H32ZM35 159H34V160H35ZM38 159H37V160H38ZM61 159H62V157H61ZM61 159H60V161H61ZM73 159H75V158H73ZM100 159H101V158H100ZM130 159H131V158H129V160H130ZM137 159H138V158H137ZM141 159H142V158H141ZM157 159H158V158H157ZM191 159H192V157H191ZM247 159H248V158H247ZM247 159H246V160H247ZM1 160H2V159H1ZM19 160H20V159H19ZM25 160H26V157H25ZM34 160H33V162H35ZM37 160H36V161H37ZM46 160H47V159H46ZM46 160H45V161H46ZM52 160H53V158H52ZM63 160H64V159H63ZM75 160H76V159H75ZM77 160H78V158H77ZM87 160L91 161L90 159H87ZM94 160H95V159H94ZM94 160H92V161H93V163H92L93 165H94V163H96V161H97V160H96V161H94ZM131 160H132V159H131ZM131 160H130V161H131ZM147 160H148V159H147ZM160 160H161V158H160ZM162 160H163V159H162ZM166 160H165V161H166ZM187 160H189V159H187ZM196 160H197V159H196ZM199 160H200L201 162H203V161H202V158H200ZM210 160H211V159H210ZM216 160H218V159H215V161H216ZM250 160H251V159H250ZM26 161H27V160H26ZM45 161H44V163H45ZM55 161H56V159H55ZM134 161H135V160H134ZM158 161H159V159H158ZM165 161H164V162H165ZM200 161H199V162H200ZM220 161H219V162H220ZM233 161H235V159H234ZM233 161H232V162H233ZM243 161H244V160H243ZM260 161L262 162V160H260ZM6 162H7V160H6ZM22 162H24V160H23ZM28 162H29V161H28ZM33 162H32V165H33V164H34V165H37V164L39 163L38 161H37L38 163L35 162L36 164L33 163ZM42 162H43V160H42ZM49 162H50V160H49ZM49 162H47V163L45 164V168L43 167L44 169H46V170H45V171H46L45 178L43 177L44 174H43L42 172H40V175H38V176H41V173H42V177H43L44 179H40V178L37 177V179H40V181L35 180L36 182L38 181L39 183L37 182V184L35 183V184L33 185V187H30V188H33L30 192H27L28 189L30 190V188H29L30 185L28 186V184H30V183H28V184L26 185V186L28 187V189L24 186V187H25L24 189H25V190L27 189L26 192H27L28 195L26 194V197L24 196V198H23V201H24L25 203H24V202H21V203H23V204L25 205V207L27 206L29 209H32V208H33V209H34V208H35V209H44L45 206H46V208H47V204H49L50 202H51L52 204H54L53 202L56 201V200H54V197H55V195L57 194V190H58V189H57V185H58V184L60 185V183L57 184V180H58V179L55 177L56 173H57V175H58V172H56V168L51 167V166H53V165H48V164H50ZM56 162H57V161H56ZM67 162H68V160H67ZM71 162H72V161H71ZM74 162H75V161H74ZM84 162H85V161H84ZM137 162H138V160H137ZM139 162L142 163V160H141V161L139 160ZM139 162H138V163H139ZM150 162H151V161H150ZM152 162H153V161H152ZM195 162H196V161H195ZM195 162H194V163H195ZM199 162H198V165H199ZM201 162H200V164H201ZM216 162H217V161H216ZM244 162H245V161H244ZM250 162H251V161H250ZM10 163H11V161H10ZM14 163H15V161L12 162L11 165H13ZM16 163H17V162H16ZM40 163H41V162H40ZM40 163H39V164H40ZM44 163H43V164H44ZM76 163H78V162H76ZM81 163H82V162H81ZM132 163H133V161H132ZM138 163H137V164H138ZM161 163H163V162L160 161V166H161V165H164V163H163V164H161ZM191 163H192V162H191ZM196 163H197V162H196ZM211 163H212V162H211ZM211 163H210V164H211ZM217 163H218V162H217ZM225 163H227V162H225ZM239 163H240V161H239ZM251 163H252V162H251ZM254 163H255V161H254ZM254 163H253V164H254ZM257 163H258V162H256V164H257ZM262 163H263V162H262ZM2 164H3V163H1V166H2ZM5 164H6V163L4 162V165H5ZM7 164H8V162H7ZM19 164H20V163H19ZM60 164H65V163H60ZM92 164H91V165H92ZM134 164H135V163H134ZM137 164H136V165H137ZM147 164H148V161H147ZM147 164H146V166H147ZM202 164H203V163H202ZM202 164H201V165H202ZM204 164H205V162H204ZM204 164H203V166H204ZM223 164H224V163H223ZM229 164H230V163H229ZM235 164H236V163H235ZM245 164H246V163H245ZM8 165H10V164H8ZM8 165H5V166H8ZM16 165H17V164H16ZM23 165L27 166L26 163H23ZM32 165H30V166H32ZM76 165H77V164H76ZM151 165H152V163H151ZM151 165H150V166H151ZM165 165H164V167H166ZM186 165H188V164H186ZM191 165H192V164H191ZM198 165H197V167H198ZM201 165H199L198 169H200V166H201ZM208 165H209V164H208ZM221 165H222V164H221ZM225 165H226V164H225ZM230 165H231V164H230ZM230 165H229V166H230ZM246 165H247V164H246ZM14 166H15V165H13V167H14ZM21 166H22V165H21ZM43 166H44V165H43ZM61 166H63V165H60L59 168H60ZM125 166H126V165H125ZM133 166H134V165H133ZM138 166H139V165H138ZM138 166H137V167H138ZM142 166H143V165H142ZM144 166H145V165H144ZM144 166H143V167H144ZM195 166H196V165H195ZM213 166H214V163H213ZM232 166H234V165H232ZM235 166H236V165H235ZM235 166H234V167H235ZM237 166H239V165H237ZM237 166H236V168H237ZM244 166H245V165H244ZM244 166H243V167H244ZM247 166H248V165H247ZM249 166H250V165H249ZM262 166H263V165H262ZM9 167H10V166H9ZM39 167H41V166L39 165ZM39 167H38V168H39ZM64 167H66V166L64 165ZM80 167H81V166H80ZM119 167H120V166H119ZM139 167H140V166H139ZM164 167H163V168H164ZM186 167H188V166H186ZM193 167H194V165H193ZM230 167H231V166H230ZM234 167H233V168H234ZM5 168H7V167H5ZM14 168L16 169V167H14ZM14 168H13V169H14ZM21 168H23V167H21ZM28 168H29V167H28ZM28 168H27V170H28ZM31 168H32V167H31ZM35 168H36V167H35ZM35 168H34V169H35ZM38 168H37V169H38ZM59 168H57V169H59ZM128 168H129V167H128ZM140 168H141V167H140ZM140 168H139V169H140ZM144 168H145V167H144ZM144 168H143V169H144ZM147 168H149V167H147ZM161 168H162V167H161ZM201 168H203V167H201ZM212 168H213V167H212ZM212 168H211V169H212ZM220 168H221V167H220ZM225 168H226V167H225ZM225 168H224V169L222 168V169L225 170ZM227 168H228V165H227ZM245 168H246V166H245ZM245 168H244V170H245ZM255 168H256V167H255ZM3 169H4V168H3ZM11 169H12V166H11ZM11 169L9 168V170H11ZM34 169H33V171H34ZM54 169H55V170H54ZM61 169H62V168H61ZM65 169H66V168H64V170H65ZM68 169H69V168H68ZM117 169H118V168H117ZM139 169H138V170H139ZM141 169H142V168H141ZM198 169L196 168L195 171L198 172V171H199ZM214 169H215V168H214ZM247 169H248V168H247ZM249 169L251 170L252 167H249ZM257 169H258V168H257ZM0 170H2V168H0ZM30 170H31V169H30ZM41 170L43 171V169H41ZM41 170H40V171H41ZM69 170H70V169H69ZM119 170H120V169H119ZM153 170H154V169H153ZM162 170L164 171L165 168L162 169ZM162 170H161V171H162ZM226 170H227V169H226ZM228 170H230V169H228ZM228 170H227L226 172H228ZM232 170H235V169H232ZM239 170H240V168H239ZM241 170H242V168H241ZM12 171H13V170H12ZM25 171H26V170H25ZM57 171H58V170H57ZM74 171H75V170H74ZM106 171H107V170H106ZM106 171H105V172H106ZM123 171H124V170H123ZM144 171H145V170H144ZM149 171H150V169H149ZM1 172H3V171H1ZM10 172H11V171H10ZM10 172H8V173H10ZM35 172H36V169H35V171L33 172V174H35ZM64 172H67V170L64 171ZM64 172H63L62 174H64ZM68 172H69V171H68ZM68 172H67V175H68ZM112 172H113V171H112ZM147 172H148V171H147ZM155 172H156V171H155ZM164 172H165V171H164ZM164 172H162V175L164 174ZM188 172H189V171H188ZM191 172H192V171H191ZM204 172H205V171H204ZM204 172H203V173H204ZM231 172H232V171H231ZM252 172H253V171H252ZM4 173H5V172H3V176H7V175H6L7 172H6L5 174H4ZM12 173H14V172H12ZM15 173H17V172L15 171ZM25 173H26V172H25ZM31 173H32V172H31ZM31 173L29 172V174H31ZM70 173H71V171H70ZM157 173H159V171H157ZM198 173H200V172H198ZM208 173H209V171H208ZM224 173H225V171H224ZM235 173H237V172L235 171ZM240 173H241V172H240ZM243 173H244V172H243ZM248 173H251V172H248V170H247V174H248ZM253 173H254V172H253ZM253 173H252V174H253ZM27 174H28V173H27ZM62 174H60V175H62ZM72 174H75V173H72ZM77 174H78V173H77ZM79 174H80V173H79ZM115 174H116V173H115ZM130 174H132V173L130 172ZM134 174H135V173H134ZM141 174H144V172L141 173ZM165 174H167L166 176H170V174L168 175L167 170H166ZM192 174H193V173H192ZM233 174H234V173H233ZM247 174H246V178H247V176H248V178H249V174H248V175H247ZM252 174H251V175H252ZM1 175H2V174H1ZM8 175H9V174H8ZM12 175L14 176V174H12ZM17 175H18V174H17ZM20 175H21V174H20ZM25 175H26V174H25ZM65 175H66V174H65ZM111 175H112V174H111ZM158 175H161V172H160V174H158ZM193 175H194V174H193ZM199 175H200V174H199ZM218 175H219V174H218ZM220 175H222V173H221ZM220 175H219V176H220ZM227 175H228V174H225L224 176H227ZM238 175H239V174H238ZM254 175H255V174H254ZM254 175H253V176H254ZM34 176H35V175H34ZM34 176L32 175V178H33V179H35ZM36 176H37V175H36ZM58 176H59V175H58ZM123 176H124V175H123ZM129 176H130V175H129ZM224 176H222V177L220 176V177L223 178ZM241 176L243 177L244 175H241ZM253 176H252V177H253ZM15 177H17V176H15ZM15 177H14V178H15ZM64 177H65V176H63V178H64ZM68 177H69V175H68ZM72 177L74 178V175H73ZM75 177H76V176H75ZM81 177H82V176H81ZM112 177H113V176H112ZM156 177H157V176H156ZM158 177L160 178V176H158ZM195 177H197V176H195ZM200 177H201V176H200ZM206 177H207V176H206ZM235 177H236V176H235ZM252 177H251V179H252ZM259 177H260V176H259ZM5 178H8V177H5ZM22 178H23V177H22ZM58 178H59V177H58ZM61 178H62V177H61ZM65 178H67V177H65ZM78 178H79V177H78ZM103 178H104V176H103ZM114 178H115V177H114ZM164 178H166V177L164 176ZM191 178H192V177H191ZM191 178H190L189 180H191ZM224 178H225V177H224ZM243 178H244V177H243ZM2 179H3V178H2ZM23 179H25V177H24ZM28 179H29V178H28ZM33 179H31V181H32ZM75 179H77V178H74V180H75ZM108 179H109V176H108ZM117 179H119V178H117ZM121 179H122V178H121ZM123 179H124V178H123ZM123 179H122V180H123ZM134 179H135V178H134ZM147 179H148V177H147ZM161 179H163V178L161 177ZM168 179H169V178L167 177L166 180H168ZM172 179H173L174 181H173ZM197 179H198V177H197ZM197 179H196V180H197ZM240 179H242V178H240ZM249 179H250V178H249ZM249 179L247 180L248 182H249ZM258 179H259V178H258ZM3 180H4V179H3ZM17 180H18V179H17ZM29 180H30V179H29ZM64 180H65V179H64ZM64 180H63V181H64ZM67 180H68V179H67ZM70 180H71V179H70ZM70 180H69V181H70ZM78 180H79V179H78ZM85 180H86V179H84V181H85ZM126 180H127V179H126ZM126 180H125V181H126ZM128 180H129V178H128ZM164 180H165V179H164ZM164 180H163V181L160 180L161 182L164 183L163 186H161L162 184L160 185L161 187L159 186L160 189L163 187V190L161 189V190H162L161 192H165V191L167 190L166 188H168V187L170 186V183H168V181H164ZM175 180H176V181H175ZM182 180H183V179H182ZM196 180H195V181H196ZM198 180H199V179H198ZM198 180H197V181H198ZM211 180H212V179H211ZM252 180H253V179H252ZM252 180L250 181V183H248V182H247V183L251 185ZM260 180H262V179H260ZM14 181H15V182H18V181L21 182L20 180H18V181L14 180ZM58 181H59V180H58ZM63 181H62V182H63ZM69 181H68V184H67V185H69ZM72 181H73V180H72ZM129 181H130V180H129ZM158 181H159V180H158ZM160 181H159V182H160ZM172 181H173V182H172ZM178 181H180L181 184H182V182H183V181L181 182V180H178ZM192 181H193V179H192ZM197 181H196V184H197ZM207 181H208V180H207ZM4 182H5V180H4ZM4 182H3V185H5ZM11 182H12V181H11ZM27 182H28V181H27ZM75 182H77V181H75ZM85 182L88 183L89 181H85ZM109 182H110V181H109ZM113 182H114V181H113ZM119 182H120V181H119ZM119 182H117V183H119ZM133 182H134V181H133ZM188 182L190 183V181H188ZM216 182H217V181H216ZM224 182H225V181H224ZM235 182H236V181H235ZM263 182H264V181H263ZM0 183H1V182H0ZM9 183H10V181H9ZM25 183H26V182H25ZM32 183H33V182H32ZM32 183H31V184H32ZM63 183H66V182H63ZM63 183H62V185H63V187H65L66 185H64ZM73 183H74V182H73ZM117 183H116V185H117ZM131 183H132V182H131ZM147 183H148V182H147ZM185 183H186V181H185ZM209 183H210V182H209ZM225 183H227V182H225ZM256 183H258V187H259V182H256ZM256 183H254V184H256ZM17 184H18V183H17ZM17 184L15 183L14 186L17 185ZM78 184H79V181H78ZM89 184H90V183H89ZM111 184H112V182H111ZM157 184H159V183L157 182ZM191 184H192V183H191ZM241 184H242V182H241ZM10 185H11V183H10ZM12 185H13V184H12ZM59 185H58V188H59ZM62 185H60V187H61ZM71 185H72V184H71ZM79 185H80V184H79ZM102 185H103V184H102ZM113 185H114V184H113ZM125 185H126V183H125ZM131 185H133V183H132ZM228 185H229V183H228ZM5 186L8 187L7 185H5ZM21 186H23L22 183H21ZM31 186H32V185H31ZM34 186H35V187H34ZM76 186H77V185H76ZM82 186H83V185H82ZM92 186H93V185H92ZM96 186H97V185H96ZM96 186H94V187H96ZM151 186H152V185H151ZM151 186H149V187H151ZM155 186H156V185H155ZM155 186H154V190L156 191V190H157V189H156L157 187H155ZM165 186H166V187H165ZM176 186H175V187H176ZM178 186H179V185H178ZM186 186H187V185H186ZM188 186H189V187H188ZM188 186H187L186 188H189V189H190V185H188ZM194 186H195V184H194ZM196 186H198V185H196ZM251 186H252V185H251ZM253 186L256 187L255 185H253ZM3 187H4V186H3ZM3 187H1V188H3ZM9 187H10V186H9ZM12 187H13V186H12ZM19 187H20V186H19ZM67 187H68V190H69V187H70V186H67ZM79 187H80V186H79ZM79 187H78L77 191H79V189H80ZM88 187H89V186H88ZM110 187L112 188V186H110ZM164 187H165V188H164ZM183 187H184V183H183ZM210 187H211V185H209L208 188H210ZM230 187H231V185H230ZM237 187H238V186H237ZM71 188H72V187H71ZM71 188H70V189H71ZM102 188H104V187H102ZM119 188H120V187H119ZM131 188H132V187H131ZM181 188H182V187H181ZM186 188H185L184 192H186V191L188 192L189 189H186ZM194 188L197 189V187H194ZM228 188H229V187H227V189H228ZM240 188H241V187H240ZM256 188H257V187H256ZM256 188H255V189H256ZM5 189H6V188H5ZM8 189H9V188H8ZM8 189H7V190H8ZM12 189H13V188H11V190H12ZM62 189H63V188H62ZM62 189H60V190H61L60 192H62ZM72 189H73V188H72ZM89 189H90V188H89ZM92 189H94V188H91V190H92ZM99 189H100V188H99ZM105 189H106V188H105ZM112 189H113V188H112ZM114 189H115V187H114ZM143 189H144V188H143ZM164 189H165V190H164ZM171 189H173V187H172ZM175 189H179V187H178V188H175ZM202 189H204V188H202ZM227 189H226V190H227ZM261 189H262V188H261ZM2 190H3V189H2ZM2 190L0 189V191H2ZM7 190H5L4 192H0V261H3V262H4V261H5V262L7 261V262H9L8 264H15V259H17V261H21L22 263H24V262H26V261H30V260H29V256H28V254H27V252H26L25 249L30 247V245L32 244V242H34L33 240L41 239L42 237L40 236V232L38 231V229L35 227L36 223L33 224L34 226H33V225L29 226L30 224L27 225V227L24 226V224H25V222L27 221V218H28V217L26 216V214H25L26 212L29 211V210L26 211L27 207H26V208H23V205H21V206H22L21 208L25 209V212H24V213L22 212V211H24V210L21 209V211H18V210H16L15 212H11V211H10L6 216L3 215L4 212L7 213V208H8V207H5V206H7V203H6V201H5V200H6V191H7ZM19 190H20V189H19ZM22 190H23V189H22ZM68 190H67V188H65L64 191L67 192ZM83 190H84V189H83ZM95 190H96V191H95ZM95 190H93L94 192L92 191L91 196H90V195H89V196L92 197V199H91V200L93 201V205H91V206H93L92 208H94L95 210H98L99 207H100V204L102 203L101 200H102L103 195H102V193L99 192L97 189H95ZM102 190H104V189H102ZM110 190H111V189H110ZM128 190H129V189H128ZM140 190H141V189H140ZM158 190H159V189H158ZM190 190H191V189H190ZM193 190H194V189H193ZM205 190H206V189H205ZM224 190H225V189H224ZM224 190H221V191H224ZM238 190H239V188H238ZM245 190H246V189H245ZM245 190H244V191H245ZM14 191H15V189H14ZM69 191H70L71 193H70V194L68 193L69 195H68L67 197H69V196L71 195L72 198H70L69 201L67 200L68 202H67L66 200H64V202L66 201L65 204L67 203L66 205H68V207H67V206H66V207H67L68 210H70V216H72L73 219H74V221H76V222L79 224L78 226H79L80 228L82 227L83 229H85V231L87 230L86 232H90V233L93 235V237H94V238H97V240H99V241H105V240H108L107 242L105 241L106 243L109 242V237H110V236H111L112 238H113V236H116V237L118 238V235H116V234L119 233V232L121 231V228H120V230L118 229L120 226H119V227H116L119 231L117 230L118 232H116V234L113 235V236H112V234H114V233H113V227H112V225L115 224V223H112V221H111L110 223H107V224H100V219L102 218V217H101V218L99 219V223H97L98 225H97V226H96V225L94 226V225L90 222V221H91V217H92V215H93V212H92V211L89 212V209H88L87 212H86V211H85V210L87 209L86 206H85V208H83L84 206L82 207V206L80 205L81 203H80V200H79L78 195H76L75 193L72 192V191H74V189H73L72 191H71V190H69ZM81 191H82V188H81ZM85 191H87V190H85ZM85 191H83V192L85 193ZM89 191H90V190H89ZM106 191H107V190H106ZM108 191H109V190H108ZM125 191H126V190H125ZM179 191H180V189L178 190V192H177V190H176V192H175L174 194H177V193H179V194L181 193V194H182L183 190H182L181 192H179ZM207 191H208V190H207ZM213 191H214V190H213ZM227 191H228V190H227ZM251 191H252V190H251ZM262 191H264V187H263V190H262ZM17 192H18V190H17ZM19 192H20V191H19ZM19 192H18V194H19ZM22 192H23V191H22ZM22 192H21V194H23ZM24 192H25V191H24ZM60 192H59V193H60ZM66 192H65V193H66ZM75 192H76V190H75ZM90 192H91V191H90ZM145 192H146V191H145ZM152 192H153V191H152ZM166 192H167V191H166ZM171 192H173V191H171ZM184 192H183V193H184ZM190 192H191V191H190ZM194 192H195V191H194ZM194 192L191 193V194H192V195H191L192 197H193V193H194ZM208 192H209V191H208ZM228 192H229V191H228ZM232 192H233V191H232ZM232 192H230V193H232ZM247 192H248V191H247ZM254 192H255V193L258 192V188H257V191H256V190H255V191L253 190L252 193H254ZM8 193H12V192H10V190H9V192L7 191V194H8ZM76 193H78V192H76ZM79 193H80V192H79ZM104 193H105V192H104ZM140 193H141V192H140ZM140 193H139V194H140ZM167 193H168V192H167ZM167 193H166V194H167ZM205 193H207V192H205ZM241 193H242V192H241ZM18 194H17V196H18ZM24 194H25V193H24ZM24 194H23V195H24ZM61 194L64 195L63 192L60 193V194H58V195L61 197ZM82 194H83V193H82ZM87 194H88V193H87ZM87 194H86V195H87ZM113 194H114V193H113ZM164 194H165V193H164ZM164 194H163V195H164ZM166 194H165V196H166ZM194 194H195V193H194ZM257 194H258V193H257ZM257 194H256V195H257ZM9 195H10V194H9ZM12 195H13V194H11V196H12ZM15 195H16V194H15ZM23 195H22V197H23ZM80 195H81V194H80ZM86 195H85V196H86ZM105 195H107V197H109V196H108V195H109L108 193H107V194L105 193ZM140 195H141V194H140ZM140 195H139V197H142V196H140ZM154 195H155V194H154ZM154 195H153V196H154ZM177 195H178V194H177ZM182 195H183V194H182ZM184 195H185V193H184ZM184 195H183V196H184ZM201 195H202V194H201ZM204 195H205V194H204ZM217 195H219V194H217ZM217 195H216V196H217ZM226 195H227V193H226ZM232 195H234V194L232 193ZM259 195H260V194H259ZM262 195H263V194H262ZM262 195H261V196H262ZM17 196H16V197H17ZM19 196H20V195H19ZM59 196H58V197H59ZM85 196L83 195V198H84ZM87 196H88V195H87ZM118 196H119V194H118ZM143 196H144V195H143ZM157 196H158V192H157ZM157 196H156V198H157L158 200L162 198V197H157ZM159 196H160V195H159ZM167 196H168V195H167ZM174 196H175V195H173V193L171 194V196L169 195V197H172V199H173ZM179 196H180V195H179ZM179 196H178V197H179ZM183 196H182V197H183ZM207 196H208V195H207ZM248 196H249V195H248ZM252 196H253V195H252ZM9 197H10V196H9ZM58 197H55V198H58ZM64 197H65V196H64ZM107 197H105V198L108 199ZM145 197H146V196H145ZM180 197H181V196H180ZM188 197H189V195H188ZM197 197H198V196H197ZM203 197H204V196H202V198H203ZM230 197H231V196H230ZM230 197H229V200H228V198H227L228 202L231 201V199L233 198V197H231V199H230ZM245 197H246V195H245ZM250 197H251V196H250ZM13 198H14V197H12V199H13ZM110 198H111V197H110ZM115 198L117 199V197H115ZM126 198H127V197H126ZM154 198H155V197H154ZM204 198H205V197H204ZM214 198H215V197H214ZM216 198H217V197H216ZM216 198H215V199H216ZM248 198H249V197H248ZM255 198H256V197H255V195H254V201L257 200V199L259 200L260 196H259V198H258V197H257L256 199H255ZM8 199H10V198H8ZM12 199H11V202H13ZM58 199H60V198H58ZM58 199H57V202H56V203H58ZM62 199H63V198H62ZM106 199H105V200H106ZM119 199H120V198H119ZM122 199H123V197H122ZM139 199H140V198H139ZM152 199H153V198H151V200H152ZM162 199H164V198H162ZM169 199H171V198H169ZM172 199H171V200H172ZM179 199H181V198H178V200H176V202H177V203H180V204L183 203V202L186 203V201H187V200H184V201L182 202V199H183V198H182V199H181V202H180ZM186 199H187V198H186ZM197 199H198V198H197ZM218 199H220V198H218ZM225 199H226V198H225ZM252 199H253V198H252ZM252 199H251V200L248 199V200L253 201ZM262 199H264V198H262ZM18 200H19V199H18ZM53 200H54V201H53ZM83 200H84V199H83ZM89 200H90V199H88V201H89ZM103 200H104V199H103ZM105 200H104V201H105ZM112 200H113V199H112ZM126 200H127V199H126ZM137 200H138V199H137ZM143 200H144V198H142V201H143ZM148 200H149V199H148ZM158 200H157V201H158ZM171 200H169V202H172ZM173 200H174V199H173ZM206 200H207V199H206ZM212 200H213V198H211V201H212ZM227 200H226V201H227ZM245 200H246V199H244V202H245ZM260 200H261V199H260ZM260 200H259V201H260ZM16 201H17V199H16ZM60 201H61V200H60ZM60 201H59V202H60ZM86 201H87V200H86ZM86 201L84 200V202H86ZM104 201H103V202H104ZM120 201H121V200H119V202H120ZM122 201H123V200H122ZM135 201H136V200H135ZM135 201H133V202H135ZM159 201H160V200H159ZM163 201H164V200H163ZM165 201H166V200H165ZM209 201H210V200H209ZM218 201H219V200H218ZM221 201H222V200H221ZM246 201H247V200H246ZM250 201H247V202H250ZM123 202H124V201H123ZM123 202H122V203H123ZM129 202H130V201L128 200L127 203H129ZM131 202H132V201H131ZM131 202H130V204H132ZM145 202H146V201H145ZM145 202H143L142 204H144ZM167 202H168V201H167ZM203 202H204V200H203ZM14 203L16 204V202H14ZM14 203H13V204H14ZM21 203L18 202V204H21ZM61 203H62V202H61ZM61 203H60V204H61ZM89 203H90V202H89ZM108 203H109V202H108ZM111 203H112V202H111ZM111 203H110V204H111ZM149 203H150V202H149ZM162 203H163V202H161V204H162ZM164 203H165V202H164ZM184 203H183V204H184ZM211 203H212V202H211ZM211 203H208L209 206H210ZM220 203H221V202H220ZM226 203H227V202H226ZM15 204H14V205L11 204V205H12V206H15ZM52 204H49V205L52 206ZM60 204H58V205H60ZM65 204L62 203L63 206H64ZM84 204H86V203H84ZM87 204H88V203H87ZM130 204H128V205H130ZM161 204H160V205H161ZM174 204H175L174 208H176V205H177V204H176V203H174ZM183 204H181V205L178 204V205H179V209H180V207H182ZM215 204H216V205L218 204V203H216V200H215ZM228 204H229V203H228ZM246 204L248 205V204H250V203H246ZM251 204H252V203H251ZM251 204H250V205H251ZM259 204H260V202H259ZM259 204H258V208L256 207L257 205H256V206L254 205L256 208H253V207H252V209H250V208H248V207H246V208H244V209L242 208V209H243V210H242L243 214H240V215L244 217V222L241 221V222H243V224H242V226L239 224V226H241V228H239L237 232L235 231L236 234H235V232H234V229L232 228L233 225H231V227L228 226L229 229H232V230H231L232 233H231L230 231H228L227 233L229 234V232H230V235L233 234V233L235 234V236H233L234 234L232 235V238L229 237L228 243L231 241L230 243H232V244H228V245L231 246V248H230V251H231V252H232L231 249H233L232 254H233V253H236V254H238V255L240 256V257H238L239 259H237V258H236V259H235V258H234V259H233V258L231 259V257H229V256L225 257V256L227 255V253L225 252V250H227L228 248H227V249L224 248V252H223V254H224V253H226V254H224L223 256H224L225 258H227V259L230 258V260H227V259H225L224 257H223V258H224V259H223L222 256H218V257L216 256L215 258H213V257H214L213 255L215 254V253H214L213 255H210V258H211V256H212V259H214L213 262L211 261V264H225L226 261L229 262V263L227 262L228 264H258L259 261H258V258H257V257H258V255H257V254H258L257 250H258V249L260 250L261 248H258V246H257V244H258V243H257V239H258V237L261 236L260 233H261V232L263 231V229H264V204H261L260 206H259ZM11 205H10V207H9V210H10V208L12 207ZM49 205H48V206H49ZM82 205H83V203H82ZM89 205H90V204H89ZM89 205H88V206H89ZM104 205H105V204H104ZM145 205H146V203H145ZM148 205H149V204H148ZM154 205H155V204H154ZM157 205H159V203H158ZM160 205H159V208H158V209H160ZM162 205H163V206H164V205L166 206L167 203H166V204H162ZM162 205H161V206H162ZM168 205H169V204H168ZM168 205H167V206H168ZM188 205H190V204L188 203ZM188 205L186 204V205H185V208L182 207L183 209L181 208L182 210H181V209H180V210L183 211L184 209H186V206H188ZM200 205H201V204H200ZM202 205H203V204H202ZM202 205H201V206H202ZM204 205H205V204H204ZM218 205H219V204H218ZM19 206H20V205H19ZM88 206H87V207H88ZM105 206H107V203H106ZM115 206H116V204H115ZM118 206H121V205H118ZM122 206H123V205H122ZM122 206H121V207H122ZM133 206H134V205L132 204V207H133ZM136 206H137V204H136ZM139 206H140V205H139ZM155 206H156V205H155ZM155 206H154V207H155ZM165 206H164V207H165ZM213 206H214V209H215L216 206L214 205V203H213ZM223 206H224V205H223ZM223 206H222V207H223ZM225 206H226L225 208L229 207V206H227V205H225ZM252 206H253V205H252ZM55 207H56V209H58V208H60L61 206H59V207H58V206H55ZM57 207H58V208H57ZM66 207H65V210H66ZM125 207H126V206H125ZM128 207H129V206H128ZM157 207H158V206H157ZM205 207H207V205H206ZM211 207H212V206H211ZM241 207H242V204H241ZM12 208H13V207H12ZM51 208H52V207H50V210L53 211V208H52V209H51ZM63 208H64V207H63ZM89 208H91V207L89 206ZM100 208H101V207H100ZM105 208H106V207H105ZM108 208H109V207H108ZM116 208H117V207H116ZM133 208H134V207H133ZM133 208L130 207V209H133ZM146 208H147V207H146ZM149 208H150V207H149ZM161 208H162V207H161ZM165 208H166V207H165ZM170 208H173V207H170ZM177 208H178V207H177ZM187 208H188V207H187ZM202 208H203V207H202ZM237 208H238V207H237ZM35 209H34V211H35ZM84 209H85V210H84ZM118 209H119V207H118ZM118 209H117L118 212H117L116 209H115V211H116L117 213L114 212V210H112V211L114 212V214H118V213L120 212ZM126 209H127V208H126ZM166 209H167V208H166ZM190 209H191V208H190ZM194 209H195V208H194ZM208 209H210V208H208ZM208 209L206 208V209H205V212H206V211H210V210H208ZM221 209H222V208H221ZM227 209H230V208H227ZM45 210H46V209H44V211H45ZM58 210H60L59 213L62 211V209H58ZM65 210H64V211H65ZM100 210H102V209H100ZM134 210H135V209H134ZM136 210H137V209H136ZM136 210H135V211H136ZM153 210L155 211V209H152V211H153ZM163 210L165 211V209H163ZM174 210H175V209H174ZM174 210H172V212H173ZM180 210H176V212L179 211V213H180V212H181ZM187 210H189V208L186 209V211H187ZM211 210H212V209H211ZM222 210H223V209H222ZM230 210H231V209H230ZM237 210H239V209H237ZM17 211H18V213H17ZM31 211L33 212V210H31ZM31 211H30V212H31ZM37 211H38V210H37ZM41 211H43V210H41ZM47 211H48V208H47ZM52 211H51V212H52ZM54 211H55V210H54ZM56 211H57V210H56ZM64 211H63V213H64ZM109 211H110V210H109ZM109 211H108V212H109ZM112 211H111V212H112ZM122 211H123V209H122ZM124 211H125V210H124ZM135 211H133V212H135ZM139 211H140V210H139ZM164 211H163V213H164ZM167 211H168V209H167ZM192 211H193V209H192ZM197 211H198V210H197ZM197 211H196V209H195L194 212L196 213ZM199 211H200V210H199ZM213 211H215V210H213ZM218 211H219V210H218ZM226 211H227V210H226ZM104 212H105V210H104ZM106 212H107V211H106ZM111 212H110V213H111ZM126 212H127V210H126ZM129 212H130V210H129ZM137 212H138V211H137ZM140 212H141V211H140ZM140 212H139V214H140ZM158 212L161 213L162 211L159 210ZM158 212H157L156 214H158ZM194 212H193V213H194ZM200 212L202 213V211H200ZM205 212L203 211V214H204ZM222 212H223V211H222ZM227 212H228V211H227ZM231 212H233V211H231ZM234 212H235V211H234ZM6 213H5V214H6ZM38 213H39V214H37V213H36V214L39 215V219H42V218H40V215H42L43 213H42V214H41L40 212H38ZM49 213H50V212H49ZM63 213H62V215H63ZM98 213H99V212H98ZM98 213L96 212L95 215H97ZM121 213H122V212H121ZM135 213H136V212H135ZM145 213H147V212H144V214H145ZM150 213H151V212H150ZM152 213H153V212H152ZM152 213H151V214H152ZM170 213H171V212H170ZM173 213H174V215H175V212H173ZM182 213H183V212H182ZM198 213H199V212H197L196 215H198ZM218 213H219V212H218ZM225 213H226V212H225ZM235 213H237V212H235ZM239 213H241V210L239 211ZM239 213H238V214H239ZM50 214H51V213H50ZM52 214L54 215L55 212L52 213ZM56 214H57V213H56ZM66 214H67V213H66ZM66 214H65V215H66ZM101 214H102V216H103L105 213L103 214V213L101 212ZM131 214H133V213H131ZM139 214H138V215H139ZM156 214H155V215H156ZM183 214H184V213H183ZM189 214H190V213H189ZM210 214H212V213H208V215H210ZM214 214H215V213H214ZM214 214H213V215H214ZM220 214H223V213H221V210H220ZM226 214H227V213H226ZM228 214H229V213H228ZM29 215H31V214H29ZM47 215H48V214H47ZM62 215L60 214L59 216H56V217H58V218H56V219H59V218H60V219H59V221H60L62 218H65V217H66L65 215H63V216H62ZM68 215H69V214H68ZM68 215H67V217H68ZM95 215H93V216H95ZM98 215H100V214H98ZM106 215H107V214H106ZM106 215H105V217L110 216L111 214H110V215H107V216H106ZM125 215H126V213H125L124 215H122V216H125ZM149 215H150V214H149ZM167 215H172V216H173V214H169L168 212H167ZM180 215H181V214H180ZM192 215H193V214H192ZM199 215L201 216V214H199ZM205 215H206V214H205ZM208 215H206V216H208ZM50 216H51V215H50ZM60 216H62V218H61ZM64 216H65V217H64ZM70 216H69V217H70ZM126 216L128 217L129 215L127 214ZM146 216H147V215H146ZM146 216H145V218H146ZM162 216H166V215H163V214H162ZM162 216H161V217H162ZM188 216H189V215H188ZM194 216H195V214H194ZM203 216H204V215H203ZM211 216H212V215H211ZM215 216H216V215H215ZM215 216H214V217H215ZM222 216H223V215H222ZM229 216H230L231 220H233L232 217H231V213H230ZM233 216H234V213H233ZM238 216H239V215H238ZM26 217H27V218H26ZM29 217H30V216H29ZM46 217H48V216H46ZM46 217H45V218H46ZM69 217H68V218H69ZM72 217H70V218L72 219ZM98 217H100V216H98ZM105 217H104V219H105ZM110 217H112V216H110ZM130 217H131V216H130ZM132 217H133V215H132ZM156 217H157V216H156ZM170 217H171V216H170ZM178 217H181V218H182V216H177V218H178ZM201 217H202V216H201ZM204 217H205V216H204ZM214 217H213V218H214ZM224 217H225V216H224ZM48 218H49V217H48ZM52 218H53V217H52ZM68 218H67V219H68ZM93 218H95V217H93ZM93 218H92V221H93ZM108 218H109V217H108ZM128 218H129V217H128ZM128 218H126V220H125L126 223H127L126 226L129 225L127 220L130 221V219H128ZM135 218H137V217H135ZM140 218H141V216H140ZM154 218H155V216H154ZM162 218H163V217H162ZM162 218H161V219H162ZM172 218H173V217H172ZM174 218H175V216H174ZM174 218H173V219H174ZM181 218H179V219H181ZM184 218L187 219V216H185ZM191 218H192V216H191ZM193 218L197 219L196 216L193 217ZM205 218H206V217H205ZM213 218H212V219H213ZM218 218H219V217H218ZM221 218H222V217H221ZM221 218H220V220H221ZM230 218H229V221H230ZM56 219H55V220H56ZM65 219H66V218H65ZM67 219H66V220H67ZM73 219H72V224H74ZM95 219H96V221H97L98 218H95ZM104 219H103V220H104ZM112 219H113V218H112ZM112 219H110V220H112ZM164 219H166V217H164ZM182 219H183V218H182ZM195 219H192V220L195 221ZM199 219H200V218L198 217V221H201V222H197V226H199L198 223H202V219H201V220H199ZM207 219H208V218H207ZM215 219H216V217H215ZM222 219H223V218H222ZM224 219H225V218H224ZM224 219H223V220H224ZM226 219H227V218H226ZM35 220H36V219H35ZM46 220H47V219H46ZM46 220H45V221H46ZM66 220H63V221H66ZM105 220H106V219H105ZM108 220H109V219H108ZM123 220H124V219H123ZM135 220H137V219H135ZM135 220H134V221H135ZM143 220H144V219H143ZM146 220H147V219H146ZM153 220H154V223H155V220L158 221V219H156V218L153 219ZM177 220H178V219H177ZM203 220H205V219L203 218ZM217 220H218V219H217ZM223 220H221V221H223ZM227 220H228V219H227ZM227 220H226V221H227ZM237 220H238V219H237ZM240 220H243V219H240ZM240 220H238V221H240ZM31 221H32V220H31ZM31 221H30V222H31ZM69 221H70V220H69ZM101 221H102V219H101ZM149 221H151V219H150ZM159 221H162V220L159 219ZM163 221H164V220H163ZM166 221H167V220H166ZM166 221H164V226H165V222H166ZM178 221H179V220H178ZM184 221H185V220H184ZM184 221H182V222H184ZM196 221H197V220H196ZM196 221H195V222H196ZM209 221H210V220H209ZM209 221H208V223H209ZM213 221H215V220H213ZM221 221H220V223L218 224V226H219L220 224H222ZM229 221H228V222H229ZM34 222H36V221H34ZM51 222H52V221H51ZM76 222H75V223H76ZM103 222H104V221H103ZM105 222H108V221H105ZM116 222H117V221H116ZM131 222L133 223V220H131ZM141 222H142V221H141ZM168 222H169V221H168ZM172 222H173V221H172ZM185 222H186V221H185ZM195 222H194V223H195ZM218 222H219V220H218ZM223 222H224V221H223ZM233 222H234V221H233ZM119 223H120V222H119ZM121 223H122V222H121ZM132 223H130V224H132ZM135 223H136V221H135ZM145 223H147V222H145ZM149 223H150V222H149ZM149 223H148V225H149ZM151 223H152V222H151ZM151 223H150V225H151ZM154 223H153V224H154ZM157 223H159V222H157ZM174 223H176V222H174ZM180 223H181V222H180ZM188 223H189V222H188ZM192 223H193V222H191V224H190V226H189L188 228L191 227ZM194 223H193V224H194ZM203 223H204V224H202V225H205V222H203ZM211 223H212V222H211ZM211 223H210V224H211ZM27 224H28V223H27ZM41 224H43V223H41ZM44 224H46V223H44ZM44 224H43V225H44ZM49 224H50V222H49ZM72 224H70V225H72ZM124 224H125V223H124ZM171 224H172V223H171ZM182 224H183V223H182ZM212 224H213V223H212ZM226 224H228V223H226ZM226 224H225V226H226ZM233 224H235V223H233ZM47 225H48V224H47ZM142 225H143V224H142ZM160 225H161V224H160ZM162 225H163V223H162ZM168 225H170V224H168ZM176 225H177V224H176ZM185 225H186V224H185ZM185 225H184V228L182 227L183 229H186V228H185ZM214 225H215V227H216V224H214ZM223 225H224V224H223ZM236 225H237V224H236ZM40 226H42V225H40ZM49 226H50V225H49ZM52 226H53V224H52ZM54 226H55V223H54ZM57 226H58V224H57ZM75 226H76V225H75ZM75 226H74V227H75ZM114 226H115V225H114ZM116 226H117V225H116ZM121 226H122V225H121ZM137 226H139V228H140V224L137 225ZM166 226H167V225H166ZM166 226H165L164 228H167ZM173 226L175 227V225L172 224V227H171V228H173ZM182 226H183V225H182ZM186 226H187V225H186ZM193 226H194V225H193ZM209 226H210V225H209ZM209 226L206 227V228L209 229ZM211 226H212V225H211ZM38 227H39V225H38ZM47 227H48V226H46V229H47ZM62 227H63V226H62ZM143 227H144V225H143ZM143 227H142V228H143ZM147 227H148V226H147ZM157 227H158V225H157ZM157 227H155V228H153V229H150V231H149L148 233H147V232H143V231H144L145 229H147V228L144 227V230H142V231H140V230H141V229H140V230H139L140 233H141V232H143L144 234L147 233L146 235H143V233H142L141 235H143V236H133L134 234H132L131 236H129V234H128V237H127V235L124 233L125 235H124V234H123V235L126 236V237H123V235H121L122 233L119 234V235H121L122 237L119 236L120 238H118V239L116 240L117 242L114 241V243L116 242V245L119 247L118 253L120 254V256H121V257H122V256H123V257H124V256L132 257V255H133L134 252L137 250V248H139V247H138V244H140L141 242H143V241H145V240L147 239L146 241L148 242V249H147V252H146L145 254L143 253V255H144L143 258H144V259H142V260H143L142 262H144V264H145V263H146V264H160V263H162V262H166V263H167L168 260H169L170 257H171L170 255L173 253V250L176 248V246L179 247V245H178L179 242L177 243V245L174 246V244L172 243V242H173V241H172L173 239L170 238V234H171V233L169 232L170 234H168V233L165 231L166 229L164 230L162 227H158V228H157ZM169 227H170V226H169ZM169 227H168V228H169ZM202 227H203V226H202ZM212 227H213V226H212ZM222 227H223V226H219V227H217V229H218V228L221 229ZM43 228H44V227H43ZM53 228H55V227H53ZM123 228H124V229H127L128 226H127V227H123ZM151 228H152V227H151ZM168 228H167V230H169ZM178 228H179V224H178ZM191 228H196V227H191ZM198 228H201V226H200V227H197V229H198ZM203 228H205V226H204ZM206 228H205V230H206ZM223 228H224L225 230L228 229V228L226 229V227H223ZM235 228H236V227H235ZM237 228H238V227H237ZM46 229H45V230H46ZM56 229H57V228H56ZM58 229H60V228H58ZM58 229H57V230H58ZM63 229H64V227H63ZM124 229H122V231H125ZM136 229H137V228H135V230H136ZM174 229H175V228H174ZM174 229H173V230H174ZM42 230H43V229H42ZM42 230H41V231H42ZM51 230H52V228H51ZM57 230H56V231H57ZM60 230H61V229H60ZM78 230H80V229H78ZM114 230H115V229H114ZM130 230H131V229H130ZM130 230H129V231H130ZM135 230H133V231H135ZM170 230H171V229H170ZM191 230H192V229H191ZM202 230L204 231V229H202ZM225 230H223V231H225ZM47 231H48V230H47ZM62 231H63V230H62ZM81 231L84 232L83 230H81ZM115 231H116V230H115ZM146 231H148V230H146ZM171 231H172V230H171ZM194 231H195V232H193L192 234L196 236V237H195L196 239H203V238L207 237L205 234L201 233L200 231H196L195 229H194ZM203 231H202V232H203ZM207 231H208V230H207ZM214 231H215V230H214ZM51 232H52V231H51ZM54 232H55V231H54ZM54 232H53V233H54ZM86 232H85V233H86ZM127 232H128V231H127ZM210 232H211V231H210ZM216 232H217V231H216ZM216 232H215V233H216ZM263 232H264V231H263ZM64 233H65V232H63L62 234H64ZM131 233H132V231H131ZM174 233H175V232H174ZM178 233H179V232H177L176 234H178ZM186 233H187V232H186ZM211 233L213 234V231H212ZM225 233H226V231H225ZM227 233H226V234H227ZM54 234H55V233H54ZM58 234H59V236H60V233H58ZM138 234H139V233H138ZM180 234H181V236H182L183 232L180 233ZM180 234H178L179 237H180ZM209 234H210V233H209ZM212 234H211V235H212ZM220 234H221V233H220ZM226 234H225V235H226ZM42 235H44V234H42ZM87 235H89V233H86V236H87ZM136 235H137V233H136ZM207 235H208V234H207ZM211 235H210V236H211ZM215 235H216V234H215ZM223 235H224V234H223ZM223 235H220V236H223ZM225 235H224V238H225V240H227L228 238H227L226 236H228V235H226V236H225ZM230 235H229V236H230ZM51 236H54V235L52 234ZM51 236L49 237V239L51 238ZM61 236H62V235H61ZM74 236L77 237V234H76V235L74 234ZM79 236H80V235H79ZM89 236H91V235H89ZM171 236H172V234H171ZM173 236H174V235H173ZM213 236H214V234H213ZM218 236H219V233H218L217 237H218ZM263 236H264V234H263ZM39 237H40V238H39ZM47 237H48V236H47ZM67 237L69 238V236H67ZM75 237H72V239L74 240ZM82 237H84V236H81V238H82ZM116 237L114 238V240L116 239ZM176 237H177V236H175V237H173V238L175 239ZM192 237L194 238V236H192ZM54 238H55V237H54ZM77 238H79V237H77ZM94 238H93V239H94ZM177 238H178V237H177ZM224 238H222V239H224ZM226 238H227V239H226ZM61 239L63 240V238H61ZM61 239L59 238V240H61ZM64 239H65V238H64ZM70 239H71V238H70ZM84 239H86V238L84 237ZM84 239H83V240H84ZM91 239H92V238H91ZM179 239H180V238H179ZM206 239L210 240L211 237L209 238V235H208V238H206ZM263 239H264V238H263ZM42 240H43V239H42ZM54 240H55V239H54ZM62 240H61V241H62ZM78 240H79V239H78ZM95 240H96V239H94L93 241H95ZM190 240H191V237H190ZM192 240H193V239H192ZM194 240H195V239H194ZM194 240H193V241H194ZM37 241H38V240H37ZM37 241H36V242H37ZM50 241H51V240H50ZM57 241H58V240H57ZM61 241H60V243H61ZM67 241H68V239H67ZM67 241H66V242H67ZM70 241H71V240H70ZM80 241H81V240H80ZM89 241H90V240H89ZM89 241H88V242H89ZM111 241H113V239H112ZM174 241H175V240H174ZM177 241H178V239H177ZM183 241H184V240H183ZM183 241H182V242H183ZM213 241L216 242L217 240L215 241V240L213 239ZM213 241H212V242H213ZM221 241H222V240H221ZM258 241H259V240H258ZM41 242H42V241H41ZM41 242H40V243H41ZM46 242H47V241H46ZM48 242H49V241H48ZM48 242H47V243H48ZM53 242H54V241H53ZM53 242H52V243H53ZM64 242H65V241H64ZM64 242H62V244L65 246ZM76 242H77V241H76ZM84 242H85V241H83V242L81 241L80 243H84ZM175 242H176V241H175ZM185 242H186V241H185ZM194 242H195V241H194ZM194 242H193V243H194ZM207 242H208V241H206V243H207ZM210 242H211V241H210ZM219 242H220V240H219ZM262 242H263L262 244H264V240H263ZM40 243H39V244H40ZM71 243H72V242H71ZM77 243H78V242H77ZM77 243H76V244H77ZM90 243H91V241H90ZM95 243H96V241L93 242L94 247H95ZM111 243L113 244V242H111ZM144 243H145V242H143V244H144ZM196 243H197V242H196ZM200 243H201V241H200ZM224 243L227 245L226 242H223V244H224ZM37 244H38V243H37ZM42 244H43V243H42ZM48 244H49V243H48ZM48 244H47V245H48ZM54 244H55V243H54ZM54 244H53V245H54ZM66 244H68V243H66ZM101 244H103V243L101 242ZM112 244L108 243L109 246L112 245ZM188 244H190V243H188ZM197 244H198V243H197ZM212 244H214V243H212ZM216 244H217V243H216ZM220 244H221V243H220ZM225 244H224V245H225ZM33 245H36V244L33 243ZM33 245H32V247H33ZM45 245H46V243H45ZM45 245H44V246H45ZM56 245H57V243H56ZM80 245H82V244H80ZM86 245H87V244H86ZM88 245H89V244H88ZM98 245H99V242H98ZM98 245H97V246H98ZM113 245H115V244H113ZM141 245H142V243H141ZM203 245H204V244H203ZM207 245H209V244H207ZM207 245H206V246H207ZM210 245H211V244H210ZM260 245H261V244H260ZM260 245H259V246H260ZM54 246H55V245H54ZM84 246H85V245H84ZM106 246H107V244H105V247H106ZM109 246H107V248H111V247H109ZM146 246H147V244H146ZM183 246H184V245H183ZM196 246H197V245H196ZM198 246H199V245H198ZM200 246L202 247V245H200ZM206 246H205V247H206ZM212 246H213V245H212ZM216 246H217V245H216ZM219 246H220V245H219ZM219 246H218V247H219ZM262 246H263V245H262ZM49 247L52 248V247H53L52 244H51ZM62 247H63V246H62ZM65 247H66V246H65ZM65 247H63V248H65ZM70 247H71V246H70ZM72 247H73V246H72ZM77 247H79V246H77ZM82 247H83V246H82ZM86 247H87V246H86ZM113 247H114V246H113ZM118 247H117V248H118ZM156 247H157V248H158V247L161 248V250L159 249V250L161 251V252H160V253H161V257H159V258L161 259L162 262H160V263H159L160 260H158L159 258L156 259V257H154V252H155V251H153V249H154V250L157 249ZM178 247H177V248H178ZM180 247H182V246H180ZM186 247H187V246H186ZM186 247H185V248H186ZM214 247H215V246H214ZM214 247H213V248H214ZM221 247H222V245H221ZM221 247H220V248H221ZM6 248H9L8 251H10V253H11V254H9V255H10L9 258H7V255H6V253L4 252ZM30 248H31V247H30ZM30 248H29V250H30V252H31V249H30ZM40 248H41V246H40ZM55 248H57V247H55ZM60 248H61V247H60ZM83 248H84V247H83ZM91 248H93V247H91ZM96 248H98V247H96ZM102 248H103V247H102ZM187 248H189V247H187ZM187 248H186L185 250H187ZM211 248H212V247H210V249H211ZM262 248H263V247H262ZM33 249H34V248H33ZM37 249H39V247H38ZM37 249H36V250H37ZM41 249H42V248H41ZM41 249H40V250H41ZM48 249H49V248H48ZM58 249H59V248H58ZM78 249H80V247H79ZM104 249H105V248H104ZM113 249H114L115 252H116V246H115V248H113ZM140 249H141V247H140ZM142 249H143V248H142ZM142 249H141V251L144 252V249H143V250H142ZM191 249H192V247H191ZM191 249H189V250H191ZM193 249H194V244H193ZM196 249H197V248H196ZM203 249L205 250L204 247H203ZM203 249H202V250H203ZM214 249H215V248H214ZM222 249H223V247H222ZM263 249H264V248H263ZM44 250H46L45 247H44ZM82 250H83V249H82ZM82 250H81V251H82ZM91 250H92L93 252H95L93 249H91ZM99 250H101V247H100ZM183 250H184V247H183ZM185 250H184V252H183V254H182L183 256H185V255H184ZM197 250H198V249H197ZM207 250H208V249H207ZM218 250H219V248H218ZM228 250H229V249H228ZM259 250H258V251H259ZM56 251H57V249H56ZM83 251H84V250H83ZM83 251H82V252H83ZM102 251H103V249H102ZM175 251H176V250H175ZM175 251H174V252H175ZM191 251H192V250H191ZM210 251H212V250H210ZM214 251H215V250H214ZM220 251H221V250H220ZM230 251H228V253H229ZM46 252H47V251H46ZM52 252H54V251L52 250ZM57 252H58V251H57ZM61 252H62V251H61ZM73 252H74V251H73ZM85 252H86V251H85ZM107 252H108V250H107ZM138 252H140V251H137V253H138ZM176 252H177V251H176ZM189 252H190V251H189ZM193 252H194V250H193ZM195 252H196V251H195ZM202 252H203V251H202ZM212 252H213V251H212ZM32 253H33V252H32ZM37 253L39 254V252H38V251L35 252L36 255H35L34 261H38V259H39V258H38V259L36 260V258H37V256H38ZM42 253H43V252H42ZM47 253H48V252H47ZM49 253H51V252L49 251ZM96 253H97V252H96ZM100 253H103V252H100ZM141 253H142V252H141ZM197 253H198V251H197ZM199 253H200V251H199ZM204 253H205V251H204L202 254H204ZM261 253H262V252H261ZM56 254L58 255V253H56ZM62 254H63V253H62ZM88 254H89V253H88ZM112 254H113V253H112ZM174 254H175V253H173L172 255H174ZM185 254H186V253H185ZM190 254H191V253H190ZM190 254H186V255H190ZM193 254H194V253H193ZM217 254H218V255H219V254L221 255L222 253H217ZM217 254H216V255H217ZM236 254H235V255L233 254L232 256L235 257V256H237ZM31 255H32V254H31ZM33 255H34V253H33ZM42 255H43V254H42ZM42 255H40V256H42ZM47 255H48V254H47ZM47 255H46V256H47ZM51 255H52V254H51ZM89 255H90V254H89ZM140 255H141V254H140ZM140 255H139V256H140ZM155 255L157 256L156 253H155ZM179 255H180V254H179ZM191 255H192V254H191ZM194 255H195V254H194ZM194 255L192 256V259L194 258ZM196 255H197V254H196ZM199 255H200V254H198V258H197V259H199V257L201 256V255H200V256H199ZM228 255H229V254H228ZM261 255H262V254H261ZM43 256H44V255H43ZM90 256H91V255H90ZM90 256H89V257H90ZM100 256H101V255H100ZM110 256H111V255H110ZM158 256H159V253H158ZM158 256H157V257H158ZM183 256H182V258H181V257H178V258L183 259V258H184ZM108 257H109V256H106V257L104 256L105 259H106V258L108 259ZM111 257H113V259H115L114 256H111ZM121 257H120V258L118 257V258L121 259ZM128 257H127V259H130V258H128ZM173 257H174V256H173ZM173 257H172V258H173ZM196 257H197V256H196ZM205 257H206V255H205ZM205 257H203V258H205ZM46 258H47V257H46ZM46 258H44V259L46 260ZM55 258H56V257H55ZM55 258H54V259H55ZM83 258H85V260H86L87 257L85 256V257H83ZM83 258L81 257V260H84ZM125 258H126V257H125ZM136 258H139V257L137 256ZM172 258H171V259H172ZM105 259H104L103 261H105ZM107 259H106V261H109V260H107ZM109 259H110V257H109ZM163 259H164V261H163ZM180 259L178 260V262L180 261ZM186 259H187V257H186ZM189 259H190V258H189ZM195 259H196V258H195ZM195 259H194V260H195ZM197 259H196V263H195V264H198ZM262 259H263V258H262ZM40 260H41V259H40ZM40 260H39V262H41L43 259H42L41 261H40ZM51 260H52V259H51ZM85 260H84V261H85ZM88 260H90V259H88ZM131 260H132V259H131ZM139 260H140V259H139ZM176 260H177V259H176ZM194 260H193V261H194ZM200 260H201V258H200ZM203 260H204V259H203ZM207 260H208V259H207ZM224 260H225V261H224ZM32 261H33V260H32ZM47 261H48V258H47ZM79 261H80V260H79ZM84 261H82V262H84ZM99 261H100V259H99ZM101 261H102V260H101ZM132 261H134V260H132ZM172 261H173V259H172ZM184 261H185V260H184ZM205 261H206V260H205ZM208 261H209V260H208ZM208 261H207V263H208ZM45 262H46V261H45ZM50 262H51V261H50ZM71 262H72V260H71ZM80 262H81V261H80ZM109 262H110V261H109ZM180 262H183V261L181 260ZM180 262H179V264H182V263H180ZM190 262H191V261H190ZM190 262H189V263H190ZM194 262H195V261H194ZM199 262H200V261H199ZM201 262H202V261H201ZM29 263H30V262H29ZM33 263H34V262H33ZM47 263H48V262H47ZM78 263H79V262H78ZM97 263H98V262H97ZM183 263H185V262H183ZM187 263H188V261H187ZM191 263H192V262H191ZM191 263H190V264H191ZM203 263H204V262H203ZM209 263H210V262H209ZM259 263H260V262H259ZM5 264H6V263H5ZM19 264H20V263H19ZM36 264H38V263H36ZM49 264H50V263H49ZM51 264H52V262H51ZM54 264H55V263H54ZM85 264H86V263H85ZM88 264H89V263H88ZM170 264H171V263H170ZM176 264H177V262H176ZM185 264H186V263H185Z\"/></svg>",
  "mask_w": 264,
  "mask_h": 264
}]
</instances>
